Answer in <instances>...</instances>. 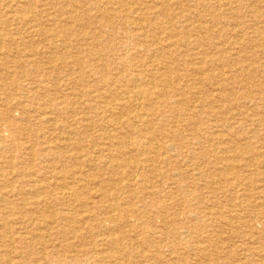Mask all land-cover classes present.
Here are the masks:
<instances>
[{"label": "rangeland", "instance_id": "1", "mask_svg": "<svg viewBox=\"0 0 264 264\" xmlns=\"http://www.w3.org/2000/svg\"><path fill=\"white\" fill-rule=\"evenodd\" d=\"M0 24L2 25L0 29V33L3 36V39L5 40H0V58H2V56L4 57L3 59H0V66L4 63H6V67L5 65L4 66H1V67H5V68H1L0 67V72H2V74L0 73V107L3 108V110L0 108V143H1V140L2 143H4V145L0 146V169L3 168L2 170H0V181L3 182L1 183L0 182V199H1V202H4L3 204H1L0 202V216H1V219H0V239L2 241H0V243L2 245H0V259L1 261L3 260V263L4 264H10L11 261L12 263L11 264H32V261L33 264H264V133H262V131L264 132V109H262L264 107V34L261 35V33H264V0H258L255 1V0H116V2L114 3V5L112 4L113 3V0H85L87 2V4L85 3L84 0H73L76 5H74V2L71 0H43L45 1L42 2V0H9V1H4L3 0H0ZM13 1V2H12ZM27 1H31L30 3H27ZM33 1L34 4H33ZM39 1V2H37ZM50 1V2H49ZM54 1V3L52 2ZM66 1V3H65ZM110 1V2H109ZM121 1V2H120ZM130 1V2H128ZM136 4H135V2ZM159 1V2H158ZM167 1V2H166ZM198 1V2H197ZM211 1V2H210ZM234 1V2H233ZM6 2V3H5ZM9 2V3H8ZM42 2V4H40ZM90 2V3H89ZM94 4H93V3ZM121 4H120V3ZM151 2V3H150ZM177 2V3H176ZM189 2V3H188ZM191 2V3H190ZM218 2V3H217ZM244 2V3H243ZM248 2V3H247ZM17 3V4H16ZM25 3V4H24ZM50 3V4H49ZM60 3V4H59ZM71 3V4H69ZM83 3V4H82ZM140 3V5H139ZM157 3V4H156ZM166 3V4H165ZM169 3V4H167ZM175 3V4H174ZM215 3V4H214ZM222 3V4H221ZM39 5L38 8H40L41 10H39L37 8V6ZM54 4H56L54 6ZM70 8H69V6ZM130 4V5H129ZM186 4V5H185ZM191 6H190V5ZM203 4V5H202ZM206 4V6H205ZM217 4V5H216ZM254 4V5H253ZM256 4V5H255ZM3 5V6H2ZM15 7H14V6ZM27 7H26V6ZM29 5L32 7L29 8ZM50 5V6H49ZM61 5H63V9H61ZM80 5H83L85 7L81 8ZM96 5V6H95ZM110 5V6H109ZM119 5H121L119 7ZM142 5V6H141ZM144 5V6H143ZM153 5V7H152ZM169 5V6H167ZM176 5V6H175ZM177 5H180L177 6ZM183 5V6H182ZM222 5L224 7H222ZM253 5V6H252ZM2 6V7H1ZM13 6V7H11ZM22 6V7H21ZM43 6V7H41ZM45 6V7H44ZM49 6V7H48ZM52 6V8H51ZM66 9H65V7ZM72 6V7H71ZM77 8V11L74 10L76 9L75 7ZM79 6V7H78ZM103 6V7H102ZM104 6H106L104 8ZM113 6V7H112ZM140 6V7H139ZM147 6V8L145 7ZM177 8H175V7ZM211 6V7H210ZM218 6V7H217ZM239 6V7H238ZM25 11L24 10V8ZM90 7H93L92 9H96L97 11L95 10H92ZM97 7V8H96ZM116 7H119L116 9ZM132 8L133 11V14L135 13V16L132 15V13H130L129 15H127V13L124 12V10H126V8ZM167 7V9L165 8ZM197 7V8H196ZM210 7V8H209ZM216 7V8H215ZM234 7V9H233ZM4 8V9H3ZM14 8V9H13ZM23 8V9H21ZM28 8V9H26ZM45 8V9H43ZM49 8H51V11ZM73 8V9H72ZM103 8V9H102ZM142 8H144L142 10ZM152 8V9H151ZM163 8V9H162ZM169 12H167L165 9ZM173 8V10H171ZM180 8V9H179ZM187 8V9H185ZM198 8H201L200 10ZM219 8V9H218ZM231 8V9H230ZM246 8L249 10L246 11ZM10 9V10H9ZM24 11V13L21 11ZM49 9V10H48ZM59 9V10H58ZM81 9V10H80ZM85 9V10H84ZM90 9H91V12H90ZM100 9V10H99ZM112 9V14L110 13ZM179 9V11L177 10ZM225 11H223V10ZM228 12H227V10ZM240 9V10H239ZM252 9V10H251ZM37 10V11H36ZM62 10V11H61ZM80 10V11H78ZM84 10V11H83ZM89 10V11H88ZM99 10V12H98ZM103 10V11H102ZM108 10V11H107ZM115 10V11H114ZM142 10V11H141ZM152 10V11H151ZM160 10V11H159ZM163 10H164V13H163ZM182 10V11H181ZM188 10V11H187ZM199 10V11H198ZM231 10V11H230ZM259 10V11H258ZM6 11V13H5ZM8 11V12H7ZM10 11V12H9ZM13 11V12H11ZM19 11V15L17 14ZM42 11V12H40ZM61 11V12H60ZM118 13H117V12ZM124 14H123V12ZM136 11H138L136 13ZM140 11V12H139ZM162 11V12H161ZM176 11V12H175ZM224 13H223V12ZM230 11V13H229ZM233 11V12H232ZM244 11V12H243ZM253 11V12H252ZM255 11V12H254ZM45 12V13H44ZM49 14H48V13ZM51 12V13H50ZM56 12V13H55ZM66 12V13H65ZM70 12V13H69ZM85 12V15L84 13ZM87 12V13H86ZM104 12V13H103ZM155 14H154V13ZM161 12V13H160ZM180 14H178V13ZM187 12V13H186ZM204 12V13H203ZM211 12V14H210ZM221 12V13H220ZM236 12V13H235ZM249 12V13H248ZM10 13V14H9ZM16 13V14H15ZM28 15H26V14ZM38 13H41V14H45V16L43 15H40ZM65 13V14H63ZM73 13V14H72ZM79 13H82L80 15H77ZM142 13V14H141ZM153 13V15H152ZM174 13V14H173ZM223 13V14H222ZM226 13V14H225ZM244 13V14H243ZM247 13V14H246ZM251 13V14H250ZM256 13V14H255ZM7 14V15H5ZM12 14V15H11ZM22 14V15H21ZM54 14V15H53ZM61 14H62V17H61ZM98 14V15H96ZM104 14V15H102ZM111 14V15H110ZM114 14V15H113ZM150 14V15H149ZM195 14V15H194ZM222 14V15H221ZM261 14V16H260ZM17 15V16H16ZM24 15V16H23ZM40 15V16H39ZM48 15V16H47ZM50 15V16H49ZM59 15L60 16V20H59ZM106 15V17H105ZM122 15V16H121ZM124 15V16H123ZM155 15V16H154ZM169 15H170V18H169ZM191 15V16H190ZM193 15V16H192ZM233 15V16H232ZM240 15V16H239ZM259 15V17L257 16ZM23 16V17H22ZM35 16V17H33ZM42 16V17H41ZM54 16V17H53ZM56 16V17H55ZM71 20H70V18ZM77 16V17H76ZM81 17V18H78V17ZM96 16V17H94ZM108 16V17H107ZM111 16V17H110ZM114 16V17H113ZM129 16V17H128ZM133 16V17H132ZM201 16V17H199ZM220 16V17H219ZM22 17V18H21ZM27 19H25V18ZM31 17V18H30ZM39 17V18H38ZM50 17V19L48 18ZM113 17V18H112ZM140 17V18H139ZM175 17V18H174ZM185 17H187L185 19ZM222 17V18H221ZM228 17V18H227ZM232 17V18H231ZM236 17V19H235ZM241 17V18H240ZM251 17V18H250ZM16 20H15V19ZM20 18V19H18ZM34 18V23L33 22V19ZM55 18V19H54ZM108 18V19H107ZM124 18V19H122ZM127 18V19H126ZM152 18V20H151ZM162 18V19H161ZM193 18V20H192ZM196 20H195V19ZM201 18V19H200ZM209 18V19H208ZM215 18V20H214ZM218 18V19H217ZM247 18V19H246ZM255 18V19H254ZM11 19V20H10ZM36 19H37V22H36ZM41 19V20H40ZM46 19V21H45ZM49 19V21L47 20ZM58 19V20H57ZM64 19L65 22H63L62 20ZM74 19V20H73ZM78 19V20H77ZM93 19V20H92ZM100 19V20H99ZM106 19V20H105ZM118 19H122L120 21H118ZM138 19L141 21H144L140 23L139 25V21ZM145 19V20H144ZM160 19V20H159ZM189 19V20H188ZM258 19V20H256ZM261 19V20H260ZM8 20V21H7ZM32 20V21H30ZM44 20V21H42ZM57 22H56V21ZM132 20V21H131ZM136 20L134 23L133 21ZM236 20V21H235ZM12 21H17L15 22L16 24L14 25V22ZM41 23H40V22ZM69 21V24L68 22ZM78 21V22H77ZM82 21V22H81ZM109 21V23H108ZM192 21V22H191ZM195 21V22H194ZM203 21V22H202ZM214 23H212V22ZM231 21V22H230ZM234 21V22H233ZM250 21V22H249ZM257 21H258V26H257ZM32 24H31V23ZM43 22L45 24H43ZM50 22V23H49ZM55 22V23H54ZM85 22V23H84ZM89 22V23H88ZM94 22V23H93ZM107 22V23H106ZM120 22H122L121 24H119ZM147 22V23H146ZM168 22V23H167ZM189 22V23H188ZM194 22V23H193ZM216 22V23H215ZM256 22V23H255ZM27 23V24H26ZM31 26H30V24ZM36 23V24H35ZM49 23V24H48ZM52 23H54L52 25ZM59 23V25H58ZM67 23V24H66ZM75 23V25H74ZM116 23V24H115ZM125 26H124V24ZM133 23V24H131ZM157 23V24H156ZM162 23V25L160 24ZM241 23V24H240ZM243 23V24H242ZM6 26H5V25ZM9 26H8V25ZM25 26H24V25ZM42 24V25H41ZM56 24V25H55ZM63 24L65 27H63ZM79 24V26H77ZM115 24V25H114ZM131 26H130V25ZM138 24V26H137ZM147 24V25H146ZM160 24V25H159ZM167 24V26H166ZM221 24V25H220ZM233 24V25H232ZM252 24V26L250 25ZM260 24V26H259ZM37 27H36V26ZM47 25V26H46ZM84 25V26H83ZM94 25V26H93ZM169 25V26H168ZM188 25V27H187ZM192 25V26H190ZM197 25V27H195ZM213 25V26H212ZM215 25V26H214ZM231 25V26H229ZM235 25V26H234ZM5 26V27H3ZM27 26V27H26ZM42 26V29L41 27ZM46 26V27H45ZM63 27V29H60L59 27ZM73 26V28L71 27ZM77 26V27H76ZM87 26V27H86ZM93 26V29L91 28ZM110 26V27H109ZM122 26V27H120ZM145 26V27H144ZM182 26V27H181ZM190 26V27H189ZM228 26V27H227ZM256 26V27H255ZM30 27V28H29ZM36 27L37 28H40V29H37L38 32H36L37 30L34 29ZM54 27V28H53ZM68 27V28H67ZM77 29H76V28ZM86 27V28H85ZM120 27V30L118 29ZM137 29H135V28ZM140 27V28H139ZM187 27V29H186ZM200 27V28H199ZM235 27V28H234ZM21 28V29H20ZM33 28V29H32ZM45 28V29H44ZM75 28V29H74ZM91 28V29H90ZM113 28V29H111ZM189 28V29H188ZM193 28V29H192ZM210 28V29H209ZM212 28V29H211ZM223 30H222V29ZM6 29V30H5ZM14 29V30H13ZM81 29V30H80ZM86 29H88V31H92V32H88ZM111 29V30H110ZM122 29V30H121ZM124 29V30H123ZM135 30L133 32V30ZM143 29V30H142ZM201 29V31H200ZM203 29V30H202ZM231 29V30H230ZM261 29V30H260ZM5 30V31H4ZM18 30V32H16L14 34L13 31H16ZM40 30L42 31V33L44 34L45 30H46V34L49 33V34H45L43 35ZM44 30V31H43ZM50 30V31H49ZM77 30V31H76ZM95 30V31H94ZM119 30V31H117ZM129 30V31H128ZM131 30V31H130ZM139 30V32H138ZM213 30V31H212ZM220 30V32H219ZM8 31V32H7ZM22 31H25L27 33H24ZM35 31V32H34ZM71 31V32H70ZM77 33L75 35V33ZM84 31V32H83ZM106 31V32H105ZM121 31V32H120ZM188 31V32H187ZM194 31V32H192ZM238 31V32H237ZM3 32V33H2ZM34 32V34H33ZM52 32V33H51ZM62 32V33H61ZM73 32V33H72ZM83 32V33H82ZM129 32V33H128ZM136 32V33H135ZM218 32V33H217ZM225 32V33H224ZM8 33V35L6 34ZM36 33H38L37 35H35ZM69 33L71 35H69ZM79 33V34H78ZM81 33V34H80ZM90 33H92V36H90ZM98 33V34H96ZM106 33V34H104ZM123 33V34H122ZM128 33V34H127ZM143 33V34H142ZM186 33L187 35L189 36H186ZM189 33H192L189 35ZM196 33V34H195ZM223 33V35H222ZM0 34V36H2ZM13 34V35H12ZM25 34V35H24ZM29 34V35H28ZM42 36H41V35ZM54 34V35H53ZM68 34V35H67ZM89 34V35H88ZM110 34V35H109ZM120 34V35H119ZM184 34V35H183ZM18 35L20 36L19 39L15 38L18 37ZM30 39H29V37ZM39 35V36H38ZM52 37H50V36ZM64 35V36H62ZM78 35V37H77ZM87 38H86V36ZM112 35V36H111ZM122 35V36H121ZM142 35V36H141ZM170 35V36H169ZM200 35V36H199ZM202 35V36H201ZM211 35V36H210ZM235 35V36H234ZM239 35V36H238ZM6 36H8L7 39ZM14 36V37H13ZM27 36V37H26ZM56 36V38H55ZM66 36H69V37H66ZM84 36V37H82ZM90 36V37H89ZM102 36V37H101ZM127 36V37H126ZM130 36V37H129ZM149 36V37H148ZM172 36V37H171ZM184 36V37H183ZM190 36L192 38H190ZM209 36V37H208ZM223 36V37H222ZM230 36V39L229 37ZM234 36V37H233ZM238 36V37H237ZM40 37V38H39ZM43 37V38H41ZM48 37L50 39H48ZM54 37V39H53ZM65 37V38H64ZM95 37V38H94ZM107 37V38H105ZM150 39H148V38ZM211 37V38H210ZM2 37H0L1 39ZM10 38H11V42H10ZM39 38V40H37ZM58 38V39H57ZM68 38V40H67ZM76 40H75V39ZM82 38V39H81ZM112 38V39H111ZM209 38V39H208ZM239 38V39H238ZM247 38V40H246ZM250 38V39H249ZM254 38V39H253ZM23 39V41H22ZM29 39V40H28ZM45 39H47L45 41ZM63 39V40H62ZM89 41H88V40ZM102 39V40H100ZM214 39V40H213ZM227 39V40H226ZM242 39V40H241ZM9 41L7 44L10 45V43L12 44L13 46V50L12 51V46H8L6 43L4 44V42L6 41ZM19 40V41H18ZM43 40L45 42H43ZM66 40V41H65ZM82 40V41H81ZM91 40V41H90ZM100 40V41H99ZM108 40V41H107ZM118 40V41H117ZM133 40V41H132ZM148 40V41H147ZM151 40V42H150ZM185 40V42H183ZM222 40V41H221ZM234 42H232V41ZM238 40V41H237ZM241 40V41H239ZM3 41V42H2ZM18 41V42H17ZM30 41V42H29ZM33 41V42H32ZM39 41V42H38ZM41 41V42H40ZM51 41L53 42V44H56V45H53L51 43ZM73 41V42H72ZM78 41V42H77ZM86 41V42H85ZM97 41V42H96ZM104 42V43H101V42ZM106 41V42H105ZM153 41V42H152ZM192 41V42H191ZM197 41V42H196ZM227 41V43H226ZM244 41V42H243ZM247 41H251L247 43ZM32 42V44H31ZM38 42V43H37ZM57 42V43H56ZM62 42V43H61ZM73 44H72V43ZM83 42V43H82ZM85 42V43H84ZM125 42H126V45H125ZM136 42V43H135ZM184 44H183V43ZM203 42V43H202ZM224 42V43H223ZM231 42V43H229ZM237 45H236V43ZM240 42V43H238ZM25 43V44H24ZM29 43V44H28ZM42 43V44H40ZM75 43V44H74ZM97 43L99 45H97ZM107 43V44H106ZM119 43V44H117ZM140 43V45H139ZM144 43V44H143ZM148 43V44H147ZM155 43V44H154ZM169 45H168V44ZM179 43V44H178ZM193 45H191V44ZM199 43V44H198ZM213 43V44H212ZM217 43V45H216ZM245 43V45H244ZM29 46L30 44V47L26 48L27 45ZM38 44H40L38 46ZM87 44V45H85ZM104 44V45H102ZM114 45V47L112 48V46ZM121 44V45H120ZM123 44V45H122ZM138 44V45H137ZM152 44V45H150ZM167 44V45H166ZM188 44V45H187ZM220 44V45H219ZM235 44V45H234ZM250 44V45H249ZM252 44V45H251ZM259 47H258V45ZM260 44L262 46H260ZM7 45V46H5ZM25 45V46H24ZM34 45V48L32 47ZM44 47H43V46ZM51 45V46H50ZM61 45V46H60ZM73 45V46H72ZM74 45L76 47H74ZM84 45V47H83ZM96 45V46H95ZM117 45V46H116ZM148 45V46H147ZM184 45V46H183ZM186 45V46H185ZM203 45V46H202ZM214 45V46H213ZM224 45V47H223ZM233 45V46H232ZM247 45V46H246ZM22 46V47H20ZM61 48H60V47ZM67 48L66 51H64L65 49L63 48ZM66 46H70L69 48L66 47ZM81 48H80V47ZM89 46V48L86 47ZM93 49H90L91 47ZM105 46V47H104ZM111 46V47H110ZM123 48H121V47ZM125 46V47H124ZM138 46V47H137ZM153 46V47H152ZM164 46V47H163ZM172 46V47H171ZM180 46V47H179ZM192 46V47H191ZM205 46V47H204ZM245 46V47H244ZM250 48H249V47ZM10 49H9V48ZM20 47V48H19ZM24 47V48H23ZM32 47V48H31ZM38 47V48H37ZM58 47V48H57ZM79 49H78V48ZM96 47H99V48H96ZM107 47V48H106ZM152 47V48H151ZM166 47V48H165ZM178 47V48H177ZM188 47V49H187ZM193 47L195 49H193ZM197 47V48H196ZM199 47V48H198ZM212 47V48H211ZM262 47V48H260ZM5 48V49H4ZM26 48V49H25ZM43 48V50H42ZM73 48V49H72ZM77 48V49H76ZM83 48V49H82ZM103 48H105L103 50ZM121 48V50H120ZM126 48V49H125ZM165 48V49H164ZM223 48V49H222ZM236 48H237V51H236ZM247 48V49H246ZM19 49V50H18ZM29 49V50H28ZM34 49V50H32ZM36 49H39V50H36ZM47 49V50H46ZM49 49V51H48ZM63 49V50H62ZM70 51H69V50ZM82 49V50H81ZM99 49V50H98ZM111 49V51H110ZM153 49V50H151ZM173 49V51H172ZM179 49V50H178ZM191 49V50H190ZM193 49V50H192ZM233 49V50H232ZM240 49V50H239ZM262 49V50H261ZM8 50V51H7ZM24 50V51H23ZM52 50V51H51ZM57 50V52H56ZM63 52H61V51ZM86 51V53L84 51ZM90 50V51H89ZM98 51V52H95ZM115 50V51H114ZM123 50V51H122ZM184 50V51H183ZM210 50V51H209ZM214 50V52H213ZM20 51V52H19ZM30 51V53L28 52ZM33 51H37L35 53H33ZM51 51V52H50ZM72 51V52H71ZM78 51L77 54L76 52ZM82 51V52H81ZM87 51H89V54L87 53ZM105 51V53H104ZM108 51H110L109 53H107ZM127 51V52H125ZM144 51V52H143ZM205 51V52H204ZM218 51V52H217ZM221 51V52H220ZM244 51V52H243ZM9 54H7V53ZM19 52V53H17ZM27 52V54H26ZM40 52V53H39ZM60 52V54H58ZM67 52V53H66ZM71 52V53H70ZM94 52V53H93ZM115 52V53H114ZM123 52V53H122ZM139 54H137V53ZM150 52V53H149ZM160 55H159V53ZM171 52V53H170ZM176 52V54H174ZM181 52V53H180ZM185 52V53H184ZM190 52V53H189ZM195 53V56L193 57H190L192 56L194 53ZM199 52V53H198ZM201 52V53H200ZM233 52V53H232ZM235 52V53H234ZM241 52V54H237V53ZM259 52V53H257ZM23 53V54H22ZM29 53V54H28ZM43 53L45 54V56L43 55ZM49 53V55H47ZM51 53V54H50ZM64 55V57L62 56H59V55ZM65 53V54H63ZM91 53H93L91 55ZM96 53V55H95ZM98 53L100 54V57H96L98 56ZM107 53V54H106ZM113 54V57L112 58V54ZM122 53V54H120ZM189 53V54H188ZM193 53V54H191ZM203 53V55H202ZM211 53V55H210ZM222 53V54H221ZM261 53V54H260ZM5 54V55H4ZM11 54V55H10ZM15 54V55H14ZM20 54V55H19ZM31 54V55H30ZM32 54H35L36 56V59L40 57V59H35L34 60V57ZM42 54V55H41ZM57 54V55H56ZM76 56L73 58V56ZM109 54V55H108ZM120 54V56H119ZM124 54V55H123ZM130 54V55H129ZM132 54V55H131ZM157 54V55H156ZM164 54V55H163ZM176 56H174V55ZM202 57H201V55ZM207 54V55H206ZM236 54V55H235ZM8 55V56H7ZM14 55V56H13ZM150 55V56H149ZM170 55H172L170 57ZM178 55V56H177ZM198 55V56H197ZM200 55V56H199ZM234 55V57H233ZM240 55V56H239ZM9 58H13L14 59H10V62L9 59H6L7 57ZM15 56L17 58V60L15 59ZM20 56H22L21 58H19ZM30 56V57H29ZM33 56V57H32ZM38 56V57H37ZM53 56V57H52ZM93 56V57H92ZM107 56L105 59L103 57ZM109 56V57H108ZM116 56V58H115ZM132 56V57H131ZM136 56V57H134ZM159 56V57H157ZM168 58H167V57ZM220 56V57H219ZM223 56L225 58H223ZM252 56V57H251ZM259 56V57H258ZM43 59H42V58ZM49 59H48V58ZM55 57V58H54ZM58 57V58H57ZM62 57V58H61ZM69 57H72V61ZM79 57V58H78ZM95 57V58H94ZM120 57V58H118ZM151 57V58H150ZM166 57V58H164ZM174 57V59H173ZM176 57V58H175ZM229 57V58H228ZM24 58V59H23ZM28 58V59H27ZM32 58V60H30ZM46 59H48L49 61L52 60L54 58V60H57V61H44ZM60 58V59H59ZM64 58V59H63ZM68 58V59H67ZM76 58V59H75ZM84 58V60H83ZM86 58V59H85ZM94 58V59H93ZM131 59V60H127V59ZM202 58V60H201ZM237 58V59H236ZM258 58V59H257ZM24 61H22V60ZM26 59V61H25ZM67 61H66V60ZM82 59V60H81ZM87 59L91 60V62H93L92 65L91 62ZM118 59V60H117ZM150 61H149V60ZM155 59V60H153ZM167 59V60H166ZM168 59L170 61H168ZM182 61H181V60ZM194 59V60H193ZM225 59V60H224ZM227 59V60H226ZM233 59V60H232ZM252 59V60H251ZM256 59V60H255ZM6 60V62H5ZM15 60V61H14ZM43 60V61H42ZM60 60V61H59ZM64 62V65L62 64ZM93 60V61H92ZM102 60V61H101ZM113 61L114 64L112 62H109V61ZM116 60V61H115ZM139 60V61H138ZM176 60V61H174ZM196 60V62H195ZM216 60V61H215ZM232 60V61H231ZM239 60V61H238ZM32 62L33 64H30L29 63ZM37 61V62H36ZM39 61V62H38ZM71 61V62H70ZM76 61V62H75ZM80 61V62H79ZM83 61V63H82ZM97 61V62H96ZM104 61V62H103ZM108 61V62H107ZM119 61V62H118ZM131 61V62H130ZM133 61V62H132ZM144 61H146V66H144ZM180 61V62H179ZM185 61L187 63H185ZM207 61V62H206ZM227 61V62H226ZM231 61V63L229 62ZM236 61V62H235ZM252 61V63H251ZM2 62V64H1ZM18 62V67L16 68L17 66V63ZM47 62V63H46ZM56 62V63H55ZM85 62V63H84ZM94 62L96 64H94ZM103 62V63H102ZM173 62V63H172ZM224 62V63H223ZM240 62V63H239ZM11 63V64H10ZM13 63H16L13 64ZM26 63L27 65H24ZM39 63V65L37 64ZM41 63V64H40ZM48 63H51L50 65H47ZM60 65L58 66L57 65ZM74 63L78 64V66H74L73 65ZM91 64L93 68H97L98 72L101 73V76L103 77H100V73L97 72L96 69H92L88 64ZM111 63V64H110ZM149 63V65H148ZM151 63V64H150ZM161 63V64H160ZM169 63V64H168ZM192 63V64H191ZM229 63V65H227ZM237 65H236V64ZM29 64V65H28ZM46 64V66H45ZM67 64V65H66ZM69 64H71L70 66H68ZM120 65V66H116V65ZM124 64V65H123ZM129 64V65H128ZM156 64H157V67H156ZM181 64V66H180ZM224 64V65H223ZM235 64V65H234ZM255 64V65H254ZM33 67H32V66ZM34 65L36 66H39L40 69H38V67H34ZM44 65V66H42ZM56 65L58 66V68L56 67ZM82 65V67H81ZM87 65H88V69L87 68ZM107 67H106V66ZM112 65V66H111ZM205 65V66H204ZM212 65V66H211ZM214 65V66H213ZM216 65L218 67H216ZM247 65V67H246ZM8 66V67H7ZM20 66L22 67L23 66V71H21L20 69ZM26 66V67H25ZM31 66V68H30ZM48 66V67H47ZM55 66V67H54ZM64 66V67H63ZM100 66V67H99ZM129 66V67H128ZM178 66V68H177ZM186 66V67H185ZM210 66V67H209ZM221 66V67H220ZM224 66V67H223ZM237 66V67H236ZM10 67V68H9ZM44 67V69H43ZM50 67V68H49ZM53 67V69L51 68ZM68 67H70V69H68ZM76 67V68H75ZM114 67L116 68L115 69V73L114 72H111L109 73V71H114ZM123 67H125V69H123ZM133 67V68H132ZM144 67V69H143ZM154 67V68H153ZM156 67V68H155ZM162 67V69L160 68ZM183 67V68H181ZM188 67V68H187ZM197 67V68H196ZM204 67V69H203ZM215 67V68H213ZM220 67V68H219ZM228 67V68H227ZM249 67V68H248ZM256 67V69H255ZM9 70H8V69ZM19 68V69H18ZM28 68V70H27ZM37 68V69H35ZM42 68V70H41ZM46 68V69H45ZM64 68V69H63ZM79 68V69H78ZM84 68V70H83ZM101 68V70H100ZM112 68V69H111ZM158 68H160L161 70H159ZM164 68V69H163ZM196 68L197 70V73L195 71ZM219 68V69H218ZM226 68V69H225ZM233 68H234V71H233ZM248 68V69H247ZM5 69V70H4ZM12 69V70H10ZM14 69V70H13ZM15 69H17L15 71ZM30 69V70H29ZM49 69V70H48ZM77 69L78 72L75 70ZM134 69V70H133ZM152 69V71L150 70ZM176 70V72L174 70ZM187 69V70H186ZM192 69V70H191ZM199 69V70H198ZM223 71H222V70ZM228 69V70H227ZM239 72H237L238 70ZM7 70H8V74H7ZM27 70V71H26ZM33 70V71H32ZM39 70V71H38ZM46 70V71H44ZM52 70V71H51ZM61 72H60V71ZM66 70V71H65ZM80 70V71H79ZM83 70V73L82 71ZM90 70V72L88 71ZM95 72H93V71ZM123 70V71H122ZM131 70V72H130ZM142 70V71H141ZM145 72H144V71ZM159 70V72L157 71ZM166 70V71H165ZM169 72H168V71ZM173 70V71H172ZM190 70V71H188ZM208 70V71H207ZM213 70V71H212ZM215 70V71H214ZM218 70V71H217ZM246 70V71H245ZM12 71V72H11ZM37 71V75H34L36 73H33ZM41 71V72H40ZM48 71V73H47ZM52 74H51V72ZM60 72L57 73V72ZM72 71V72H71ZM104 73H103V72ZM119 71V72H118ZM122 71V72H121ZM207 71V72H206ZM217 71V72H216ZM226 71V72H225ZM229 71V72H228ZM234 73H233V72ZM262 71V72H261ZM6 74H5V73ZM11 72V75L10 73ZM20 72H23V73H20ZM24 72L25 75H24ZM33 74H32V73ZM66 72V76L64 75V73ZM69 72V73H68ZM77 72V73H76ZM82 74H81V73ZM92 72V74H91ZM96 72L98 73V79L95 78L94 76H96ZM138 72V73H137ZM151 72V75L150 73ZM163 72H166V73H163ZM174 72V73H173ZM189 72L191 74H189ZM206 72V73H205ZM212 72V73H211ZM220 72V73H218ZM253 73V74H250ZM258 72L259 73V76L258 74L256 73ZM3 73L5 75H3ZM29 73V75H28ZM42 73V74H41ZM44 73H45V76H44ZM50 73V74H49ZM55 73V74H54ZM72 73V74H71ZM80 73V74H78ZM90 73V74H89ZM113 73V75H112ZM118 73V77L117 74ZM127 73V74H126ZM137 73V74H136ZM160 73V74H159ZM171 73V74H170ZM201 73V75H199ZM203 73V74H202ZM210 73H211V76H210ZM230 73V74H229ZM234 74L233 76H231L232 74ZM16 74L18 75L16 77ZM21 74V75H19ZM49 75H54L53 77L52 76H48ZM70 77V79L68 78V75ZM75 74V75H74ZM77 74V75H76ZM103 74V75H102ZM105 74V75H104ZM107 74V75H106ZM121 74V75H120ZM125 74V75H124ZM129 74V75H128ZM131 74V75H130ZM134 74V76H133ZM165 74V75H164ZM175 74V76H174ZM189 74V76H188ZM217 74H218V77H217ZM221 74V75H220ZM228 74V75H227ZM262 74V75H261ZM3 75V76H2ZM9 75V76H8ZM23 75V76H22ZM32 77V80H31V83L29 81V78ZM40 75V76H39ZM47 75V76H46ZM63 75V76H62ZM73 77H72V76ZM79 75V76H78ZM83 75V77H82ZM87 78L89 77L90 79L92 80H89V78H85L86 76ZM110 75V77H109ZM113 77H112V76ZM120 75V76H119ZM128 75V76H126ZM227 75V76H226ZM22 76V77H21ZM26 76V78H24ZM43 76L45 77V79L43 78ZM65 76V77H64ZM77 76V77H76ZM85 76V77H84ZM91 76H93L94 78H92ZM107 76V78H106ZM130 76V77H129ZM136 76V77H135ZM143 80H141L140 78L138 79L137 77H139ZM144 76V77H143ZM157 76V77H156ZM165 76V77H164ZM203 76V77H202ZM209 76V77H208ZM213 76V77H212ZM219 76H222V77H219ZM236 76L238 78H236ZM249 76V77H248ZM35 77V79H33ZM38 77H41L40 80H38L39 78ZM48 79H47V78ZM65 79H64V78ZM67 77V78H66ZM78 77H80V79H78ZM112 77V78H111ZM121 77V78H120ZM129 77V78H128ZM134 77V78H133ZM150 77V78H149ZM161 77V79H160ZM174 77V78H173ZM209 78L207 79L208 82L211 84L209 85V83L206 80V78ZM212 77V78H210ZM242 77H245L242 79ZM6 78V79H5ZM15 78H16V82H15ZM18 78H22L21 80L18 79ZM38 78V79H37ZM44 80H43V79ZM50 78V80H49ZM54 80H53V79ZM62 78V79H61ZM72 78V79H71ZM102 78V80H101ZM115 78V79H114ZM136 78L139 80H136ZM145 78V79H144ZM157 80H156V79ZM177 78V79H176ZM186 78V79H185ZM197 78V79H196ZM199 78V79H198ZM219 78V79H218ZM229 78V79H228ZM2 79V80H1ZM9 80L8 81H5V80ZM75 79L79 80L78 82L75 81ZM86 79V80H85ZM96 79L98 81H96ZM101 81H100V80ZM112 79V80H111ZM129 79V80H127ZM184 79V80H183ZM195 81H193V80ZM215 79H216V82H215ZM237 79V80H236ZM245 79V80H244ZM20 80V81H19ZM26 82H25V81ZM35 80V81H34ZM36 80L38 82H36ZM48 80V82H46ZM65 80V81H64ZM89 80V81H88ZM114 80V81H113ZM116 80V81H115ZM135 80V81H134ZM161 80V81H160ZM173 80H176V81H173ZM191 80V81H190ZM212 82H211V81ZM214 80V81H213ZM262 80V81H261ZM2 81H4L2 83ZM23 83H22V82ZM42 81L44 83V86L46 85V88L43 86L42 84ZM53 81V82H52ZM67 81V82H66ZM74 81V82H72ZM106 81V82H105ZM112 83H110V82ZM128 81V82H127ZM132 84L128 86V83L130 84L131 82ZM139 83V87L137 86V82ZM166 81V82H165ZM180 83H179V82ZM184 81V82H182ZM207 83H205V82ZM220 81V83H219ZM232 81V82H231ZM19 82V83H17ZM28 82V83H27ZM40 82V83H39ZM70 82H71V87L69 86L70 85ZM84 82V83H83ZM86 82H88V84L91 85H88L86 84ZM103 82V83H102ZM114 82H117V83H114ZM143 84H142V83ZM147 82V83H146ZM165 82V83H164ZM174 82V84H173ZM187 82V83H186ZM218 82V83H217ZM225 82V83H224ZM238 84H237V83ZM246 82H249L248 84ZM263 82V83H262ZM9 83V84H8ZM38 84H42L41 86H37L38 89H36V85ZM46 83V84H45ZM68 84V87H67V84ZM76 83V84H74ZM109 83V84H107ZM114 83V84H113ZM122 83V84H121ZM141 83V84H140ZM162 83V84H161ZM170 83V85L168 84ZM176 83V84H175ZM196 83V85H195ZM217 83L215 86L214 84ZM232 85H231V84ZM236 83V84H235ZM3 84H5V87L7 88L8 85L9 87L7 88L8 91L4 86ZM18 84V85H17ZM20 84V85H19ZM25 84H35L34 88L33 86H26ZM64 84V85H63ZM74 84V86H72ZM80 84V85H79ZM87 87H86V85ZM99 84V85H98ZM118 84V85H117ZM126 84V85H125ZM134 84V85H133ZM149 84V85H148ZM167 84V86L165 85ZM184 84V85H182ZM213 84V85H212ZM252 84V85H250ZM2 85V86H1ZM10 85L11 88H10ZM93 85H97L98 89L94 87L92 88ZM103 86V89L105 91H107V89H109L107 91V95L105 94L106 92H103L104 90L102 89V86ZM105 85V86H104ZM112 85V86H110ZM117 85V86H116ZM146 87H145V86ZM153 85V87H152ZM159 85H161L160 87H158ZM169 85V86H168ZM174 85V86H173ZM182 85V87H181ZM208 85V86H207ZM226 85V87H225ZM234 85V86H233ZM14 86V87H13ZM21 90H19V88ZM26 88H25V87ZM43 86V87H42ZM48 86V87H47ZM78 86V87H77ZM110 86V87H109ZM116 86V88H115ZM119 86V87H118ZM123 86V87H122ZM136 86V87H135ZM150 86V87H149ZM157 86V87H156ZM163 86V87H162ZM172 86V87H171ZM207 86V87H206ZM215 88H213V87ZM236 86V87H235ZM245 86V87H244ZM252 86V88H251ZM13 87V88H12ZM24 87V88H22ZM30 87V88H28ZM42 87V90L41 88ZM84 89H83V88ZM86 87V88H85ZM108 87V88H107ZM114 87V88H113ZM125 87V89H124ZM131 87V88H130ZM133 87V88H132ZM138 87V89H136ZM165 87V88H164ZM176 87V88H175ZM178 87V89H177ZM249 87V88H248ZM33 88V89H32ZM40 88V90H39ZM44 88V89H43ZM76 90H72V89ZM78 88V89H77ZM82 88V90L80 89ZM90 88V90H89ZM101 88V89H99ZM130 88V90H129ZM160 88V89H159ZM200 88V89H199ZM233 88V89H232ZM6 92H5V90ZM14 90V92H12V90ZM18 89V90H17ZM22 89H27L28 90V93L24 92L23 94H26L23 96V94L21 92H23ZM38 91L36 92L35 91ZM46 89V90H45ZM71 90L70 93H68V90ZM97 89V90H96ZM112 89V90H111ZM114 89V90H113ZM118 89V91H117ZM123 91H122V90ZM127 89V91H126ZM148 89V90H146ZM153 89V91H152ZM176 89L178 91H176ZM181 89V90H180ZM186 89V90H185ZM193 89V90H192ZM197 89V90H196ZM222 91H221V90ZM237 89V90H236ZM247 89V91H246ZM252 89V90H251ZM27 90H24V91H27ZM87 90V91H85ZM97 91V92H94ZM102 90V91H101ZM140 92H138V91ZM143 90V91H142ZM173 94H172V92ZM190 90V92H189ZM213 90V91H212ZM32 91V92H31ZM35 93H34V92ZM41 93H40V92ZM67 91V92H66ZM79 92V94H76V92ZM85 91V93H83ZM89 91L91 93H89ZM122 91V92H121ZM131 91V92H130ZM150 91V92H149ZM158 91V92H157ZM175 91V92H174ZM186 91V92H185ZM189 93H188V92ZM194 91V92H193ZM215 91V92H214ZM217 91V92H216ZM227 91V92H226ZM71 92H74L71 93ZM77 92V93H78ZM83 94H82V93ZM94 92V93H93ZM99 92V93H98ZM102 92V93H101ZM111 92V93H110ZM116 92V93H114ZM127 92V93H126ZM146 92V94H145ZM148 92V93H147ZM160 92H162L161 94L163 96H161V94H159ZM164 92V93H163ZM193 92V94H192ZM198 95H197V93ZM209 92V93H208ZM223 92V93H221ZM254 92V94L252 93ZM21 93V94H20ZM32 93V94H31ZM39 93H40V96H39ZM43 93V94H42ZM46 93V95H45ZM64 93V94H63ZM98 93V94H96ZM118 93V94H117ZM126 93V94H125ZM144 95H143V94ZM178 93V94H177ZM184 93V94H183ZM187 93V94H186ZM202 93V94H201ZM235 93V94H234ZM241 93V95H240ZM51 94V95H50ZM57 94V95H56ZM71 94V95H70ZM91 98H94L93 100L89 97V95ZM92 94V95H91ZM97 96H95V95ZM102 97H100V95ZM109 94L111 95L112 94V99H110V96ZM114 94V96H113ZM117 94V95H116ZM119 94H122V95H119ZM136 96H135V95ZM150 94V95H148ZM211 94V95H210ZM244 94V95H243ZM3 95V96H2ZM35 95V96H34ZM37 95V96H36ZM63 95V96H61ZM70 95V96H69ZM75 95V96H74ZM79 95H82V97H80ZM122 96V98L120 97ZM125 97H124V96ZM131 95V96H130ZM155 95V96H154ZM165 95V97H164ZM173 95L175 97H173ZM178 95V97H177ZM183 95V96H182ZM190 95V97H189ZM237 95V96H236ZM240 95V97L238 96ZM259 95V96H258ZM16 96V98H15ZM48 96H51V97H48ZM56 99H54V97ZM69 96V97H68ZM79 96V97H78ZM88 96V98L86 97ZM95 96V97H94ZM109 96V97H108ZM117 96V97H116ZM133 96V97H132ZM138 96V97H137ZM141 96L140 100L141 101H138V98ZM169 96V97H168ZM197 96V97H196ZM204 98H203V97ZM209 96V97H208ZM228 96V97H227ZM233 96V97H232ZM243 96V98L241 97ZM7 97V98H6ZM10 97V98H8ZM21 97V98H20ZM24 97V98H22ZM27 97V98H26ZM31 97V99H30ZM38 97V98H37ZM50 99H48V98ZM53 97V98H52ZM61 97V98H60ZM69 99V102L67 101ZM71 97V99H70ZM78 98L77 101L75 98ZM98 97L100 99H98ZM108 97V98H107ZM124 97V98H123ZM148 97V98H147ZM151 97V98H150ZM173 97V98H171ZM185 99H184V98ZM258 97V98H257ZM6 98V99H5ZM26 98V99H25ZM34 98V99H33ZM36 98V99H35ZM43 100H42V99ZM47 98V99H46ZM54 100H52V99ZM79 98L80 100L82 101H79ZM86 98V99H85ZM122 99L121 103L120 101H116V100H113V99ZM125 98L126 101H125ZM163 98H167L166 100L163 99ZM190 98V99H189ZM194 98L196 101H194ZM202 98V99H201ZM238 98V100H237ZM240 98V99H239ZM249 98V99H248ZM252 98V99H251ZM14 99V100H13ZM22 99V100H20ZM25 99V100H23ZM40 101H38V100ZM57 99L58 100V103H57ZM67 99V100H66ZM88 99V100H87ZM96 99V101H94ZM98 99V100H97ZM110 101V103L112 104H109L108 100ZM134 99V101H132ZM146 99H147V103H146ZM153 99V100H152ZM154 99H157V100H154ZM228 99V100H227ZM233 99V100H232ZM242 99V100H241ZM257 99V100H256ZM8 100V102H7ZM20 100V101H19ZM44 100H46L45 102L47 103H42L44 102ZM62 100V101H61ZM85 100V101H84ZM90 100V101H89ZM113 100V101H112ZM124 100V102H123ZM173 100V101H172ZM176 100V101H175ZM190 100H193L192 103ZM202 102H201V101ZM212 100V101H211ZM222 100V102H221ZM240 100V101H239ZM262 100V101H261ZM11 101H13L11 103ZM21 101H23L22 104ZM30 101V102H29ZM33 101V102H32ZM35 101V102H34ZM38 103H37V102ZM72 101V102H71ZM79 101V102H78ZM87 101H89V105L87 103ZM105 101V102H104ZM108 101V102H107ZM116 103H115V102ZM150 101V102H149ZM153 101V103L151 102ZM166 101V103L164 102ZM172 101V102H171ZM181 101V102H179ZM254 101V102H253ZM259 101V102H258ZM29 102V103H28ZM49 102V104H48ZM51 102V103H50ZM56 102V103H55ZM63 107H62V105ZM67 102H68V105H67ZM71 102V103H70ZM93 102V103H91ZM100 102V103H98ZM118 102V103H117ZM125 102L127 104H125ZM138 102V104L136 103ZM145 102V103H143ZM174 102V104H173ZM190 102V103H189ZM211 103L212 105L208 104ZM17 103V104H16ZM18 103L21 105L19 107ZM41 103V104H40ZM66 103V104H65ZM82 106V109L81 106ZM83 103H87L86 106L83 104ZM101 104L103 103V105H97V104ZM124 103V104H123ZM136 106H134L133 104ZM163 103V104H162ZM173 104V107L171 108L172 104ZM176 103H178V105H176ZM183 103V104H181ZM191 103L193 105H191ZM204 103V104H203ZM244 103V104H243ZM251 103H253V106H251ZM263 103V104H262ZM2 104V105H1ZM32 104V105H31ZM36 104V105H35ZM39 104V105H37ZM45 104V105H43ZM58 104V105H57ZM72 104V105H71ZM93 105V106H96L95 109H93L94 107L93 106H90ZM96 104V105H94ZM119 104V105H117ZM123 105V108L122 106ZM129 104V106H127ZM155 107H153L152 106ZM159 104V105H158ZM29 105V107L32 106V109L31 108H28L27 110V106ZM31 105V106H30ZM35 105V107H37V109H35V107L33 106ZM42 105V106H41ZM57 105V106H55ZM61 105V106H59ZM88 105V106H87ZM117 105V107H116ZM125 105L127 107H125ZM139 105V107L137 108V106ZM148 105H150V108L148 107ZM164 105V106H163ZM168 105V106H167ZM185 108H183L182 107ZM201 105V106H200ZM209 105V107H208ZM251 107H250V106ZM261 105V106H259ZM9 106L10 108L12 107V109L9 110ZM26 106V107H25ZM44 109H40V107ZM99 106V107H98ZM100 106L107 108L105 109L106 111H104L103 107L100 109ZM106 106V107H105ZM108 106H111V107H114L113 109L109 108ZM121 107L120 109H125V108H128V109H125V110H128V111H125L123 110V114H122V110L119 111V108L118 107ZM143 106V107H142ZM145 106V107H144ZM148 108H147V107ZM153 109H151L152 107ZM161 106V108H160ZM176 106V107H175ZM180 106V107H178ZM188 106V107H187ZM198 106V107H197ZM207 106V107H206ZM216 106V107H215ZM227 106V107H226ZM235 106V107H234ZM36 111V114L34 113L35 110ZM39 107V108H38ZM74 107V108H73ZM79 107V108H78ZM136 109H135V108ZM191 107V108H190ZM197 107V108H196ZM214 107V108H213ZM222 107V108H221ZM247 107V108H246ZM254 107V109H253ZM261 107V108H260ZM13 108L14 111H13ZM47 108V109H45ZM59 110H58V109ZM62 108V109H61ZM63 108H64V111H63ZM72 108V110H71ZM86 110H85V109ZM117 108V109H116ZM144 108V111H142V109ZM150 110V111H148ZM160 108V109H159ZM176 108V109H175ZM9 111H8V110ZM20 111H19V110ZM26 109V110H25ZM49 109V110H48ZM51 109V110H50ZM66 109V110H65ZM76 109V110H75ZM82 111H80V110ZM89 109V110H88ZM98 109V111H97ZM100 109V110H99ZM103 109V110H102ZM109 109V110H108ZM134 109V110H133ZM163 111H162V110ZM217 109V111H216ZM228 109H229V112H228ZM238 109V110H237ZM33 110V112H32ZM74 110V111H73ZM83 110H84V113H83ZM116 111L118 110V113H116L115 117L114 115L112 116V114H114L113 111ZM155 110V111H154ZM174 110V111H173ZM225 110H227L225 112ZM243 110V111H242ZM26 111L28 114H26ZM53 111V112H51ZM55 111H58L57 112V115L55 113ZM67 111V112H66ZM77 111V112H76ZM80 111V112H78ZM90 111V112H89ZM95 111V113H94ZM111 111V112H110ZM125 111V112H124ZM167 111V113L165 112ZM206 111V112H205ZM208 111V113H207ZM239 111V112H238ZM252 111V112H251ZM22 112V113H21ZM25 112V113H24ZM47 112V113H46ZM50 112V113H49ZM62 112H66V113H62ZM71 112V114L69 113ZM74 116L72 115L73 113ZM85 112H87L85 114ZM108 114L109 115V118L108 115H106V118H105V115L103 114ZM108 112V113H107ZM134 114H133V113ZM138 112V113H136ZM149 112V113H148ZM162 112V113H161ZM209 112L211 114H209ZM218 112V113H217ZM242 112V113H241ZM244 112V114H243ZM256 112V114H255ZM7 113V114H6ZM33 113V114H32ZM112 113V114H110ZM130 113V114H128ZM144 115H142V114ZM152 113V114H151ZM161 113V114H160ZM164 113V114H163ZM172 113V114H171ZM185 113V114H184ZM188 115H187V114ZM193 115H192V114ZM198 113V114H197ZM214 113V114H213ZM225 113H227L225 115ZM261 113H263V115H261ZM3 116H2V115ZM11 114V115H10ZM26 114V115H25ZM42 115L41 116V119L40 116L38 115ZM53 114V115H51ZM58 114L60 116H58ZM62 114V115H61ZM67 114V115H66ZM77 114V115H76ZM80 114H85V117H88V119L91 120L88 121L86 118H84V116H81ZM87 114H89L88 116H86ZM97 116H96V115ZM101 114H103L102 116H100ZM118 114H121L120 116ZM138 116H137V115ZM163 114V115H162ZM167 114V115H166ZM216 114V115H215ZM25 115V116H24ZM36 118V121H39V122H36L35 121V117ZM49 115V116H47ZM56 115V117H55ZM70 115V116H68ZM95 115V116H94ZM110 115L112 116V118L110 117ZM139 117V118H136V116ZM142 117H141V116ZM159 115V119L157 118L156 120V117H158ZM166 115V117H165ZM171 115V116H169ZM177 115V116H176ZM198 115V116H197ZM200 115V116H199ZM209 115V117H208ZM212 115H215V116H212ZM237 115V116H236ZM261 115V116H260ZM20 116V118H19ZM29 118L27 120V117ZM31 116V117H30ZM51 116V117H50ZM65 116H68V117H64ZM80 117V120L82 121V123L80 122L79 118ZM119 116V118L117 117ZM129 116V117H128ZM163 116V117H162ZM242 116V117H241ZM251 116V117H250ZM3 117V118H1ZM59 119H56L58 118ZM61 117V119H60ZM98 117V118H97ZM100 117V118H99ZM149 117V118H148ZM152 117V118H151ZM160 117H162L160 119ZM174 117V118H173ZM181 117V118H180ZM196 117V118H195ZM205 117V118H204ZM211 117H214V118H211ZM248 117V118H247ZM6 118V119H5ZM26 118V119H25ZM32 118V119H30ZM46 118V119H44ZM48 118V119H47ZM50 118H53L52 120H54L53 122H51L52 120ZM69 118L68 122H66V120ZM95 120H94V119ZM104 118V119H102ZM114 118V119H113ZM135 118V119H134ZM168 118V119H167ZM171 118V119H170ZM218 118V119H217ZM247 121H246V119ZM19 119L21 122H19ZM23 121H22V120ZM38 119V120H37ZM50 119V120H49ZM76 123L74 125V123L71 121V120ZM75 119V120H74ZM111 119H113L112 121L114 122L115 120V124L117 123L118 125L116 126L113 122V125L110 127V125L112 124L111 122H106L107 120L108 121H111ZM117 119V121H116ZM139 119V120H138ZM150 119V121H148ZM182 121H181V120ZM187 121H185V120ZM205 119V120H204ZM209 119V120H208ZM229 119V120H227ZM238 119V120H237ZM253 119V120H252ZM256 121H255V120ZM260 119V120H259ZM6 120V122H5ZM10 120V121H9ZM25 120L27 122H25ZM45 120V121H44ZM47 120V121H46ZM51 123H49V121ZM56 120H58L56 122ZM86 120V121H85ZM100 120V121H99ZM120 122H119V121ZM138 124H136V121ZM145 122H143V121ZM153 124H152V122ZM160 120V121H159ZM161 120L163 121L162 123L164 124H161L160 126V123H161ZM204 123H203V121ZM44 121V122H43ZM60 121H64V125H63V122H60ZM76 121V122H75ZM79 121V122H77ZM93 121V122H91ZM100 122L99 124H96L97 122ZM105 121V122H103ZM128 121V122H127ZM130 121V123H129ZM133 121V122H132ZM141 123H140V122ZM147 121V122H146ZM157 121V122H156ZM169 123H168V122ZM171 121H174V122H171ZM206 121V123H205ZM214 121V122H213ZM261 121V122H260ZM13 122V123H12ZM35 122V123H34ZM72 122V123H71ZM86 122V123H85ZM95 122V123H94ZM102 122V123H101ZM151 125H150V123ZM202 122V123H200ZM208 122V123H207ZM249 122V123H248ZM258 122V123H257ZM9 123V124H8ZM19 123H21V126L19 125ZM22 123L24 125H22ZM29 123V124H27ZM53 123H55L53 125ZM87 123H89V125H93L92 129L90 130V126L87 125ZM133 123V124H131ZM159 123V124H158ZM172 123V124H171ZM175 123V124H174ZM186 123V124H185ZM188 123V124H187ZM222 123V124H221ZM227 123V124H226ZM255 123V124H254ZM12 124H13V127H12ZM34 127H33V125ZM43 124V126H42ZM70 124V125H69ZM103 124V126H102ZM109 124V125H108ZM127 124V125H126ZM132 127H135V128H131V125ZM136 124V125H134ZM143 124V125H142ZM155 124V125H154ZM172 127H171V125ZM174 124V125H173ZM203 124V125H202ZM243 124V126H242ZM246 124V125H245ZM262 124V125H261ZM6 125V126H4ZM9 125V127H8ZM15 125V126H14ZM28 125L29 127H26ZM36 125V126H35ZM38 125V126H37ZM41 125V126H40ZM48 125V126H47ZM50 125V126H49ZM66 125V127H65ZM69 125V126H68ZM86 125V126H85ZM96 125V126H95ZM102 128H101V126ZM106 125V126H105ZM128 125H129V128H128ZM134 125V126H133ZM141 125V126H140ZM154 125V126H153ZM187 125V126H185ZM202 125V127H201ZM223 125V129L222 126ZM228 125V126H227ZM255 125V126H254ZM22 127V128H19ZM53 128H52V127ZM56 128H55V127ZM58 126V127H57ZM81 126V127H80ZM83 126V128H82ZM89 126L88 130H87V127ZM105 126V127H104ZM108 126V127H107ZM127 126V128H126ZM146 126L147 128H151V129H146L144 127ZM149 126V127H148ZM211 126V127H209ZM233 126V127H231ZM249 126V127H248ZM254 126V127H253ZM15 127V128H14ZM18 127V128H17ZM36 127V128H35ZM42 127V128H41ZM44 127V128H43ZM49 127V128H48ZM72 130H68L69 128ZM100 127V129L98 130V128ZM116 127V128H115ZM121 129H119V128ZM137 127V128H136ZM159 127V128H158ZM199 127V128H198ZM206 127V128H204ZM228 127V128H227ZM231 127V128H230ZM246 127V128H245ZM263 127V128H262ZM36 130H35V129ZM40 129L38 130V129ZM78 128V129H77ZM81 128V129H79ZM97 128V129H96ZM143 128L144 130H146L147 132H145L147 135H145L144 131H143ZM158 128V129H157ZM167 128V129H165ZM182 128V129H181ZM19 129V130H18ZM22 129V130H21ZM30 129V130H29ZM44 132H43V130ZM49 129V130H48ZM54 129V130H53ZM84 129V130H83ZM86 129V130H85ZM102 129V130H101ZM104 129L107 133L104 134ZM110 129V130H109ZM112 129V130H111ZM124 132H123V130ZM134 129V130H133ZM139 129V130H138ZM161 129V130H159ZM164 129V130H163ZM177 129V130H176ZM189 129V130H188ZM195 129V130H194ZM202 129L204 131H202ZM229 131H228V130ZM246 129V131H245ZM259 129V130H258ZM29 130V132L27 131ZM54 132V135H53V132ZM65 130V131H64ZM83 130V131H81ZM95 130H97V132H95ZM115 130V131H114ZM121 130V131H119ZM160 132H158V131ZM181 130V132L179 131ZM198 130V131H197ZM211 130V131H210ZM218 130V131H217ZM220 130V131H219ZM10 131V132H9ZM33 131H35V134ZM47 131H49V133H47ZM52 133H51V132ZM68 131V132H67ZM69 131L71 134H69ZM72 131V132H71ZM78 133H77V132ZM80 131V132H79ZM88 131V132H87ZM92 131V132H91ZM99 131H102V133L105 135L103 136V134L99 133ZM110 131V132H109ZM113 131V132H111ZM137 131V132H136ZM138 131L140 133H138ZM143 131V132H142ZM149 131V132H148ZM155 131L157 132V134L155 133ZM175 131V134L177 133L176 136H174V132ZM200 131V132H199ZM202 131V132H201ZM225 131V132H224ZM227 131V132H226ZM19 132V133H18ZM57 132V133H56ZM60 132V134H59ZM63 132V133H62ZM68 135H67V133ZM76 132V133H74ZM87 133L84 134V133ZM109 132V133H108ZM116 132H119L118 134L119 135H115ZM123 132V133H122ZM142 132V133H141ZM161 132L163 134H161ZM185 132V133H184ZM199 134H198V133ZM223 132V133H222ZM231 132V134L229 133ZM258 132V133H257ZM21 133V134H20ZM42 133V134H41ZM45 133V135H44ZM56 133V134H55ZM62 133V134H61ZM66 137H65V135ZM81 133V134H80ZM91 133H92V137H91ZM98 133V134H96ZM160 133V134H159ZM167 135H166V134ZM235 133V134H233ZM52 134V136H50ZM78 134V135H77ZM90 134V135H89ZM108 134V135H107ZM131 136H129V135ZM134 134H137L134 135ZM142 134L145 136L143 137ZM156 134V135H155ZM205 134V135H204ZM230 134V135H229ZM261 134V136H260ZM263 134V135H262ZM38 135V136H37ZM42 135V136H41ZM46 135H47V138L49 139H46ZM49 135V137H48ZM60 137H59V136ZM62 135V136H61ZM75 136V139L73 140L74 136ZM79 137H77V136ZM102 137H100V136ZM107 135V136H106ZM126 135V136H125ZM134 135V136H133ZM141 135V136H139ZM150 135V136H149ZM154 135V136H153ZM158 135V137H157ZM163 138H162V136ZM185 135V136H184ZM187 135V137H186ZM221 135V136H220ZM233 135V136H231ZM236 135V136H235ZM3 136V137H2ZM36 138H34V137ZM44 136V137H43ZM55 136H56V139H55ZM64 136V137H63ZM70 137V139H72L73 141H71L70 139L68 140V137ZM87 136H90L88 137L87 139ZM120 136V137H119ZM122 136H124V138L126 139V141H124L123 138H121ZM133 136V137H132ZM136 136V138H135ZM156 136V137H155ZM172 137V141L169 140ZM245 136V137H244ZM6 137V139H5ZM17 137V138H16ZM23 137V138H22ZM40 137V138H39ZM106 137V138H104ZM109 139H108V138ZM119 137V138H118ZM131 137V138H130ZM178 137V138H177ZM190 137V138H189ZM212 137L213 138V141L212 140ZM226 137V138H225ZM233 137V138H232ZM239 137L241 138L242 137V140L239 139ZM248 137V140L247 138ZM50 138H52L53 141L50 142ZM79 140L77 141L76 140ZM86 140H84V139ZM98 138V139H97ZM100 138H103V139H100ZM134 138V139H133ZM143 139V140H139V139ZM156 138V139H155ZM158 138V139H157ZM161 138V139H160ZM177 138V139H176ZM181 138V139H180ZM220 138V139H218ZM28 139V140H27ZM46 140V143L45 141L43 142V140ZM62 140H67L65 141L66 144L68 145V149H67V146L65 145V143L63 142H60L59 141ZM83 139V140H82ZM94 139V141H91V140ZM116 139V140H115ZM120 139V140H118ZM151 139V140H150ZM207 139V140H206ZM230 139V140H229ZM239 139V140H238ZM246 139V140H245ZM8 140V141H7ZM17 140V141H16ZM21 140V141H20ZM37 140V141H36ZM48 140V141H47ZM58 142H57V141ZM81 140V141H80ZM99 140H103L102 142L99 141ZM118 140V142H117ZM158 140V141H157ZM178 140V141H177ZM244 140V142H243ZM27 141V142H25ZM35 141V142H34ZM69 141V142H68ZM74 141H77L76 143H78L81 148L79 146H77L78 144H76ZM85 141V142H84ZM110 141V142H108ZM112 141V142H111ZM120 141H124L120 144ZM138 141H140V143H138ZM156 141V142H155ZM174 141V143H173ZM185 141V142H184ZM189 141V142H188ZM195 141V142H194ZM209 141V142H208ZM241 141V142H240ZM10 142V143H8ZM17 142V143H16ZM25 142V143H24ZM30 142V143H29ZM37 142V143H36ZM43 144V148L41 146V144ZM47 142H48V145H47ZM53 142V143H52ZM80 142V143H79ZM82 142V143H81ZM149 145H147V143ZM180 142V143H179ZM184 142V144H183ZM243 144V146L240 144V143ZM6 143V144H5ZM63 143V145H62ZM70 143V144H69ZM83 143H90L89 145L86 144L84 145ZM118 143V144H117ZM144 143V144H143ZM146 143V144H145ZM154 143H156L157 145L154 146ZM173 143V144H172ZM188 145H187V144ZM195 143V145H194ZM208 143V144H207ZM217 145H215V144ZM223 143V144H222ZM253 143V144H252ZM15 144V145H14ZM26 144V145H25ZM32 144V145H31ZM46 144V145H45ZM52 147H50V145ZM56 144H59L56 145ZM92 144L93 146H96V147H92ZM95 144V145H94ZM97 144V145H96ZM103 147H101V145ZM112 144V145H111ZM126 146H125V145ZM134 146H133V145ZM138 144V145H137ZM150 144H151V147H150ZM167 144V145H166ZM168 144H170V147L168 146ZM175 144V145H174ZM263 144V145H261ZM76 145V146H75ZM107 145V146H106ZM111 145V146H110ZM121 147H120V146ZM134 147H132V146ZM136 145V146H135ZM147 145V146H145ZM161 145V147H160ZM238 145V146H237ZM261 145V147H260ZM13 146V147H12ZM26 146V147H25ZM35 146V147H34ZM40 146V147H39ZM63 146V148H62ZM87 146V148H86ZM113 146H116L113 148ZM130 146L132 148H130ZM141 146V149H139ZM154 146V147H153ZM163 146V147H162ZM167 146V148H166ZM175 146V147H173ZM181 146V147H180ZM182 146H184V148H187V149H184ZM188 146V147H187ZM199 146V147H198ZM203 146V148H201ZM209 146V147H208ZM258 146V147H257ZM59 147H61L60 149L63 150L61 151L62 155L61 158L59 156L60 154V151H58ZM85 147V148H84ZM92 147V149H91ZM108 147V148H107ZM112 147V148H110ZM125 147V148H124ZM127 147V148H126ZM143 147V148H142ZM147 148V149H144V148ZM157 147V148H156ZM172 147V148H171ZM205 147V148H204ZM208 147V148H207ZM221 148V151H220V148ZM237 147V148H236ZM26 148H28L27 151ZM33 148V149H32ZM40 148V149H38ZM55 150L56 152H54L53 150ZM56 148V149H55ZM64 148H65V152H64ZM84 148V149H82ZM95 150H94V149ZM98 148V149H97ZM108 150H106V149ZM121 150H119V149ZM151 148V149H150ZM163 150H162V149ZM169 148V149H168ZM178 148V149H177ZM195 148V149H194ZM199 148V149H198ZM214 148V149H213ZM225 149L223 151V149ZM258 148V149H257ZM59 149V150H60ZM79 149V150H78ZM80 149H82L84 151H81ZM100 149V150H99ZM110 149V151H109ZM124 149H128V150H124ZM153 149V150H152ZM161 149V150H160ZM201 149V150H200ZM209 149V150H208ZM238 151H237V150ZM257 149V150H256ZM4 150V151H3ZM37 150H40V151H37ZM43 153H42V151ZM45 150V151H44ZM49 150V152H48ZM52 150V151H51ZM68 150V151H67ZM88 151H91V154L89 155V153L87 152ZM97 150H99L101 152V155L103 156H99L100 155V152L98 153ZM107 152H105V151ZM115 152H113V151ZM139 150V151H138ZM140 150L142 151V153L140 152ZM149 150V152H148ZM151 150V151H150ZM168 150V151H167ZM208 150V152H207ZM47 151V152H46ZM71 151V153L69 152ZM76 151V152H75ZM122 151V153H121ZM133 152V155H132V152L131 153H128V152ZM135 151V152H134ZM138 151V153H137ZM155 153H154V152ZM157 151V153H156ZM177 151V152H176ZM201 151V152H200ZM215 151V152H214ZM28 152V153H27ZM32 152V153H31ZM40 152V153H39ZM51 152V153H50ZM53 152V153H52ZM78 152V153H77ZM81 152V153H80ZM87 152V154L85 153ZM112 152V153H111ZM147 152L150 154L149 155H146L144 153L147 154ZM164 152V153H163ZM167 152V153H165ZM180 152V153H179ZM214 152V153H213ZM244 152V153H243ZM37 153V154H36ZM48 153V154H47ZM56 153V155H55ZM68 153V154H67ZM77 153V154H76ZM93 153H94V157L93 156ZM98 153V154H97ZM117 153V154H116ZM136 153V154H135ZM141 153V155H140ZM154 155H153V154ZM163 153V154H162ZM191 153V154H190ZM208 155H207V154ZM27 154V155H26ZM36 154V155H35ZM39 154L42 156H39ZM51 156H50V155ZM76 154V155H75ZM87 157H85L86 155ZM96 154V155H95ZM122 154V155H121ZM126 154V156L124 155ZM130 154V156H128ZM165 154V155H164ZM167 154V155H166ZM247 154V155H246ZM257 154H259L258 157ZM26 156L24 158H21V156ZM79 155V156H77ZM81 155V156H80ZM112 156V158L109 157ZM116 155V156H114ZM120 155V156H119ZM140 155V156H139ZM169 155V156H168ZM176 157H175V156ZM199 155V156H198ZM215 155V156H214ZM220 155V156H219ZM251 155V156H250ZM6 156V157H4ZM13 156V157H12ZM30 156V157H29ZM37 156H39L40 158H38ZM47 156V158H49L50 160L53 159L49 162L48 159L45 157ZM49 156V157H48ZM66 156V157H65ZM73 156V157H72ZM75 156V157H74ZM99 156V157H97ZM122 156V157H121ZM128 156V157H127ZM162 156V157H161ZM236 156V157H235ZM257 156V157H256ZM9 157V158H8ZM28 157L30 159H28ZM55 157V158H54ZM60 157V158H59ZM92 157V158H91ZM109 157V158H108ZM125 157V158H124ZM127 157V158H126ZM136 157V158H135ZM148 158V159H144V158ZM193 157V158H192ZM231 157L233 159H231ZM235 157V158H234ZM242 157V158H241ZM252 158V160L250 158ZM15 158H16V163H15ZM18 158V159H17ZM39 159V160H36V159ZM57 158V159H56ZM73 158V160L71 159ZM81 158V159H80ZM90 158V159H88ZM94 158V159H93ZM99 158V159H98ZM114 158V159H113ZM130 158V159H129ZM223 158V159H222ZM228 158V159H227ZM247 160H246V159ZM21 162H20V160ZM26 159V160H25ZM28 159V160H27ZM56 159V160H55ZM67 159V160H66ZM70 159V160H68ZM78 159V161H77ZM80 159V160H79ZM109 159H112V160H109ZM127 163H126V161ZM155 159V160H154ZM158 159V161H157ZM205 159V160H204ZM218 159V160H217ZM238 159V160H237ZM6 160V161H5ZM36 160V161H35ZM43 160V161H42ZM58 160V161H57ZM62 160V162H61ZM74 160H76L74 162ZM86 160V161H85ZM89 160V162H87ZM94 160V162H93ZM97 160V161H96ZM100 160V161H99ZM107 160H109L111 162V167L113 166V168H108V166H110V162H108ZM119 160V162H118ZM122 160V161H120ZM172 160V162H171ZM177 160V161H176ZM182 162H181V161ZM186 160V161H185ZM205 162H203V161ZM213 160V161H211ZM246 162H245V161ZM255 160V161H254ZM19 161V162H18ZM43 162L47 168H45V165H42V163L40 162ZM52 161L53 164H52ZM86 164H85V162ZM105 163H104V162ZM107 161V162H106ZM115 161L117 162L116 164L118 165V169H117V165L115 164ZM146 162V166L144 165V163ZM152 161V162H151ZM157 161V162H156ZM165 161V162H164ZM222 163H221V162ZM250 161V162H249ZM252 161V162H251ZM4 162V163H3ZM9 162V164H7ZM28 163V164H25V163ZM32 162V163H31ZM36 162V163H35ZM71 162H74V163H71ZM78 162H82V163H78ZM101 162V164H100ZM135 164H134V163ZM141 162V163H140ZM150 162V163H149ZM156 162V163H155ZM161 162V163H160ZM167 162V164H166ZM200 162V163H199ZM242 162V163H241ZM21 163L23 165H21ZM68 163V165L66 166V164ZM93 163V164H92ZM96 163V164H95ZM107 163V164H106ZM137 163V164H136ZM149 163V164H148ZM154 163V164H153ZM165 163V164H164ZM183 163V164H182ZM218 163V164H217ZM244 163V164H243ZM252 163V164H251ZM7 164V165H6ZM30 164V167L29 170L27 169V166ZM33 164V166L31 165ZM40 164L43 166V168L40 166ZM52 164V165H51ZM73 164H75L73 166ZM81 166H80V165ZM88 164V165H87ZM105 166L106 164V168L104 166H101L103 165ZM120 164V165H119ZM126 164V165H124ZM170 164V165H168ZM175 164V165H174ZM182 164V165H181ZM185 164V165H184ZM189 166H187V165ZM195 164V166H194ZM197 164V165H196ZM216 164V165H215ZM26 165V166H25ZM80 166L82 167L83 169H85L83 171L82 168L80 167H77V166ZM86 165V166H85ZM89 165H90V168H89ZM95 165V166H94ZM133 165V166H132ZM144 165V166H143ZM156 165V166H155ZM178 165V166H177ZM252 165V166H251ZM4 166V167H3ZM12 166V167H11ZM20 166H22V171L18 168H20ZM23 166L25 167V169L23 168ZM38 166V167H37ZM40 166V167H39ZM48 166H52L51 168L48 167ZM61 166V167H60ZM63 166V167H62ZM72 166V168H70ZM77 168H76V167ZM88 166V167H87ZM91 166H94V167H91ZM126 168L125 171L124 169L122 170V168ZM127 166V167H126ZM135 166V167H134ZM164 166V167H163ZM201 166V167H200ZM209 166V167H208ZM7 167V168H6ZM9 167V168H8ZM11 167V168H10ZM59 167V169L57 168ZM102 167L106 169V171H104L105 169H101L100 168ZM116 167V168H115ZM122 170H120L119 169ZM122 167V168H121ZM144 167V168H143ZM206 167H207V170H206ZM212 167V168H211ZM228 167V168H227ZM31 168V169H30ZM36 170H35V169ZM50 168V172L46 171V169H49ZM61 168V170H60ZM68 168V169H67ZM91 168H94L93 170ZM99 168V169H98ZM136 168V169H135ZM140 168V169H139ZM155 168V169H154ZM160 170H159V169ZM163 168V169H162ZM167 168V169H166ZM170 168V169H169ZM193 168V169H192ZM242 168V170H241ZM257 168V169H256ZM24 169V170H23ZM33 169V170H32ZM44 169V170H43ZM53 169V170H52ZM58 169V170H57ZM66 169V170H65ZM76 169V171H75ZM91 169V171H90ZM118 171H117V170ZM157 169V170H156ZM162 169V170H161ZM165 169V170H164ZM186 169H188L189 171H187ZM192 169V170H191ZM224 169V170H223ZM248 170L247 172L244 171V170ZM7 170V171H6ZM31 170V171H30ZM42 170L44 171V173H42ZM108 170V171H107ZM115 170V172L113 171ZM130 170V171H129ZM137 170V171H136ZM151 170V171H150ZM154 170V172H153ZM241 170V172H240ZM5 171V173H4ZM18 171V174L16 173ZM29 171V174H31V176H28L27 175V172ZM33 171V172H32ZM54 171H57V172H54ZM59 171V172H58ZM65 171V172H64ZM70 171V172H69ZM100 171V172H99ZM112 171V173H110ZM120 171V172H119ZM132 171V172H131ZM186 171V172H185ZM194 171V172H193ZM224 171V172H223ZM250 171V172H249ZM7 172V173H6ZM12 172V173H11ZM22 172V174H21ZM31 172V173H30ZM41 172V173H39ZM48 172V173H47ZM72 172V173H71ZM89 172V173H88ZM92 172V173H91ZM106 172H108V174H106ZM116 172L120 173V174H116ZM122 172V173H121ZM124 172V174H123ZM137 173V176L135 177L136 173ZM144 172L147 173V175L145 174L144 175ZM181 172V174H180ZM206 172V173H205ZM245 172V173H244ZM37 175H36V174ZM61 177V175H63ZM97 173V174H96ZM110 173V174H109ZM115 175H114V174ZM132 173V174H130ZM143 173V174H142ZM183 173V174H182ZM6 174V175H5ZM8 174V175H7ZM9 174H11V177L9 178ZM21 174V175H20ZM25 174V175H24ZM39 174H40V177L39 178ZM47 177H46V175ZM50 174V175H49ZM54 176H53V175ZM61 174V175H60ZM74 176H73V175ZM84 174V175H82ZM94 174L93 177H91L92 175ZM106 174L107 177H105L104 175ZM134 174V175H133ZM139 174L141 175V177L139 176ZM152 174V175H151ZM196 174V175H195ZM3 175V177H2ZM33 175H35L34 179H31V177L33 178ZM42 175V176H41ZM50 177V181H49V177ZM78 177H77V176ZM81 175V176H80ZM111 176V178L113 177V179H110V182H108L109 180V176ZM114 175V176H113ZM118 175H122L121 176V180H120V177ZM127 175L130 176V179H128L129 177H127ZM164 175V176H163ZM175 175V177H174ZM205 175V177H204ZM209 175V176H208ZM5 176V177H4ZM22 176V177H21ZM38 176V178H37ZM57 176V177H56ZM59 176L61 178H59ZM69 176V177H68ZM71 176V177H70ZM96 176V177H95ZM118 176V177H117ZM143 176V177H142ZM148 176V177H147ZM173 176V177H172ZM181 176V177H180ZM193 176V177H192ZM196 176V177H195ZM222 176H224V178H222ZM241 176V177H240ZM260 176V177H259ZM15 177V178H14ZM18 177V178H17ZM29 177V178H27ZM53 177L55 179H53ZM64 177V178H63ZM73 177V179H72ZM76 177L78 179H80L81 181H79L78 179H76ZM83 177H84V180H83ZM87 177V178H86ZM90 177V179H89ZM95 177V181L91 178H94ZM98 177V178H97ZM102 178V179H99ZM117 177V178H116ZM126 177V178H125ZM177 177V178H176ZM179 177V178H178ZM195 177V178H194ZM208 177V178H207ZM21 178V180H20ZM45 178V179H43ZM104 178V179H103ZM171 178V179H170ZM173 178V179H172ZM181 178V180H180ZM193 178V179H192ZM197 178V181H195ZM205 178V179H204ZM210 178V179H209ZM3 179H5L3 181ZM15 179V180H13ZM18 181H17V180ZM32 180V182L30 180ZM38 181H37V180ZM43 180V183L40 182ZM59 179V180H58ZM61 179H63L62 181H64L63 183L66 184V187L65 188V185L63 184H60L61 182ZM128 181H127V180ZM132 179V180H131ZM141 181H139V180ZM146 179H149L151 180V184L150 182H148L149 180H146ZM159 179V180H158ZM161 179V180H160ZM167 179V180H165ZM170 179V180H169ZM177 179V180H175ZM186 179V180H185ZM190 179L192 181H190ZM202 179V180H201ZM229 179V180H226ZM13 180V181H12ZM23 180V182H21ZM57 180V181H55ZM72 180H73V183H72ZM83 180V181H82ZM86 180V181H85ZM92 180V181H90ZM100 180V181H99ZM106 180H108L106 182ZM120 180V181H118ZM126 180V181H124ZM138 180V181H136ZM153 180V181H152ZM163 180V181H162ZM169 180V181H168ZM178 180L180 182H178ZM189 180V181H188ZM8 181V183H7ZM26 181V182H24ZM30 185H28L29 183ZM34 181V182H33ZM54 181V182H53ZM88 181V183H86ZM114 181H116L114 183ZM118 181V182H117ZM132 181V182H131ZM145 181V182H144ZM162 181V182H161ZM165 181H167V183H165ZM203 183H201V182ZM51 182H53L52 184H56V185H53L51 184ZM58 184H57V183ZM67 182V183H66ZM69 182V183H68ZM92 184H91V183ZM95 182V183H93ZM142 182V184H141ZM144 182V183H143ZM148 182V183H147ZM165 184H164V183ZM185 182V183H184ZM196 182V183H195ZM227 182V183H226ZM27 183V184H26ZM32 183V185H31ZM42 185H40V184ZM47 183V184H46ZM78 185H77V184ZM81 183V184H80ZM96 183H100V185L96 184ZM103 183V184H101ZM112 185H111V184ZM114 183V184H113ZM119 183L121 186H119ZM126 183V184H125ZM134 183H135V188H134ZM141 184V185H138V184ZM147 185H146V184ZM191 183V184H190ZM193 183V184H192ZM209 185H208V184ZM226 183V184H225ZM6 184V185H5ZM11 184V185H10ZM22 184V186H21ZM37 184V185H35ZM69 184V185H68ZM72 184V185H71ZM83 184H87L88 186L85 187L86 185H83ZM107 184V185H106ZM144 184V185H143ZM169 184V186H168ZM172 184H173V187H172ZM180 184V185H179ZM185 184V185H184ZM225 184V185H224ZM228 184V185H227ZM245 184V185H244ZM17 185V186H16ZM25 185L27 187H25ZM45 185V186H43ZM48 185V186H47ZM50 185V186H49ZM59 185V187H58ZM76 185V187H74ZM83 185V186H82ZM94 185V186H92ZM104 187H102V186ZM108 185L110 187V189H112V191L109 189ZM124 185V186H123ZM150 185V187H149ZM155 185V186H154ZM166 185V186H165ZM236 185V186H235ZM257 185V186H256ZM8 186V187H7ZM20 186V188H19ZM33 186V188L31 189V187ZM38 186V187H37ZM69 186V187H68ZM92 186V187H91ZM99 186V187H98ZM131 187L133 189L129 190ZM133 186V187H132ZM137 186V188H136ZM140 186V187H139ZM157 186H160L159 188ZM179 186V187H178ZM181 186V187H180ZM228 186V188H227ZM232 186V187H231ZM254 186V187H252ZM261 188H260V187ZM3 187V189L1 188ZM25 187V189L23 188ZM37 187V188H36ZM40 187H43V188H40ZM46 187V188H44ZM74 187V188H73ZM85 187V189L83 188ZM91 187V188H89ZM94 187V189H93ZM103 189H102V188ZM108 188V190H106V188ZM121 187V188H120ZM143 187V188H141ZM154 187V188H153ZM200 187V188H199ZM231 187V188H230ZM257 187V188H256ZM11 188V189H10ZM42 190H40V189ZM64 189L63 190H61ZM71 188V189H70ZM77 188L76 190V193H75V189ZM81 188V189H80ZM98 190L95 192L94 190L97 189ZM114 188V189H113ZM120 188V189H119ZM128 190H126V189ZM140 188V191H136ZM151 188V189H150ZM157 188V189H156ZM162 188V189H161ZM167 189V191L165 189ZM175 188V191L174 189ZM180 188V189H179ZM187 188V189H185ZM233 188V189H232ZM7 189V190H6ZM21 189V190H20ZM23 189V190H22ZM27 189H28V192H27ZM48 189V190H46ZM60 189V192L58 190ZM91 189V191H90ZM144 191H143V190ZM173 189V190H172ZM209 189V190H207ZM253 189V190H252ZM259 189V190H257ZM263 189V190H262ZM3 190V191H2ZM10 190V191H8ZM16 190V191H15ZM37 190V191H36ZM45 190V191H43ZM51 190V191H50ZM66 190H70L69 192L66 191ZM79 190V191H78ZM84 190V192H82ZM89 193H88V191ZM102 191L100 192V191ZM120 190V191H119ZM142 190V191H141ZM164 190V191H163ZM199 190V191H198ZM232 190V191H231ZM257 190V191H256ZM8 191V192H7ZM18 191V192H17ZM25 191V193H24ZM43 195H42V193ZM48 191V192H47ZM62 191V192H61ZM74 191V192H73ZM106 191V192H105ZM116 191V192H115ZM122 191V192H121ZM129 192L128 194L129 195H126L127 193L125 192ZM157 191V192H156ZM188 191V193H186ZM195 191V192H194ZM239 191V192H238ZM10 192V193H9ZM13 192V193H12ZM23 192V193H22ZM50 192V193H49ZM53 192V193H52ZM64 192V193H63ZM66 192L68 194H66ZM72 192L74 194H72ZM78 192V194H77ZM79 192L80 193V196H79ZM88 194H87V193ZM100 192V193H99ZM113 192V193H112ZM118 192V193H117ZM143 192V194H141ZM158 192H161L158 194ZM175 192V193H174ZM177 192V193H176ZM15 193L18 195H15ZM31 193V194H30ZM48 193V194H47ZM83 193V194H82ZM86 193V194H85ZM106 193V194H105ZM137 193V194H136ZM145 193V194H144ZM147 193V195H146ZM152 193V194H151ZM154 193V194H153ZM167 193V194H166ZM171 193V195H170ZM173 193V195H172ZM179 193V195H178ZM192 193V194H191ZM205 193V195H204ZM209 193V194H208ZM211 193V194H210ZM220 193V194H219ZM7 194V195H6ZM24 194V195H23ZM26 194L28 195L26 197ZM34 194V196H32ZM36 194H38V196H40L39 198L38 197H35L37 196ZM45 194V195H44ZM48 196H47V195ZM56 194V195H55ZM60 197H62L61 199L59 198V195ZM61 194L63 196H61ZM77 194V196H76ZM92 194V195H91ZM102 194V195H101ZM113 194V195H112ZM122 194V195H121ZM136 196H135V195ZM139 194V195H138ZM188 194V195H187ZM199 194V195H197ZM8 197H6V196ZM50 195V196H49ZM70 198H68L69 196ZM72 195V196H71ZM87 195V196H86ZM94 195V197H93ZM101 195V196H99ZM103 195L105 196V198L103 197ZM109 195V196H108ZM115 195V196H114ZM149 195V196H148ZM155 195V196H154ZM164 195H166V199L164 197ZM192 195V196H191ZM11 196V197H10ZM13 196H16L13 198ZM24 196V197H23ZM54 196V197H53ZM65 196H67L66 198L69 199L68 203H65L67 202L65 200ZM75 198H74V197ZM78 196L80 199H78ZM84 196V197H83ZM86 196V198H85ZM108 196V199H106V197ZM113 199H111L112 197ZM120 196V197H119ZM132 196L134 198H132ZM141 196V197H140ZM146 196V197H144ZM159 196V197H158ZM163 196V197H162ZM168 196V197H167ZM185 196H189V197H185ZM92 197V198H91ZM103 198L101 200V198ZM119 197V199H118ZM124 197V198H123ZM126 197V198H125ZM151 197V198H150ZM155 197V198H154ZM172 197V198H171ZM193 197V198H192ZM220 197V198H219ZM8 198V199H7ZM16 198V199H15ZM20 198V199H19ZM84 198V200H83ZM94 198V199H93ZM98 198V199H97ZM141 198L142 200L144 201H141ZM150 198V200H149ZM169 198V200L167 199ZM177 198V199H176ZM183 198V199H182ZM19 199V200H17ZM60 199V201H59ZM64 199V200H63ZM73 199V200H72ZM74 199H77L76 201ZM86 199V201H85ZM91 199V200H90ZM101 201H100V200ZM106 199V200H105ZM128 199V202H126ZM152 199V200H151ZM156 199V201L154 200ZM159 199V200H158ZM160 199H161V202H160ZM165 199V200H164ZM192 199V201H191ZM210 201H209V200ZM4 200V201H2ZM42 200L47 201L46 203H44ZM50 202H49V201ZM58 201L59 204L56 203V201ZM97 200V201H96ZM109 202H108V201ZM115 200V201H114ZM125 200V201H124ZM134 200V201H133ZM140 200V201H139ZM197 200V201H196ZM231 200V201H230ZM55 201V202H54ZM62 201V202H61ZM64 201V203H63ZM80 201V203H79ZM112 201V202H111ZM121 201H123L121 203ZM133 201V202H131ZM150 204H149V202ZM152 201V202H151ZM158 201V202H157ZM173 201H175L173 203ZM216 201V202H215ZM49 202V203H48ZM84 202V203H83ZM86 202V203H85ZM92 202V203H90ZM96 202V203H95ZM100 202V203H99ZM104 202H106L104 204ZM115 202V204L113 203ZM138 202V204L136 203ZM160 202V203H159ZM189 204H188V203ZM191 202V204H190ZM260 202V203H259ZM72 203V205H71ZM78 203V204H77ZM98 203V205H96ZM104 205H103V204ZM132 203V205H131ZM148 203V205H146ZM154 203V205H153ZM171 203V204H170ZM228 205H226V204ZM257 203V205H256ZM6 204V205H5ZM8 204V206H7ZM33 204H36L33 206ZM39 204V205H38ZM53 205V206H50V205ZM59 206H57V205ZM62 204V205H61ZM66 206H69V207H63L64 205ZM70 204V205H69ZM75 204V205H74ZM135 204V205H134ZM162 204V205H161ZM195 204V206H194ZM207 204H210V205H207ZM248 204V205H246ZM5 205V206H4ZM76 205H77V208H79V210L76 208ZM79 205V206H78ZM82 207H81V206ZM84 205L86 207H84ZM90 206V209L89 207ZM116 205V206H115ZM121 205V206H120ZM124 205V206H123ZM161 205V206H159ZM182 205V206H181ZM198 205V206H197ZM230 205V207H229ZM44 208H41L43 207ZM48 206V208H47ZM102 206V207H101ZM114 206V207H113ZM134 206V207H133ZM136 206H137V209H136ZM143 206V207H142ZM170 206V208H169ZM205 206V207H204ZM231 206L233 208H231ZM244 206V209L242 208ZM7 207V210L6 208ZM40 207V208H39ZM50 207V208H49ZM55 209H53V208ZM81 207V208H80ZM83 207L85 209H83ZM98 207V208H97ZM120 207V208H119ZM123 207V208H122ZM163 207V208H162ZM174 207V208H173ZM180 207V208H179ZM203 209H202V208ZM228 207V208H226ZM2 208H3V211H2ZM28 208V209H27ZM47 208V210H46ZM70 212V210H72L70 213L68 212V210ZM72 208V209H71ZM139 208V210H138ZM141 208V209H140ZM151 208V209H150ZM155 208V210H154ZM160 208V209H159ZM165 210L163 211L162 209ZM199 208V210H198ZM9 209V210H8ZM53 209V210H52ZM65 209V210H64ZM81 209V210H80ZM91 209H93L94 212L91 211ZM97 209V211H96ZM128 209V210H127ZM148 209V210H147ZM171 209V211H170ZM177 209V210H176ZM201 209V210H200ZM35 210V211H34ZM38 210V212H36ZM43 210V211H42ZM50 211L48 213H46L45 211ZM52 210V211H51ZM59 210V211H58ZM104 210V211H103ZM155 213H153L154 211ZM246 210V211H245ZM261 210V212H260ZM8 213L5 214V212ZM33 214H31V212ZM41 211V212H40ZM57 211V212H56ZM63 211V212H62ZM67 211V215L65 214ZM84 211V212H82ZM91 211V213H90ZM99 211V212H98ZM112 211V212H111ZM114 211V212H113ZM131 211V212H130ZM146 211V212H145ZM157 211V212H156ZM163 211V212H162ZM178 211V212H177ZM228 211V212H227ZM4 212V213H3ZM26 212V213H25ZM28 212V213H27ZM44 212V213H43ZM53 214H52V213ZM82 212V213H81ZM96 212V213H95ZM98 212V213H97ZM105 212H107L105 214ZM109 212V213H108ZM129 212V213H128ZM174 212V214H173ZM187 212V213H186ZM214 212V213H213ZM227 212V213H226ZM40 213V214H39ZM56 213V214H55ZM140 213V214H138ZM146 215V216H143L142 214ZM166 213V214H165ZM168 213V214H167ZM5 214V215H3ZM9 214V215H8ZM26 214V215H25ZM29 214V216H28ZM37 214V215H36ZM44 214V215H43ZM46 214V216H45ZM95 214H97L95 216ZM105 216H104V215ZM112 214V215H111ZM124 216L122 217L121 216ZM136 214V216H135ZM162 214V216H161ZM170 214V215H169ZM190 214V215H189ZM199 214V215H198ZM7 215V216H6ZM22 215V216H21ZM32 215V216H31ZM52 215V216H51ZM92 215V216H91ZM140 215V217H139ZM178 215V217H177ZM222 215V216H221ZM234 217H233V216ZM9 216V217H8ZM21 216V217H20ZM27 216V218L25 217ZM35 216V217H34ZM49 218H48V217ZM66 218H64V217ZM94 216V217H93ZM115 216H119L118 218L115 217ZM18 217L19 220H18ZM46 217V218H45ZM63 217V218H62ZM90 217V219H89ZM96 217V219H95ZM133 217H136V218H133ZM175 217V218H173ZM185 217V218H184ZM203 217V218H202ZM243 217V218H242ZM11 218V219H10ZM26 218V219H25ZM36 218V219H35ZM51 218V219H50ZM74 218V219H73ZM92 218V219H91ZM99 218H100V222L99 221ZM106 218H108L106 220ZM110 218V219H109ZM149 218V219H148ZM171 222H169L170 220ZM229 218V219H228ZM235 218V219H233ZM10 219V221L8 220ZM14 219V222L12 223ZM15 219H17L15 221ZM34 219V220H33ZM39 219V220H38ZM48 219L51 220V223H50V220L48 222ZM59 220H63L62 222L61 221H58ZM78 219V221H77ZM83 219V220H82ZM88 219V220H87ZM102 219V220H101ZM145 219V220H144ZM173 219V220H172ZM175 219L178 221H175ZM193 219V220H192ZM232 219V220H231ZM37 220V221H35ZM54 220V221H52ZM82 220V222H81ZM137 220V221H135ZM182 220H183V223H182ZM186 220V221H185ZM205 220V221H204ZM222 222H221V221ZM234 220V221H233ZM24 221V222H22ZM39 221L43 224V225H40L39 224ZM67 221V223H66ZM69 221V222H68ZM71 221V222H70ZM75 221V222H74ZM84 221V223H83ZM116 221L118 223H116ZM143 221V222H142ZM146 221V222H145ZM161 221V222H160ZM173 221V223H172ZM27 222V224H26ZM30 222H32V224H30ZM37 222V223H34ZM54 222V224L52 223ZM61 222V223H60ZM76 222L78 224H76ZM86 222V224H85ZM122 222V223H121ZM137 222V223H136ZM148 222V223H147ZM164 222V223H163ZM196 222V224H195ZM237 222V223H235ZM65 223V224H64ZM69 223V224H68ZM74 223V224H72ZM89 223V224H88ZM124 223V224H123ZM126 223V224H125ZM133 223V224H131ZM167 223V225H165ZM18 224V225H17ZM20 224L21 225H25V227L21 226L20 227ZM28 224H30L29 226L31 227V230H30V227L27 226ZM37 224V225H36ZM48 224H53V225H48ZM61 224V226L59 225ZM63 224V225H62ZM67 224V225H66ZM98 224H101V225H98ZM123 224V225H122ZM128 224V227L126 226ZM154 224V225H153ZM233 224V225H232ZM235 224V225H234ZM251 224V225H250ZM3 225V226H2ZM8 225V226H7ZM16 225V227H15ZM32 225V226H31ZM40 226L38 227L39 230L37 232L36 228L37 226ZM50 226V228L48 226ZM58 225V226H57ZM67 226L69 228H65L64 227ZM69 225V226H68ZM71 225V227H70ZM80 225L82 226V228L80 227ZM90 225V226H88ZM94 225V226H93ZM106 225V226H105ZM115 225H119V226H115ZM133 225V227H132ZM140 225V227H139ZM4 226H6L5 230H4ZM54 226V227H52ZM104 226V227H103ZM115 226V227H114ZM122 226V227H121ZM146 226V227H145ZM151 228H150V227ZM163 226V227H162ZM181 226V227H180ZM190 226V227H189ZM204 226V227H203ZM235 226V227H234ZM12 227V228H11ZM20 227V228H19ZM36 227V228H35ZM47 227V230L46 228ZM58 227V228H57ZM60 227V228H59ZM78 227H80V229H78ZM106 227V228H105ZM117 227V228H116ZM120 227V228H119ZM138 227V228H137ZM159 227V229H158ZM234 227V228H232ZM13 228L15 230H13ZM41 228V229H40ZM65 229V231L63 229ZM104 228V229H103ZM111 230H110V229ZM114 228V229H113ZM116 228V229H115ZM134 228V229H133ZM143 228V229H142ZM161 228V229H160ZM178 228V230H177ZM183 228V229H182ZM187 228V229H186ZM21 229V230H20ZM44 229V230H43ZM49 230V232H47ZM54 229V230H53ZM57 229V230H56ZM61 229V230H60ZM72 229V231L70 230ZM75 229V230H74ZM83 229V230H82ZM88 229V232H92V235L90 233H88L86 230ZM98 229V230H97ZM108 229V230H107ZM149 229V230H148ZM181 232H180V230ZM2 230V231H1ZM7 230V231H6ZM10 230V231H9ZM18 232H17V231ZM20 230V231H19ZM68 233H67V231ZM77 230V231H76ZM80 230V231H79ZM119 230V232H118ZM122 230V231H121ZM131 230H135L134 231H131ZM244 230V231H243ZM248 230V231H247ZM13 231V232H12ZM16 231V232H15ZM29 231H32V232H29ZM35 231V232H34ZM44 231V232H43ZM63 231V232H62ZM99 231V232H98ZM101 231V232H100ZM108 231H112V232H108ZM130 233H129V232ZM169 231L171 233H169ZM230 231V232H229ZM3 232V233H2ZM15 232L16 236H13L12 234ZM62 232V233H61ZM64 232H65V235H64ZM73 232V233H72ZM96 232H97V235H96ZM108 232V233H107ZM117 232V233H116ZM132 232V233H131ZM185 232V233H184ZM249 232V233H247ZM6 233V234H5ZM22 233L24 234V236L22 235ZM27 233H28V236H27ZM45 233V234H44ZM49 233V234H48ZM56 233V235H55ZM60 235H58V234ZM72 234V237L70 236L69 237V234ZM100 233V234H99ZM111 233V234H110ZM121 233V234H120ZM123 233V234H122ZM197 233V234H196ZM14 234V235H15ZM31 234H33L34 236H32ZM47 234V235H46ZM54 234V235H53ZM80 234V235H79ZM103 234V235H102ZM112 236H110V235ZM120 234V235H119ZM130 234V235H129ZM138 234V235H137ZM174 234V235H173ZM233 234V235H231ZM260 234V235H259ZM3 237H2V236ZM6 235V236H5ZM43 235V236H42ZM53 235V236H52ZM68 237H67V236ZM74 235V236H73ZM83 235V236H82ZM96 235V236H95ZM106 235V236H105ZM109 235V236H108ZM125 235V236H124ZM142 235V236H141ZM177 235V236H176ZM10 236V237H9ZM36 236V237H35ZM42 237L43 239H40L39 237ZM44 236H47L45 237L44 239ZM55 236V237H54ZM57 236V237H56ZM62 236V237H61ZM80 236V237H79ZM87 236V240H86V237ZM89 236V237H88ZM133 236V238H132ZM155 236V237H154ZM261 236V238H260ZM6 237V239H5ZM34 239L36 238L35 240H32L30 238ZM51 239H50V238ZM61 237V239H60ZM64 237V238H63ZM76 237H77V240H76ZM131 237V238H129ZM141 237V238H140ZM157 237V238H156ZM161 237H162V240H161ZM202 237V238H201ZM204 237H206L205 239H203ZM234 237V239H233ZM247 237V238H246ZM9 238V239H7ZM22 238V239H21ZM38 238V239H37ZM53 238V239H52ZM55 238L59 241H56ZM63 238V239H62ZM69 238V239H67ZM176 238V239H175ZM183 238V239H182ZM4 239V240H3ZM74 239V240H73ZM84 239V240H83ZM136 239V240H135ZM180 239V240H179ZM182 239V240H181ZM22 240V241H20ZM29 240V241H28ZM37 240L39 242H37ZM41 240V242H40ZM44 240V241H43ZM47 240V241H46ZM60 240H65L63 241L64 243L66 242V240H70V241H67L64 245L63 243H60L62 241ZM86 240V241H85ZM120 240V241H119ZM150 240V242H149ZM160 240V241H159ZM201 240V241H199ZM215 240V241H214ZM254 240V241H253ZM20 241V242H19ZM28 241V242H27ZM96 241V242H95ZM103 241V243H102ZM137 241V242H136ZM156 241V242H155ZM194 241V242H193ZM5 242L7 243V245L5 244ZM17 242V243H16ZM34 242V243H33ZM37 242V243H36ZM85 242V243H84ZM95 242V243H94ZM98 242V244H97ZM118 242V243H117ZM120 242V243H119ZM152 242V243H151ZM181 242V243H180ZM258 242V243H257ZM4 243V244H3ZM10 243V244H9ZM12 243V244H11ZM20 243V244H19ZM22 243H23V249H22ZM27 243V244H26ZM30 243V244H29ZM33 243V244H32ZM45 243V244H44ZM51 243V244H50ZM69 243V245H68ZM71 243V245H70ZM78 243V244H77ZM85 244V248L83 247V245ZM89 243V244H87ZM107 243V244H106ZM133 243V244H132ZM191 243V244H190ZM38 244V245H37ZM47 244V245H46ZM59 244H62L59 245ZM81 244V246H80ZM87 244V245H86ZM105 244V246H104ZM218 244V245H216ZM253 244V245H252ZM5 248H4V246ZM18 247H17V246ZM26 245V246H24ZM31 245V246H30ZM37 247H36V246ZM51 245V246H50ZM73 245V247H72ZM78 245V246H77ZM90 245V246H89ZM121 245V246H120ZM34 248H33V247ZM45 246V248H44ZM61 246V247H60ZM65 246H68L67 248ZM80 246V248H79ZM86 246H89V247H86ZM100 246V247H99ZM101 246H104V247H101ZM107 246V247H106ZM133 246V247H132ZM189 246V248H187ZM10 247V249H9ZM25 247V248H24ZM29 247V249H28ZM31 247V248H30ZM71 247V248H70ZM110 247V248H108ZM4 248V250L2 249ZM51 248V249H50ZM68 250H66V249ZM73 248V249H72ZM77 248V249H76ZM104 248V249H103ZM256 248V249H255ZM2 249V250H1ZM22 249V250H21ZM36 251L34 253V251ZM70 249H72L73 251H69ZM108 249V250H107ZM130 249V250H129ZM194 249V250H193ZM211 249V250H210ZM12 250V251H10ZM30 250V251H28ZM50 250V251H49ZM56 250V251H55ZM65 250V251H64ZM84 250V251H82ZM103 253H102V251ZM127 250V251H126ZM136 250V251H135ZM180 250V251H179ZM186 250V252H185ZM203 250L205 252H203ZM9 251V253L7 252ZM27 251V252H26ZM44 251V252H43ZM52 251V253H51ZM55 251V252H54ZM80 251V253H78ZM86 251V252H85ZM99 251V252H98ZM151 251V252H150ZM200 251V252H199ZM209 251V252H208ZM214 251V252H213ZM219 251V252H218ZM235 251V252H234ZM4 252V253H3ZM18 252V253H17ZM20 252V253H19ZM25 252V253H24ZM29 252V254H28ZM38 252L42 253L41 256L39 257L38 255ZM51 254H49V253ZM63 252V253H62ZM66 252V253H64ZM85 252V254H84ZM92 252V253H91ZM141 252V253H140ZM213 252V253H212ZM6 253H8L6 255ZM17 253V255L15 254ZM24 253V254H23ZM62 253V255H61ZM99 253V254H98ZM21 254V255H20ZM34 254V255H32ZM53 254V255H52ZM60 254V256H59ZM167 254V255H166ZM178 254H180V256H178ZM184 254V255H183ZM194 256H193V255ZM206 254V256H205ZM247 256H246V255ZM6 255V256H5ZM20 255V256H19ZM30 255V256H28ZM57 255V256H56ZM88 255V257H87ZM99 255V256H98ZM134 255V256H133ZM148 257H147V256ZM204 255V256H203ZM19 256V258H18ZM32 256V257H31ZM52 258H50V257ZM56 256V257H55ZM65 256H68V257H65ZM77 256V257H76ZM83 256V259L81 258ZM87 258H85V257ZM106 256V258H105ZM111 256V257H110ZM118 258H116V257ZM128 256V257H127ZM145 256V257H144ZM21 257V260L23 261H18ZM23 257V258H22ZM42 257V259H41ZM60 257V259H59ZM108 257V259H107ZM136 257V258H135ZM138 257V258H137ZM147 257V258H146ZM179 257V258H178ZM192 257V258H191ZM31 258V259H30ZM39 260H38V259ZM66 258V259H65ZM70 258V259H68ZM78 258V259H77ZM95 258V259H94ZM99 258V259H98ZM101 258V260H100ZM112 258V259H110ZM114 258V259H113ZM131 258V259H130ZM151 258V260H150ZM15 259V260H14ZM24 259V260H23ZM28 259V260H26ZM33 259V260H32ZM41 259V260H40ZM44 259V260H43ZM60 262H59V260ZM63 259V260H62ZM74 259V261H73ZM77 259V261L75 260ZM80 259V261H79ZM87 259V261L85 260ZM106 259V260H105ZM122 259V260H121ZM124 259V260H123ZM133 259V260H132ZM145 259H148V260H145ZM166 261H165V260ZM257 259V260H256ZM11 260V261H10ZM17 260V262H16ZM26 260V262H25ZM62 260V262H61ZM69 260V261H68ZM98 260V261H97ZM109 260V261H108ZM113 260V261H111ZM117 260V261H116ZM132 260V261H131ZM135 260V261H134ZM0 261V264H3L2 262ZM39 261V262H38ZM58 261V262H57ZM84 261V262H83ZM86 261V262H85ZM94 261V262H92ZM101 261V262H99ZM108 261V262H107ZM120 261V262H119ZM147 261H149L147 263ZM190 261V262H189ZM6 262V263H5ZM10 262V263H9ZM21 262V263H20ZM79 262V263H77ZM92 262V263H91ZM96 262V263H95ZM142 262V263H141ZM164 262V263H163Z\"/></svg>", "mask_w": 264, "mask_h": 264}, {"label": "bare ground", "instance_id": "2", "mask_svg": "<svg viewBox=\"0 0 264 264\" xmlns=\"http://www.w3.org/2000/svg\"><path fill=\"white\" fill-rule=\"evenodd\" d=\"M4 1H6V0H3V2H4ZM7 1H9V0H7ZM54 1H55V0H54ZM54 1H52V2L54 3ZM61 1H63V0H61ZM72 1H73V0H71V2H72ZM81 1H82V0H81ZM84 1H85V0H84ZM86 1H87V0H86ZM86 1H85V3L87 4ZM90 1H91V0H90ZM103 1H104V0H103ZM114 1L116 2V0H113V3H112L113 5H114V3H115ZM118 1H119V0H118ZM122 1H123V0H122ZM145 1H146V0H145ZM244 1H245V0H244ZM255 1H257V0H255ZM0 2H1V1H0ZM9 2H10V1H9ZM9 2H8V3H9ZM12 2H13V1H12ZM30 2H31V1H27V3H30ZM34 2H35V1H33V4H34ZM37 2H39V1H37ZM42 2L45 3V1H43V0H42ZM42 2H41L40 4H42ZM49 2H50V1H49ZM73 2H74V1H73ZM75 2H76V1H75ZM75 2H74V5H76ZM109 2H110V1H109ZM120 2H121V1H120ZM120 2H119V3H120ZM128 2H130V1H128ZM134 2H135V1H134ZM136 2H137V1H136ZM136 2H135V4H136ZM158 2H159V1H158ZM166 2H167V1H166ZM197 2H198V1H197ZM210 2H211V1H210ZM233 2H234V1H233ZM258 2H259V0H258ZM5 3H6V2H5ZM65 3H66V1H65ZM89 3H90V2H89ZM92 3H93V2H92ZM104 3H105V1H104ZM150 3H151V2H150ZM176 3H177V2H176ZM188 3H189V2H188ZM190 3H191V2H190ZM217 3H218V2H217ZM243 3H244V2H243ZM247 3H248V2H247ZM16 4H17V3H16ZM24 4H25V3H24ZM30 4H32V3H30ZM49 4H50V3H49ZM59 4H60V3H59ZM69 4H71V3H69ZM69 4H68V6H69ZM82 4H83V3H82ZM93 4H94V3H93ZM105 4H106V3H105ZM120 4H121V3H120ZM156 4H157V3H156ZM165 4H166V3H165ZM167 4H169V3H167ZM174 4H175V3H174ZM214 4H215V3H214ZM221 4H222V3H221ZM37 5H38V4H37ZM42 5H43V4H42ZM55 5H56V4H54V6H55ZM129 5H130V4H129ZM139 5H140V3H139ZM185 5H186V4H185ZM189 5H190V4H189ZM202 5H203V4H202ZM216 5H217V4H216ZM253 5H254V4H253ZM253 5H252V6H253ZM255 5H256V4H255ZM263 5H264V4H263ZM2 6H3V5H2ZM2 6H1V7H2ZM13 6H14V5H13ZM13 6H11V7H13ZM25 6H26V5H25ZM31 6H32V5H31ZM31 6L29 5V8H30ZM49 6H50V5H49ZM49 6H48V7H49ZM61 6H62L61 9H63V5H61ZM95 6H96V5H95ZM109 6H110V5H109ZM120 6H121V5H119V7H120ZM141 6H142V5H141ZM143 6H144V5H143ZM167 6H169V5H167ZM175 6H176V5H175ZM175 6H174V7H175ZM177 6L180 7V5H177ZM182 6H183V5H182ZM190 6H191V5H190ZM205 6H206V4H205ZM14 7H15V6H14ZM21 7H22V6H21ZM26 7H27V6H26ZM38 7H39V5L37 6V8H38ZM41 7H43V6H41ZM44 7H45V6H44ZM55 7H56V6H55ZM64 7H65V6H64ZM71 7H72V6H71ZM74 7H75V6H74ZM78 7H79V6H78ZM80 7L83 8V7H85V6L83 5V7H82V5H80ZM102 7H103V6H102ZM105 7H106V6H104V8H105ZM112 7H113V6H112ZM119 7H116V9L119 8ZM139 7H140V6H139ZM145 7L147 8V6H145ZM152 7H153V5H152ZM206 7H207V6H206ZM210 7H211V6H210ZM210 7H209V8H210ZM217 7H218V6H217ZM222 7H224V6L222 5ZM238 7H239V6H238ZM23 8H24V7H23ZM23 8H21V9H23ZM31 8H32V7H31ZM51 8H52V6H51ZM51 8H49V9L51 10ZM69 8H70V6H69ZM75 8H76V7H75ZM90 8L92 9L93 7H90ZM96 8H97V7H96ZM125 8H126V7H125ZM165 8L167 9V7H165ZM165 8H164V9H165ZM175 8H177V7H175ZM196 8H197V7H196ZM215 8H216V7H215ZM3 9H4V8H3ZM13 9H14V8H13ZM21 9H20V10H21ZM26 9H28V8H26ZM38 9L41 10L40 8H38ZM43 9H45V8H43ZM49 9H48V10H49ZM65 9H66V7H65ZM72 9H73V8H72ZM91 9H90V12H91ZM102 9H103V8H102ZM105 9H106V8H105ZM143 9H144V8H142V10H143ZM151 9H152V8H151ZM162 9H163V8H162ZM166 9H165V10H166ZM179 9H180V8H179ZM179 9H177V10L179 11ZM185 9H187V8H185ZM198 9L200 10L201 8H198ZM218 9H219V8H218ZM230 9H231V8H230ZM233 9H234V7H233ZM248 9H249V8H248ZM248 9L246 8V11H247ZM9 10H10V9H9ZM24 10H25V8H24ZM58 10H59V9H58ZM74 10L77 11V8L74 9ZM80 10H81V9H80ZM80 10H78V11H80ZM84 10H85V9H84ZM84 10H83V11H84ZM92 10L97 11L96 9H92ZM99 10H100V9H99ZM99 10H98V12H99ZM142 10H141V11H142ZM171 10H173V8H172ZM199 10H198V11H199ZM222 10H223V9H222ZM226 10H227V9H226ZM239 10H240V9H239ZM251 10H252V9H251ZM21 11H22V10H21ZM25 11H27V10H25ZM36 11H37V10H36ZM51 11H53V10H51ZM61 11H62V10H61ZM61 11H60V12H61ZM63 11H64V9H63ZM88 11H89V10H88ZM102 11H103V10H102ZM107 11H108V10H107ZM114 11H115V10H114ZM117 11H118V9H117ZM117 11H116V12H117ZM151 11H152V10H151ZM159 11H160V10H159ZM166 11H167V10H166ZM181 11H182V10H181ZM187 11H188V10H187ZM223 11H225V10H223ZM223 11H222V12H223ZM230 11H231V10H230ZM230 11H229V13H230ZM248 11H249V10H248ZM258 11H259V10H258ZM7 12H8V11H7ZM9 12H10V11H9ZM11 12H13V11H11ZM17 12H18L17 14L19 15V11H17ZM22 12L24 13V11H22ZM40 12H42V11H40ZM111 12H112V9H111L110 13H111ZM122 12H123V11H122ZM124 12L127 13V15H129L130 13H132V15L135 16V13L133 14V12H135V11H133L132 8H126V10H124ZM124 12H123V14H124ZM137 12H138V11H136V13H137ZM139 12H140V11H139ZM161 12H162V11H161ZM161 12H160V13H161ZM167 12H169V11H167ZM175 12H176V11H175ZM227 12H228V10H227ZM232 12H233V11H232ZM243 12H244V11H243ZM252 12H253V11H252ZM254 12H255V11H254ZM263 12H264V11H263ZM5 13H6V11H5ZM44 13H45V12H44ZM47 13H48V12H47ZM50 13H51V12H50ZM55 13H56V12H55ZM65 13H66V12H65ZM65 13H63V14H65ZM69 13H70V12H69ZM83 13H84V15H85V12H83ZM86 13H87V12H86ZM103 13H104V12H103ZM117 13H118V12H117ZM153 13H154V12H153ZM153 13H152V15H153ZM163 13H164V10H163ZM177 13H178V12H177ZM186 13H187V12H186ZM203 13H204V12H203ZM220 13H221V12H220ZM223 13H224V12H223ZM223 13H222V14H223ZM235 13H236V12H235ZM248 13H249V12H248ZM9 14H10V13H9ZM15 14H16V13H15ZM25 14H26V13H25ZM28 14H29V13H28ZM28 14H26V15H28ZM38 14L45 16V14H41V13H38ZM48 14H49V13H48ZM72 14H73V13H72ZM76 14H77V13H76ZM80 14H82V13H80ZM80 14L78 13L77 15H80ZM111 14H112V13H111ZM111 14H110V15H111ZM141 14H142V13H141ZM154 14H155V13H154ZM173 14H174V13H173ZM178 14H180V13H178ZM210 14H211V12H210ZM222 14H221V15H222ZM225 14H226V13H225ZM243 14H244V13H243ZM246 14H247V13H246ZM250 14H251V13H250ZM255 14H256V13H255ZM5 15H7V14H5ZM11 15H12V14H11ZM21 15H22V14H21ZM40 15H39V16H40ZM53 15H54V14H53ZM96 15H98V14H96ZM102 15H104V14H102ZM113 15H114V14H113ZM130 15H131V14H130ZM149 15H150V14H149ZM180 15H181V14H180ZM194 15H195V14H194ZM0 16H1V15H0ZM16 16H17V15H16ZM23 16H24V15H23ZM23 16H22V17H23ZM47 16H48V15H47ZM49 16H50V15H49ZM57 16H59V15H57ZM121 16H122V15H121ZM123 16H124V15H123ZM154 16H155V15H154ZM190 16H191V15H190ZM192 16H193V15H192ZM232 16H233V15H232ZM239 16H240V15H239ZM257 16L259 17V15H257ZM260 16H261V14H260ZM22 17H21V18H22ZM33 17H35V16H33ZM41 17H42V16H41ZM53 17H54V16H53ZM55 17H56V16H55ZM61 17H62V14H61ZM68 17H69V16H68ZM76 17H77V16H76ZM94 17H96V16H94ZM105 17H106V15H105ZM107 17H108V16H107ZM110 17H111V16H110ZM113 17H114V16H113ZM113 17H112V18H113ZM128 17H129V16H128ZM132 17H133V16H132ZM199 17H201V16H199ZM219 17H220V16H219ZM24 18H25V17H24ZM30 18H31V17H30ZM38 18H39V17H38ZM48 18L50 19V17H48ZM69 18H70V17H69ZM78 18H81V17L79 16ZM139 18H140V17H139ZM169 18H170V15H169ZM174 18H175V17H174ZM186 18H187V17H185V19H186ZM221 18H222V17H221ZM227 18H228V17H227ZM231 18H232V17H231ZM240 18H241V17H240ZM250 18H251V17H250ZM14 19H15V18H14ZM18 19H20V18H18ZM25 19H27V18H25ZM32 19H33V22H32V23H34V20H35V19H34V18H32ZM49 19H47V20L49 21ZM54 19H55V18H54ZM81 19H83V18H81ZM107 19H108V18H107ZM122 19H124V18H122ZM122 19H120V20H122ZM126 19H127V18H126ZM161 19H162V18H161ZM194 19H195V18H194ZM200 19H201V18H200ZM208 19H209V18H208ZM217 19H218V18H217ZM235 19H236V17H235ZM246 19H247V18H246ZM254 19H255V18H254ZM10 20H11V19H10ZM15 20H16V19H15ZM20 20H21V19H20ZM40 20H41V19H40ZM57 20H58V19H57ZM59 20H60V16H59ZM70 20H71V18H70ZM73 20H74V19H73ZM77 20H78V19H77ZM83 20H84V19H83ZM92 20H93V19H92ZM99 20H100V19H99ZM105 20H106V19H105ZM120 20L118 19V21H120ZM142 20H143V19H142ZM142 20H141V21H142ZM144 20H145V19H144ZM151 20H152V18H151ZM159 20H160V19H159ZM188 20H189V19H188ZM192 20H193V18H192ZM195 20H196V19H195ZM214 20H215V18H214ZM256 20H258V19H256ZM260 20H261V19H260ZM7 21H8V20H7ZM30 21H32V20H30ZM42 21H44V20H42ZM45 21H46V19H45ZM55 21H56V20H55ZM62 21L65 22L66 20L64 21V19H63ZM84 21H85V20H84ZM131 21H132V20H131ZM135 21H136V20H134L133 23H134ZM138 21H139V25H140L141 21H140L139 19H138ZM215 21H216V20H215ZM235 21H236V20H235ZM12 22H14V21H12ZM15 22H17V21H15ZM15 22H14V25L16 24ZM36 22H37V19H36ZM39 22H40V21H39ZM56 22H57V21H56ZM67 22H68V24H69V21H67ZM77 22H78V21H77ZM81 22H82V21H81ZM85 22H87V21H85ZM85 22H84V23H85ZM142 22H144V21H142ZM191 22H192V21H191ZM194 22H195V21H194ZM194 22H193V23H194ZM202 22H203V21H202ZM211 22H212V21H211ZM230 22H231V21H230ZM233 22H234V21H233ZM249 22H250V21H249ZM30 23H31V22H30ZM30 23H29V24H30ZM32 23H31V24H32ZM37 23H38V22H37ZM40 23H41V22H40ZM49 23H50V22H49ZM49 23H48V24H49ZM54 23H55V22H54ZM54 23H52V25H53ZM88 23H89V22H88ZM93 23H94V22H93ZM106 23H107V22H106ZM108 23H109V21H108ZM121 23H122V22H120L119 24H121ZM133 23H131V24H133ZM146 23H147V22H146ZM167 23H168V22H167ZM188 23H189V22H188ZM212 23H213V22H212ZM215 23H216V22H215ZM255 23H256V22H255ZM1 24H2V23H1ZM1 24H0V28H1V26H2ZM26 24H27V23H26ZM26 24H25V25H26ZM31 24H30V26H31ZM35 24H36V23H35ZM43 24H45V23L43 22ZM66 24H67V23H66ZM115 24H116V23H115ZM115 24H114V25H115ZM123 24H124V23H123ZM156 24H157V23H156ZM160 24L162 25V23H160ZM160 24H159V25H160ZM213 24H214V23H213ZM240 24H241V23H240ZM242 24H243V23H242ZM4 25H5V24H4ZM7 25H8V24H7ZM23 25H24V24H23ZM25 25H24V26H25ZM41 25H42V24H41ZM55 25H56V24H55ZM58 25H59V23H58ZM61 25H63V24H61ZM74 25H75V23H74ZM121 25H122V24H121ZM129 25H130V24H129ZM146 25H147V24H146ZM220 25H221V24H220ZM232 25H233V24H232ZM250 25L252 26V24H250ZM5 26H6V25H5ZM5 26H3V27H5ZM8 26H9V25H8ZM35 26H36V25H35ZM37 26H38V25H37ZM37 26H36V27H37ZM46 26H47V25H46ZM46 26H45V27H46ZM77 26H79V24H78ZM77 26H76V27H77ZM83 26H84V25H83ZM93 26H94V25H93ZM93 26L91 27L92 29H93ZM122 26H123V25H122ZM122 26H120V27H122ZM124 26H125V24H124ZM130 26H131V25H130ZM137 26H138V24H137ZM166 26H167V24H166ZM168 26H169V25H168ZM190 26H192V25H190ZM190 26H189V27H190ZM212 26H213V25H212ZM214 26H215V25H214ZM229 26H231V25H229ZM234 26H235V25H234ZM257 26H258V21H257ZM259 26H260V24H259ZM26 27H27V26H26ZM36 27H35L34 29H36ZM38 27H39V26H38ZM40 27H41V29H42V26H40ZM58 27H59V26H58ZM63 27H65V26L63 25ZM63 27H62V28L59 27V28H60V29H63ZM71 27L73 28V26H71ZM76 27H75V28H76ZM86 27H87V26H86ZM86 27H85V28H86ZM109 27H110V26H109ZM120 27L118 28L119 30H120ZM144 27H145V26H144ZM181 27H182V26H181ZM187 27H188V25H187ZM187 27H186V29H187ZM195 27H197V25H196ZM227 27H228V26H227ZM255 27H256V26H255ZM5 28H6V27H5ZM29 28H30V27H29ZM53 28H54V27H53ZM67 28H68V27H67ZM75 28H74V29H75ZM91 28H90V29H91ZM122 28H123V27H122ZM134 28H135V27H134ZM139 28H140V27H139ZM199 28H200V27H199ZM234 28H235V27H234ZM20 29H21V28H20ZM32 29H33V28H32ZM37 29H40V28H37ZM37 29H36V30H37ZM44 29H45V28H44ZM76 29H77V28H76ZM111 29H113V28H111ZM111 29H110V30H111ZM135 29H136V28H135ZM188 29H189V28H188ZM192 29H193V28H192ZM209 29H210V28H209ZM211 29H212V28H211ZM221 29H222V28H221ZM0 30H2V29H0ZM5 30H6V29H5ZM5 30H4V31H5ZM13 30H14V29H13ZM80 30H81V29H80ZM86 30L88 31V29H86ZM119 30H117V31H119ZM121 30H122V29H121ZM123 30H124V29H123ZM131 30H133V29H131ZM131 30H130V31H131ZM136 30H137V29H136ZM142 30H143V29H142ZM202 30H203V29H202ZM222 30H223V29H222ZM230 30H231V29H230ZM260 30H261V29H260ZM43 31H44V30H43ZM49 31H50V30H49ZM76 31H77V30H76ZM94 31H95V30H94ZM128 31H129V30H128ZM134 31H135V30H133V32H134ZM200 31H201V29H200ZM212 31H213V30H212ZM7 32H8V31H7ZM13 32H14V34H15L16 32H18V30L13 31ZM22 32L27 33V32H25V31H22ZM34 32H35V31H34ZM34 32H33V34H34ZM36 32H38V30H37ZM40 32L42 33L41 30H40ZM44 32H45L44 34L42 33L43 35L46 34V30H45ZM70 32H71V31H70ZM83 32H84V31H83ZM83 32H82V33H83ZM88 32H92V31L89 30ZM105 32H106V31H105ZM120 32H121V31H120ZM138 32H139V30H138ZM187 32H188V31H187ZM192 32H194V31H192ZM219 32H220V30H219ZM237 32H238V31H237ZM2 33H3V32H2ZM51 33H52V32H51ZM61 33H62V32H61ZM72 33H73V32H72ZM74 33H75V31H74ZM128 33H129V32H128ZM128 33H127V34H128ZM135 33H136V32H135ZM217 33H218V32H217ZM224 33H225V32H224ZM0 34H1V33H0ZM5 34H6V33H5ZM37 34H38V33H36L35 35H37ZM47 34H49V33H47ZM47 34H46V35H47ZM76 34H77V33H75V35H76ZM78 34H79V33H78ZM80 34H81V33H80ZM96 34H98V33H96ZM104 34H106V33H104ZM122 34H123V33H122ZM142 34H143V33H142ZM190 34H192V33H189V35H190ZM195 34H196V33H195ZM262 34H264V33H261V35H262ZM1 35H2V34H1ZM6 35H8V33H7ZM12 35H13V34H12ZM24 35H25V34H24ZM28 35H29V34H28ZM28 35H27V36H28ZM40 35H41V34H40ZM53 35H54V34H53ZM67 35H68V34H67ZM69 35H71V34L69 33ZM88 35H89V34H88ZM109 35H110V34H109ZM119 35H120V34H119ZM183 35H184V34H183ZM222 35H223V33H222ZM3 36H4V35L0 36V37H2L0 40L3 39ZM8 36H9V35H8ZM8 36H6V38H7ZM27 36H26V37H27ZM38 36H39V35H38ZM41 36H42V35H41ZM49 36H50V35H49ZM62 36H64V35H62ZM85 36H86V35H85ZM90 36H92V33H90ZM90 36H89V37H90ZM111 36H112V35H111ZM121 36H122V35H121ZM141 36H142V35H141ZM169 36H170V35H169ZM186 36H188L187 33H186ZM199 36H200V35H199ZM201 36H202V35H201ZM210 36H211V35H210ZM234 36H235V35H234ZM234 36H233V37H234ZM238 36H239V35H238ZM238 36H237V37H238ZM13 37H14V36H13ZM19 37H20L19 35H18V37L15 36L16 39H17V38L19 39ZM28 37H29V36H28ZM50 37H52V36H50ZM66 37H69V36H66ZM77 37H78V35H77ZM82 37H84V36H82ZM101 37H102V36H101ZM126 37H127V36H126ZM129 37H130V36H129ZM148 37H149V36H148ZM148 37H147V38H148ZM171 37H172V36H171ZM183 37H184V36H183ZM188 37H189V36H188ZM192 37H193V36H192ZM192 37L190 36V38H192ZM208 37H209V36H208ZM222 37H223V36H222ZM228 37H229V39H230V36H228ZM39 38H40V37H39ZM39 38H38L37 40H39ZM41 38H43V37H41ZM55 38H56V36H55ZM64 38H65V37H64ZM86 38H87V36H86ZM94 38H95V37H94ZM105 38H107V37H105ZM210 38H211V37H210ZM7 39H9V38H7ZM29 39H30V37H29ZM29 39H28V40H29ZM48 39H50V38L48 37ZM53 39H54V37H53ZM57 39H58V38H57ZM74 39H75V38H74ZM76 39H77V38H76ZM76 39H75V40H76ZM81 39H82V38H81ZM111 39H112V38H111ZM148 39H150V38H148ZM208 39H209V38H208ZM238 39H239V38H238ZM249 39H250V38H249ZM253 39H254V38H253ZM3 40H5V39H3ZM46 40H47V39H45V41H46ZM50 40H52V39H50ZM62 40H63V39H62ZM67 40H68V38H67ZM77 40H78V39H77ZM79 40H80V39H79ZM79 40H78V41H79ZM87 40H88V39H87ZM100 40H102V39H100ZM100 40H99V41H100ZM213 40H214V39H213ZM226 40H227V39H226ZM241 40H242V39H241ZM241 40H239V41H241ZM246 40H247V38H246ZM11 41H12V40H11V38H10V42H11ZM18 41H19V40H18ZM18 41H17V42H18ZM22 41H23V39H22ZM45 41L43 40V42H45ZM65 41H66V40H65ZM78 41H77V42H78ZM81 41H82V40H81ZM88 41H89V40H88ZM90 41H91V40H90ZM107 41H108V40H107ZM117 41H118V40H117ZM132 41H133V40H132ZM147 41H148V40H147ZM221 41H222V40H221ZM231 41H232V40H231ZM237 41H238V40H237ZM0 42H1V41H0ZM2 42H3V41H2ZM8 42H9V41L7 40L6 42H4V44H5V43L7 44ZM29 42H30V41H29ZM32 42H33V41H32ZM32 42H31V44H32ZM38 42H39V41H38ZM38 42H37V43H38ZM40 42H41V41H40ZM53 42H54V41H53ZM53 42L51 41L52 44H53ZM72 42H73V41H72ZM72 42H71V43H72ZM85 42H86V41H85ZM85 42H84V43H85ZM96 42H97V41H96ZM105 42H106V41H105ZM150 42H151V40H150ZM152 42H153V41H152ZM183 42H185V40H184ZM183 42H182V43H183ZM191 42H192V41H191ZM196 42H197V41H196ZM232 42H234V41H232ZM243 42H244V41H243ZM248 42L251 43V41H247V43H248ZM56 43H57V42H56ZM61 43H62V42H61ZM82 43H83V42H82ZM101 43H104V42L102 41ZM135 43H136V42H135ZM202 43H203V42H202ZM223 43H224V42H223ZM226 43H227V41H226ZM229 43H231V42H229ZM235 43H236V42H235ZM238 43H240V42H238ZM8 44H9V43H8ZM8 44H7V45H8ZM24 44H25V43H24ZM28 44H29V43H28ZM31 44H30V45H31ZM40 44H42V43H40ZM40 44H38V46H39ZM72 44H73V43H72ZM74 44H75V43H74ZM106 44H107V43H106ZM117 44H119V43H117ZM143 44H144V43H143ZM147 44H148V43H147ZM154 44H155V43H154ZM167 44H168V43H167ZM167 44H166V45H167ZM178 44H179V43H178ZM183 44H184V43H183ZM185 44H186V42H185ZM190 44H191V43H190ZM198 44H199V43H198ZM212 44H213V43H212ZM7 45H5V46H7ZM10 45L12 46L11 43H10ZM10 45H8V46H10ZM14 45H15V44H14ZM14 45H13V46H14ZM26 45H27V44H26ZM30 45H29V46L27 45L26 48L30 47ZM53 45H56V44H53ZM85 45H87V44H85ZM97 45H99V44L97 43ZM102 45H104V44H102ZM112 45H113V44H112ZM120 45H121V44H120ZM122 45H123V44H122ZM125 45H126V42H125ZM137 45H138V44H137ZM139 45H140V43H139ZM150 45H152V44H150ZM168 45H169V44H168ZM187 45H188V44H187ZM191 45H192V44H191ZM216 45H217V43H216ZM219 45H220V44H219ZM234 45H235V44H234ZM236 45H237V43H236ZM244 45H245V43H244ZM249 45H250V44H249ZM251 45H252V44H251ZM257 45H258V44H257ZM262 45H263V44H262ZM262 45L260 44V46H262ZM13 46H12V48H11L12 51H14V50H13V49H14ZM15 46H16V45H15ZM24 46H25V45H24ZM42 46H43V45H42ZM50 46H51V45H50ZM60 46H61V45H60ZM60 46H59V47H60ZM72 46H73V45H72ZM95 46H96V45H95ZM116 46H117V45H116ZM147 46H148V45H147ZM183 46H184V45H183ZM185 46H186V45H185ZM192 46H193V45H192ZM192 46H191V47H192ZM202 46H203V45H202ZM213 46H214V45H213ZM232 46H233V45H232ZM246 46H247V45H246ZM20 47H22V46H20ZM20 47H19V48H20ZM32 47L34 48V45H33ZM32 47H31V48H32ZM43 47H44V46H43ZM62 47H63V46H62ZM66 47H68V46H66ZM69 47H70V46H69ZM69 47H68V48H69ZM74 47H76V46L74 45ZM79 47H80V46H79ZM83 47H84V45H83ZM85 47H86V46H85ZM87 47L89 48V46H87ZM87 47H86V48H87ZM90 47H91V46H90ZM104 47H105V46H104ZM110 47H111V46H110ZM113 47H114V45L112 46V48H113ZM119 47H121V46H119ZM124 47H125V46H124ZM137 47H138V46H137ZM152 47H153V46H152ZM152 47H151V48H152ZM163 47H164V46H163ZM171 47H172V46H171ZM179 47H180V46H179ZM204 47H205V46H204ZM223 47H224V45H223ZM244 47H245V46H244ZM248 47H249V46H248ZM250 47H251V46H250ZM250 47H249V48H250ZM258 47H259V45H258ZM8 48H9V47H8ZM23 48H24V47H23ZM26 48H25V49H26ZM37 48H38V47H37ZM57 48H58V47H57ZM60 48H61V47H60ZM63 48H64V47H63ZM77 48H78V47H77ZM77 48H76V49H77ZM80 48H81V47H80ZM96 48H99V47H96ZM106 48H107V47H106ZM121 48H123V47H121ZM121 48H120V50H121ZM165 48H166V47H165ZM165 48H164V49H165ZM177 48H178V47H177ZM196 48H197V47H196ZM198 48H199V47H198ZM211 48H212V47H211ZM260 48H262V47H260ZM4 49H5V48H4ZM9 49H10V48H9ZM64 49H65L64 51H66L67 48H64ZM72 49H73V48H72ZM78 49H79V48H78ZM82 49H83V48H82ZM82 49H81V50H82ZM90 49H93V48L91 47ZM104 49H105V48H103V50H104ZM125 49H126V48H125ZM187 49H188V47H187ZM193 49H195V48L193 47ZM193 49H192V50H193ZM222 49H223V48H222ZM246 49H247V48H246ZM18 50H19V49H18ZM28 50H29V49H28ZM32 50H34V49H32ZM36 50H39V49H36ZM42 50H43V48H42ZM46 50H47V49H46ZM62 50H63V49H62ZM68 50H69V49H68ZM98 50H99V49H98ZM151 50H153V49H151ZM178 50H179V49H178ZM190 50H191V49H190ZM232 50H233V49H232ZM239 50H240V49H239ZM261 50H262V49H261ZM7 51H8V50H7ZM23 51H24V50H23ZM48 51H49V49H48ZM51 51H52V50H51ZM51 51H50V52H51ZM60 51H61V50H60ZM69 51H70V50H69ZM83 51H84V50H83ZM89 51H90V50H89ZM89 51H87L88 54H89ZM110 51H111V49H110ZM110 51H108V52L106 51V52L109 53ZM114 51H115V50H114ZM122 51H123V50H122ZM172 51H173V49H172ZM183 51H184V50H183ZM209 51H210V50H209ZM236 51H237V48H236ZM19 52H20V51H19ZM19 52H17V53H19ZM28 52L30 53V51H28ZM35 52H37V51H35ZM35 52L33 51V53H35ZM56 52H57V50H56ZM61 52H63V51H61ZM71 52H72V51H71ZM71 52H70V53H71ZM73 52H74V51H73ZM75 52H76V51H75ZM75 52H74V53H75ZM77 52H78V51H77ZM77 52H76V54H77ZM81 52H82V51H81ZM84 52L86 53V51H84ZM95 52H98V51L95 50ZM125 52H127V51H125ZM143 52H144V51H143ZM204 52H205V51H204ZM213 52H214V50H213ZM217 52H218V51H217ZM220 52H221V51H220ZM243 52H244V51H243ZM263 52H264V51H263ZM6 53H7V52H6ZM29 53H28V54H29ZM39 53H40V52H39ZM66 53H67V52H66ZM93 53H94V52H93ZM93 53H91V55H92ZM104 53H105V51H104ZM107 53H106V54H107ZM114 53H115V52H114ZM122 53H123V52H122ZM122 53H120V54H122ZM136 53H137V52H136ZM149 53H150V52H149ZM158 53H159V52H158ZM170 53H171V52H170ZM180 53H181V52H180ZM184 53H185V52H184ZM189 53H190V52H189ZM189 53H188V54H189ZM193 53H194V52H193ZM193 53H191V54H193ZM198 53H199V52H198ZM200 53H201V52H200ZM232 53H233V52H232ZM234 53H235V52H234ZM236 53H237V52H236ZM238 53H239V52H238ZM238 53H237V54H238ZM257 53H259V52H257ZM7 54H8V53H7ZM22 54H23V53H22ZM26 54H27V52H26ZM50 54H51V53H50ZM58 54H60V52H59ZM63 54H65V53H63ZM111 54H112V53H111ZM120 54H119V56H120ZM137 54H138V53H137ZM174 54H176V52H175ZM174 54H173V55H174ZM221 54H222V53H221ZM239 54H241V52H240ZM260 54H261V53H260ZM4 55H5V54H4ZM8 55H9V54H8ZM8 55H7V56H8ZM10 55H11V54H10ZM14 55H15V54H14ZM14 55H13V56H14ZM19 55H20V54H19ZM30 55H31V54H30ZM32 55L35 56V54H32ZM41 55H42V54H41ZM43 55L45 56L44 53H43ZM47 55H49V53H48ZM56 55H57V54H56ZM71 55H72V54H71ZM89 55H90V54H89ZM95 55H96V53H95ZM108 55H109V54H108ZM123 55H124V54H123ZM129 55H130V54H129ZM131 55H132V54H131ZM138 55H139V54H138ZM156 55H157V54H156ZM159 55H160V53H159ZM163 55H164V54H163ZM200 55H201V54H200ZM200 55H199V56H200ZM202 55H203V53H202ZM202 55H201V57H202ZM206 55H207V54H206ZM210 55H211V53H210ZM235 55H236V54H235ZM7 56H5V57H7ZM33 56H32V57H33ZM59 56L64 57V55H62V53H61V55H59ZM72 56H73V55H72ZM76 56H77V55H76ZM76 56H73V58L76 57ZM111 56H112V58H114V57H113V54H112ZM149 56H150V55H149ZM171 56H172V55H170V57H171ZM174 56H176V55H174ZM177 56H178V55H177ZM193 56H195V53H194L192 56H190V57H193ZM197 56H198V55H197ZM239 56H240V55H239ZM21 57H22V56H20L19 58H21ZM29 57H30V56H29ZM37 57H38V56H37ZM45 57H46V56H45ZM52 57H53V56H52ZM62 57H61V58H62ZM92 57H93V56H92ZM96 57H100V54L98 53V56H96ZM106 57H107V56H105V57H103V58L105 59ZM108 57H109V56H108ZM131 57H132V56H131ZM134 57H136V56H134ZM157 57H159V56H157ZM166 57H167V56H166ZM166 57H164V58H166ZM219 57H220V56H219ZM233 57H234V55H233ZM251 57H252V56H251ZM258 57H259V56H258ZM3 58H4V57L2 56V58H0V59H3ZM11 58H12V57H11ZM11 58L7 57L6 59H9V61H10ZM41 58H42V57H41ZM47 58H48V57H47ZM49 58H50V57H49ZM49 58H48V59H49ZM54 58H55V57H54ZM54 58H53L52 60H53V61H57V60H54ZM57 58H58V57H57ZM64 58H66V57H64ZM64 58H63V59H64ZM69 58L71 59L72 57H69ZM76 58H77V57H76ZM76 58H75V59H76ZM78 58H79V57H78ZM94 58H95V57H94ZM94 58H93V59H94ZM100 58H102V57H100ZM115 58H116V56H115ZM118 58H120V57H118ZM150 58H151V57H150ZM159 58H160V57H159ZM167 58H168V57H167ZM175 58H176V57H175ZM223 58H225V57L223 56ZM228 58H229V57H228ZM12 59H14V57H13ZM15 59L17 60L16 56H15ZM23 59H24V58H23ZM27 59H28V58H27ZM35 59H36V56L34 57V60H35ZM37 59H40V57L37 58ZM37 59H36V60H37ZM42 59H43V58H42ZM48 59L45 58L44 61H46V60L49 61ZM59 59H60V58H59ZM67 59H68V58H67ZM85 59H86V58H85ZM126 59H127V58H126ZM131 59H132V58H131ZM131 59H129V60H131ZM136 59H137V57H136ZM173 59H174V57H173ZM236 59H237V58H236ZM257 59H258V58H257ZM21 60H22V59H21ZM30 60H32V58H31ZM52 60H50L49 62H51ZM65 60H66V59H65ZM81 60H82V59H81ZM83 60H84V58H83ZM88 60H89V59H87V61H88ZM117 60H118V59H117ZM127 60H128V59H127ZM129 60H128V61H129ZM148 60H149V59H148ZM153 60H155V59H153ZM166 60H167V59H166ZM180 60H181V59H180ZM193 60H194V59H193ZM201 60H202V58H201ZM224 60H225V59H224ZM226 60H227V59H226ZM232 60H233V59H232ZM232 60H231V61H232ZM251 60H252V59H251ZM255 60H256V59H255ZM0 61H1V60H0ZM14 61H15V60H14ZM22 61H23V60H22ZM25 61H26V59H25ZM42 61H43V60H42ZM59 61H60V60H59ZM61 61H62V60H61ZM66 61H67V60H66ZM71 61H72V59H71ZM71 61H70V62H71ZM73 61H74V60H73ZM73 61H72V62H73ZM89 61L91 62V60H89ZM92 61H93V60H92ZM101 61H102V60H101ZM115 61H116V60H115ZM138 61H139V60H138ZM149 61H150V60H149ZM168 61H170V60L168 59ZM174 61H176V60H174ZM181 61H182V60H181ZM215 61H216V60H215ZM231 61H229V62L231 63ZM238 61H239V60H238ZM5 62H6V60H5ZM10 62H11V61H10ZM23 62H24V61H23ZM36 62H37V61H36ZM38 62H39V61H38ZM62 62H63V61H62ZM75 62H76V61H75ZM79 62H80V61H79ZM96 62H97V61H96ZM103 62H104V61H103ZM103 62H102V63H103ZM107 62H108V61H107ZM109 62H112V63L114 64V62L111 61V60H110ZM118 62H119V61H118ZM130 62H131V61H130ZM132 62H133V61H132ZM145 62H146V61H144V63H145ZM179 62H180V61H179ZM187 62H188V61H187ZM187 62L185 61V63H187ZM195 62H196V60H195ZM206 62H207V61H206ZM226 62H227V61H226ZM235 62H236V61H235ZM11 63H12V62H11ZM11 63H10V64H11ZM16 63H17V66H16V68H17L19 64H18V62H16ZM16 63H13V64L16 65ZM29 63H30V61H29ZM46 63H47V62H46ZM55 63H56V62H55ZM82 63H83V61H82ZM84 63H85V62H84ZM92 63H93V62H91V64H92ZM172 63H173V62H172ZM223 63H224V62H223ZM239 63H240V62H239ZM251 63H252V61H251ZM1 64H2V62H1ZM5 64H6V63H4V65H5ZM23 64H24V63H23ZM30 64H33V63L31 62ZM36 64H37V63H36ZM40 64H41V63H40ZM50 64H51V63H48L47 65H50ZM62 64L64 65V62H63ZM91 64L89 63L88 65H89L92 69H96V70H97V68H96V67L93 68V67H92L93 64H92V65H91ZM94 64H96V63L94 62ZM110 64H111V63H110ZM150 64H151V63H150ZM160 64H161V63H160ZM168 64H169V63H168ZM191 64H192V63H191ZM235 64H236V63H235ZM235 64H234V65H235ZM4 65L2 64L1 66H4ZM24 65H27V64L25 63ZM28 65H29V64H28ZM37 65H39V63H38ZM37 65H36V66H37ZM57 65H58V63H57ZM57 65H56V67L58 68V66H60V65H58V66H57ZM66 65H67V64H66ZM70 65H71V64H69L68 66H70ZM72 65H73V63H72ZM88 65H87V68H86V69H88ZM115 65H116V64H115ZM123 65H124V64H123ZM128 65H129V64H128ZM148 65H149V63H148ZM223 65H224V64H223ZM227 65H229V63H228ZM236 65H237V64H236ZM254 65H255V64H254ZM1 66H0V67H1ZM31 66H32V65H31ZM31 66H30V68H31ZM36 66L34 65V67H36ZM39 66H40V65H39ZM39 66H37L38 69H40ZM42 66H44V65H42ZM45 66H46V64H45ZM45 66H44V67H45ZM74 66H78V64H77V63H76V64L74 63L73 67H74ZM93 66H94V65H93ZM105 66H106V65H105ZM111 66H112V65H111ZM116 66H120V65L117 64ZM144 66H146V63L144 64ZM180 66H181V64H180ZM204 66H205V65H204ZM211 66H212V65H211ZM213 66H214V65H213ZM5 67H6V65H5ZM5 67H1V68H5ZM7 67H8V66H7ZM25 67H26V66H25ZM32 67H33V66H32ZM44 67H43V69H44ZM47 67H48V66H47ZM54 67H55V66H54ZM63 67H64V66H63ZM81 67H82V65H81ZM99 67H100V66H99ZM106 67H107V66H106ZM128 67H129V66H128ZM156 67H157V64H156ZM156 67H155V68H156ZM185 67H186V66H185ZM209 67H210V66H209ZM216 67H218V66L216 65ZM220 67H221V66H220ZM220 67H219V68H220ZM223 67H224V66H223ZM236 67H237V66H236ZM246 67H247V65H246ZM9 68H10V67H9ZM49 68H50V67H49ZM51 68L53 69V67H51ZM75 68H76V67H75ZM132 68H133V67H132ZM153 68H154V67H153ZM160 68L162 69V67H160ZM160 68H158V69L161 70ZM177 68H178V66H177ZM181 68H183V67H181ZM187 68H188V67H187ZM196 68H197V67H196ZM196 68H194L195 71L197 70ZM213 68H215V67H213ZM219 68H218V69H219ZM227 68H228V67H227ZM248 68H249V67H248ZM248 68H247V69H248ZM5 69H6V68H5ZM5 69H4V70H5ZM7 69H8V68H7ZM18 69H19V68H18ZM20 69H21V71H23V70H22V69H23V66H22V67L20 66ZM35 69H37V68H35ZM45 69H46V68H45ZM63 69H64V68H63ZM68 69H70V67H68ZM78 69H79V68H78ZM111 69H112V68H111ZM115 69H116V68L114 67V71H111V70H110L109 73H111V72H114V73H115ZM123 69H125V67H123ZM143 69H144V67H143ZM163 69H164V68H163ZM203 69H204V67H203ZM225 69H226V68H225ZM255 69H256V67H255ZM8 70H9V69H8ZM8 70H7V74H8ZM10 70H12V69H10ZM13 70H14V69H13ZM16 70H17V69H15V71H16ZM27 70H28V68H27ZM27 70H26V71H27ZM29 70H30V69H29ZM41 70H42V68H41ZM48 70H49V69H48ZM75 70L78 72L77 69H75ZM83 70H84V68H83ZM83 70H81L82 73H83ZM100 70H101V68H100ZM133 70H134V69H133ZM150 70L152 71V69H150ZM159 70H158V71L156 70V71L159 72ZM173 70H174V69H173ZM173 70H172V71H173ZM186 70H187V69H186ZM191 70H192V69H191ZM198 70H199V69H198ZM215 70H216V68H215ZM215 70H214V71H215ZM221 70H222V69H221ZM227 70H228V69H227ZM236 70H238V69H236ZM0 71H1V70H0ZM17 71H18V70H17ZM17 71H16V72H17ZM32 71H33V70H32ZM38 71H39V70H38ZM44 71H46V70H44ZM51 71H52V70H51ZM51 71H50V72H51ZM59 71H60V70H59ZM65 71H66V70H65ZM79 71H80V70H79ZM88 71L90 72V70H88ZM92 71H93V70H92ZM122 71H123V70H122ZM122 71H121V72H122ZM141 71H142V70H141ZM143 71H144V70H143ZM165 71H166V70H165ZM167 71H168V70H167ZM174 71L176 72V70H174ZM188 71H190V70H188ZM207 71H208V70H207ZM207 71H206V72H207ZM212 71H213V70H212ZM217 71H218V70H217ZM217 71H216V72H217ZM222 71H223V70H222ZM233 71H234V68H233ZM233 71H232V72H233ZM245 71H246V70H245ZM11 72H12V71H11ZM11 72H9L10 75H11ZM18 72H19V71H18ZM36 72H37V71H35V72H33V73H36ZM40 72H41V71H40ZM56 72H57V71H56ZM60 72H61V71H60ZM60 72H57V73L60 74ZM71 72H72V71H71ZM77 72H76V73H77ZM93 72H94V71H93ZM97 72H98V70H97ZM97 72H96V76H94L95 78H97V77H98V73H100V72H98V73H97ZM102 72H103V71H102ZM118 72H119V71H118ZM130 72H131V70H130ZM144 72H145V71H144ZM168 72H169V71H168ZM206 72H205V73H206ZM225 72H226V71H225ZM228 72H229V71H228ZM234 72H235V71H234ZM234 72H233V73H234ZM237 72H239V70H238ZM261 72H262V71H261ZM0 73L2 74V72H0ZM4 73H5V72H4ZM4 73H3V75L6 74V73H5V74H4ZM20 73H23V72H20ZM25 73H26V72H24V75H25ZM31 73H32V72H31ZM33 73H32V74H33ZM37 73H38V72H37ZM37 73L34 74V75H37ZM47 73H48V71H47ZM68 73H69V72H68ZM80 73H81V72H80ZM80 73H78V74H80ZM82 73H81V74H82ZM94 73H95V72H94ZM103 73H104V72H103ZM137 73H138V72H137ZM137 73H136V74H137ZM149 73H150V75H151V72H149ZM163 73H166V72H163ZM173 73H174V72H173ZM176 73H177V72H176ZM196 73H197V71H196ZM211 73H212V72H211ZM211 73H210V76H211ZM218 73H220V72H218ZM253 73H254V72H253ZM253 73L250 72V74H253ZM256 73H257L258 76H259V73H258V72H256ZM38 74H39V73H38ZM41 74H42V73H41ZM49 74H50V73H49ZM49 74H48L49 77L52 76V75H49ZM51 74H52V72H51ZM54 74H55V73H54ZM71 74H72V73H71ZM81 74H80V76H81ZM89 74H90V73H89ZM91 74H92V72H91ZM116 74H117L116 77H118V73H116ZM126 74H127V73H126ZM159 74H160V73H159ZM170 74H171V73H170ZM189 74H191V73L189 72ZM189 74H188V76H189ZM202 74H203V73H202ZM229 74H230V73H229ZM231 74H232V73H231ZM3 75H2V76H3ZM19 75H21V74H19ZM28 75H29V73H28ZM28 75H27V77H28ZM64 75L66 76V72L64 73ZM67 75H68V74H67ZM74 75H75V74H74ZM76 75H77V74H76ZM83 75H84V73H83ZM83 75H82V77H83ZM102 75H103V74H102ZM104 75H105V74H104ZM106 75H107V74H106ZM112 75H113V73H112ZM112 75H111V76H112ZM114 75H115V74H114ZM114 75H113V76H114ZM120 75H121V74H120ZM120 75H119V76H120ZM124 75H125V74H124ZM128 75H129V74H128ZM128 75H126V76H128ZM130 75H131V74H130ZM164 75H165V74H164ZM191 75H192V74H191ZM193 75H194V74H193ZM193 75H192V76H193ZM199 75H201V73H200ZM220 75H221V74H220ZM227 75H228V74H227ZM227 75H226V76H227ZM233 75H234V74H232L231 76H233ZM261 75H262V74H261ZM0 76H1V75H0ZM8 76H9V75H8ZM11 76H12V75H11ZM17 76H18V75L16 74V77H17ZM22 76H23V75H22ZM22 76H21V77H22ZM39 76H40V75H39ZM44 76H45V73H44ZM44 76H43V78L45 79ZM46 76H47V75H46ZM53 76H54V75H53ZM53 76H52V77H53ZM62 76H63V75H62ZM65 76H64V77H65ZM71 76H72V75H71ZM78 76H79V75H78ZM85 76H86V75H85ZM85 76H84V77H85ZM113 76H112V77H113ZM133 76H134V74H133ZM174 76H175V74H174ZM64 77H63V78H64ZM72 77H73V76H72ZM76 77H77V76H76ZM91 77L94 78L93 76H91ZM100 77H102V76H101V73H100ZM109 77H110V75H109ZM112 77H111V78H112ZM129 77H130V76H129ZM129 77H128V78H129ZM135 77H136V76H135ZM143 77H144V76H143ZM156 77H157V76H156ZM164 77H165V76H164ZM175 77H176V76H175ZM202 77H203V76H202ZM208 77H209V76H208ZM212 77H213V76H212ZM212 77H210V78H212ZM217 77H218V74H217ZM219 77H222V76H219ZM248 77H249V76H248ZM24 78H26V76H25ZM28 78H29V77H28ZM38 78H39V79H38ZM38 78H37V79L40 80L41 77H38ZM43 78H42V79H43ZM46 78H47V77H46ZM66 78H67V77H66ZM68 78L70 79L69 75H68ZM85 78H87V76H86ZM88 78H89V77H88ZM88 78H87V79H88ZM102 78H103V77H102ZM102 78H101V80H102ZM106 78H107V76H106ZM120 78H121V77H120ZM133 78H134V77H133ZM137 78L139 79L140 76L137 77ZM137 78H136V80H138ZM149 78H150V77H149ZM173 78H174V77H173ZM205 78H206V77H205ZM236 78H238V77L236 76ZM243 78H245V77H242V79H243ZM5 79H6V78H5ZM5 79H4V80H5ZM18 79H20V78H18ZM21 79H22V78H21ZM21 79H20V80H21ZM30 79L32 80V77L29 78V81H30V83H31V80H30ZM33 79H35V77H34ZM44 79H43V80H44ZM47 79H48V78H47ZM52 79H53V78H52ZM61 79H62V78H61ZM64 79H65V78H64ZM71 79H72V78H71ZM78 79H80V77H78ZM97 79H98V78H97ZM97 79H96V81H98ZM114 79H115V78H114ZM140 79H141V78H140ZM142 79H143V78H142ZM142 79H141V80H142ZM144 79H145V78H144ZM155 79H156V78H155ZM157 79H158V78H157ZM157 79H156V80H157ZM160 79H161V77H160ZM176 79H177V78H176ZM185 79H186V78H185ZM196 79H197V78H196ZM198 79H199V78H198ZM207 79H209V78H206L205 81L208 82ZM212 79H213V78H212ZM218 79H219V78H218ZM228 79H229V78H228ZM1 80H2V79H1ZM20 80H19V81H20ZM49 80H50V78H49ZM53 80H54V79H53ZM85 80H86V79H85ZM89 80H92V79L89 78ZM89 80H88V81H89ZM99 80H100V79H99ZM101 80H100V81H101ZM111 80H112V79H111ZM127 80H129V79H127ZM183 80H184V79H183ZM192 80H193V79H192ZM236 80H237V79H236ZM244 80H245V79H244ZM5 81H8V82H9L8 79L5 80ZM24 81H25V80H24ZM34 81H35V80H34ZM64 81H65V80H64ZM75 81L78 82L79 80L75 79ZM92 81H93V80H92ZM113 81H114V80H113ZM115 81H116V80H115ZM134 81H135V80H134ZM138 81H139V80H138ZM142 81H143V80H142ZM160 81H161V80H160ZM173 81H176V80H173ZM190 81H191V80H190ZM193 81H194V80H193ZM205 81H204V82H205ZM210 81H211V80H210ZM213 81H214V80H213ZM261 81H262V80H261ZM3 82H4V81H2V83H3ZM15 82H16V78H15ZM21 82H22V81H21ZM25 82H26V81H25ZM32 82H33V80H32ZM36 82H38V81L36 80ZM46 82H48V80H47ZM52 82H53V81H52ZM66 82H67V81H66ZM72 82H74V81H72ZM80 82H81V81H80ZM80 82H78V83H80ZM98 82H99V81H98ZM105 82H106V81H105ZM109 82H110V81H109ZM127 82H128V81H127ZM130 82H131V81H130ZM132 82H133V81H132ZM132 82H131L130 84L128 83V86L131 85ZM136 82H137V81H136ZM165 82H166V81H165ZM165 82H164V83H165ZM178 82H179V81H178ZM182 82H184V81H182ZM194 82H195V81H194ZM207 82H205V83H207ZM211 82H212V81H211ZM215 82H216V79H215ZM231 82H232V81H231ZM9 83H10V82H9ZM9 83H8V84H9ZM17 83H19V82H17ZM22 83H23V82H22ZM27 83H28V82H27ZM39 83H40V82H39ZM81 83H82V82H81ZM83 83H84V82H83ZM93 83H94V81H93ZM99 83H100V82H99ZM102 83H103V82H102ZM110 83H111V82H110ZM114 83H117V82H114ZM114 83H113V84H114ZM137 83H138V82H137ZM141 83H142V82H141ZM141 83H140V84H141ZM146 83H147V82H146ZM179 83H180V82H179ZM186 83H187V82H186ZM208 83H209V82H208ZM208 83H207V84H208ZM217 83H218V82H217ZM217 83H215V84L213 83L214 86H215ZM219 83H220V81H219ZM224 83H225V82H224ZM236 83H237V82H236ZM236 83H235V84H236ZM246 83L248 84L249 82H246ZM262 83H263V82H262ZM42 84H43V86H44L43 81H42ZM42 84H38V83H37L36 87L39 86V85L41 86ZM45 84H46V83H45ZM66 84H67V83H66ZM74 84H76V83H74ZM74 84H73L72 86H74ZM86 84H88V82H86ZM86 84H85V85H86ZM90 84H91V83H90ZM90 84H88V85H90ZM107 84H109V83H107ZM111 84H112V83H111ZM121 84H122V83H121ZM142 84H143V83H142ZM161 84H162V83H161ZM168 84L170 85V83H168ZM173 84H174V82H173ZM175 84H176V83H175ZM184 84H185V82H184ZM184 84H182V85H184ZM213 84H212V85H213ZM230 84H231V83H230ZM237 84H238V83H237ZM17 85H18V84H17ZM19 85H20V84H19ZM25 85H26V86H28V85L33 86V84H32V85H31V84H28V85L25 84ZM63 85H64V84H63ZM79 85H80V84H79ZM98 85H99V84H98ZM117 85H118V84H117ZM117 85H116V86H117ZM125 85H126V84H125ZM133 85H134V84H133ZM148 85H149V84H148ZM165 85L167 86V84H165ZM169 85H168V86H169ZM182 85H181V87H182ZM195 85H196V83H195ZM209 85H211V84L209 83ZM231 85H232V84H231ZM248 85H249V84H248ZM250 85H252V84H250ZM1 86H2V85H1ZM3 86L5 87V84H3ZM11 86H12V85H10V88H11ZM34 86H35V84H34ZM34 86H33V87H34ZM43 86H42V87H43ZM69 86L71 87V82H70V85H69ZM94 86H95V85H93L92 88H93ZM101 86H102V85H101ZM104 86H105V85H104ZM110 86H112V85H110ZM110 86H109V87H110ZM116 86H115V88H116ZM137 86H138V87L140 86L139 83L137 84ZM144 86H145V85H144ZM160 86H161V85H159L158 87H160ZM173 86H174V85H173ZM207 86H208V85H207ZM207 86H206V87H207ZM233 86H234V85H233ZM252 86H253V85H252ZM252 86H251V88H252ZM8 87H9V85H8ZM8 87H7V88H8ZM13 87H14V86H13ZM13 87H12V88H13ZM24 87H25V86H24ZM24 87H22V88H24ZM36 87H34V88H36ZM42 87H40L41 90H42ZM44 87L46 88V85H45ZM47 87H48V86H47ZM67 87H68V84H67ZM77 87H78V86H77ZM86 87H87V85H86ZM86 87H85V88H86ZM90 87H91V85H90ZM118 87H119V86H118ZM122 87H123V86H122ZM135 87H136V86H135ZM138 87H137L136 89H138ZM145 87H146V86H145ZM149 87H150V86H149ZM152 87H153V85H152ZM156 87H157V86H156ZM162 87H163V86H162ZM171 87H172V86H171ZM212 87H213V86H212ZM225 87H226V85H225ZM235 87H236V86H235ZM244 87H245V86H244ZM0 88H1V87H0ZM5 88H6V87H5ZM7 88H6V89H7ZM18 88H19V86H18ZM20 88H21V87H20ZM20 88H19V90H21ZM25 88H26V87H25ZM28 88H30V87H28ZM40 88H39V90H40ZM68 88H69V87H68ZM82 88H83V87H82ZM82 88H80V89L82 90ZM95 88L98 89L97 85L94 87V89H95ZM107 88H108V87H107ZM113 88H114V87H113ZM130 88H131V87H130ZM130 88H129V90H130ZM132 88H133V87H132ZM164 88H165V87H164ZM175 88H176V87H175ZM182 88H183V87H182ZM213 88H214V87H213ZM248 88H249V87H248ZM30 89H31V88H30ZM32 89H33V88H32ZM36 89H38V87H37ZM36 89H35V91H36ZM43 89H44V88H43ZM70 89H72V88H70ZM77 89H78V88H77ZM83 89H84V88H83ZM97 89H96V90H97ZM99 89H101V88H99ZM102 89H103V86H102ZM124 89H125V87H124ZM159 89H160V88H159ZM177 89H178V87H177ZM177 89H176V91H178ZM199 89H200V88H199ZM214 89H215V88H214ZM232 89H233V88H232ZM4 90H5V89H4ZM7 90H8V89H7ZM14 90H15V89H13L12 92H14ZM17 90H18V89H17ZM22 90H23V92H21L22 94H23L24 92L28 93V90H27V89H22ZM24 90H27V91H24ZM45 90H46V89H45ZM67 90H68V89H67ZM72 90H74V89H72ZM89 90H90V88H89ZM103 90H104V89H103ZM108 90H109V89H107V91H108ZM111 90H112V89H111ZM113 90H114V89H113ZM121 90H122V89H121ZM146 90H148V89H146ZM180 90H181V89H180ZM185 90H186V89H185ZM192 90H193V89H192ZM196 90H197V89H196ZM220 90H221V89H220ZM236 90H237V89H236ZM251 90H252V89H251ZM8 91H10V90H8ZM42 91H43V90H42ZM42 91H41V92H42ZM70 91H71V90H68V93H70ZM74 91H76V90H74ZM85 91H87V90H85ZM85 91H84L83 93H85ZM90 91H91V90H90ZM90 91H89V93H91ZM101 91H102V90H101ZM107 91L104 90L103 92H106L105 94L107 95ZM117 91H118V89H117ZM122 91H123V90H122ZM122 91H121V92H122ZM126 91H127V89H126ZM137 91H138V90H137ZM142 91H143V90H142ZM152 91H153V89H152ZM212 91H213V90H212ZM221 91H222V90H221ZM246 91H247V89H246ZM5 92H6V90H5ZM10 92H11V91H10ZM31 92H32V91H31ZM33 92H34V91H33ZM36 92H38V91H36ZM39 92H40V91H39ZM41 92H40V93H41ZM66 92H67V91H66ZM77 92H78V91H77ZM77 92H76V94H79V92H78V93H77ZM94 92H97V91L94 90ZM94 92H93V93H94ZM130 92H131V91H130ZM138 92H139V91H138ZM149 92H150V91H149ZM157 92H158V91H157ZM171 92H172V90H171ZM174 92H175V91H174ZM185 92H186V91H185ZM187 92H188V91H187ZM189 92H190V90H189ZM189 92H188V93H189ZM193 92H194V91H193ZM193 92H192V94H193ZM214 92H215V91H214ZM216 92H217V91H216ZM226 92H227V91H226ZM263 92H264V91H263ZM21 93H20V94H21ZM34 93H35V92H34ZM40 93H39V96H40ZM71 93L74 94V92H71ZM81 93H82V92H81ZM83 93H82V94H83ZM98 93H99V92H98ZM98 93H96V94H98ZM101 93H102V92H101ZM110 93H111V92H110ZM114 93H116V92H114ZM126 93H127V92H126ZM126 93H125V94H126ZM139 93H140V92H139ZM147 93H148V92H147ZM161 93H162V92H160L159 94H161ZM163 93H164V92H163ZM196 93H197V92H196ZM208 93H209V92H208ZM221 93H223V92H221ZM251 93H252V92H251ZM28 94H29V93H28ZM31 94H32V93H31ZM42 94H43V93H42ZM63 94H64V93H63ZM85 94H87V93H85ZM117 94H118V93H117ZM117 94H116V95H117ZM142 94H143V93H142ZM145 94H146V92H145ZM172 94H173V92H172ZM177 94H178V93H177ZM183 94H184V93H183ZM186 94H187V93H186ZM201 94H202V93H201ZM223 94H224V93H223ZM234 94H235V93H234ZM252 94H254V92H253ZM24 95H26V94H23V96H24ZM29 95H30V94H29ZM45 95H46V93H45ZM50 95H51V94H50ZM56 95H57V94H56ZM70 95H71V94H70ZM70 95H69V96H70ZM88 95H89V94H88ZM91 95H92V94H91ZM94 95H95V94H94ZM99 95H100V94H99ZM119 95H122V94H119ZM119 95H118V97H119ZM134 95H135V94H134ZM143 95H144V94H143ZM148 95H150V94H148ZM197 95H198V93H197ZM210 95H211V94H210ZM240 95H241V93H240ZM240 95H238V96L240 97ZM243 95H244V94H243ZM0 96H1V95H0ZM2 96H3V95H2ZM34 96H35V95H34ZM36 96H37V95H36ZM46 96H47V95H46ZM61 96H63V95H61ZM69 96H68V97H69ZM74 96H75V95H74ZM79 96L82 97V95H79ZM79 96H78V97H79ZM95 96H96V95H95ZM95 96H94V97H95ZM109 96H110V99H112V98H111V97H112V94H111V95L109 94ZM109 96H108V97H109ZM113 96H114V94H113ZM123 96H124V95H123ZM130 96H131V95H130ZM135 96H136V95H135ZM154 96H155V95H154ZM161 96H163V95L161 94ZM182 96H183V95H182ZM236 96H237V95H236ZM258 96H259V95H258ZM24 97H25V96H24ZM24 97H22V98H24ZM48 97H51V96H48ZM48 97H47V98H48ZM53 97H54V99H56L55 96H53ZM53 97H52V98H53ZM85 97H86V96H85ZM89 97H90V95H89ZM91 97H93V96H91ZM91 97H90V98H91ZM96 97H97V96H96ZM100 97H102V96L100 95ZM108 97H107V98H108ZM116 97H117V96H116ZM120 97L122 98V96H120ZM120 97H119V98H120ZM124 97H125V96H124ZM124 97H123V98H124ZM132 97H133V96H132ZM137 97H138V96H137ZM164 97H165V95H164ZM168 97H169V96H168ZM173 97H175V96L173 95ZM173 97H171V98H173ZM177 97H178V95H177ZM189 97H190V95H189ZM196 97H197V96H196ZM202 97H203V96H202ZM208 97H209V96H208ZM227 97H228V96H227ZM232 97H233V96H232ZM241 97L243 98V96H241ZM6 98H7V97H6ZM6 98H5V99H6ZM8 98H10V97H8ZM15 98H16V96H15ZM20 98H21V97H20ZM26 98H27V97H26ZM26 98H25V99H26ZM37 98H38V97H37ZM47 98H46V99H47ZM52 98H51V99H52ZM60 98H61V97H60ZM66 98H67V97H66ZM82 98H83V97H82ZM86 98H88V96H87ZM86 98H85V99H86ZM90 98H88V99H90ZM140 98H141V96L138 98V101H141V100L143 99V98H142V99L140 100ZM147 98H148V97H147ZM150 98H151V97H150ZM183 98H184V97H183ZM203 98H204V97H203ZM257 98H258V97H257ZM10 99H11V98H10ZM25 99H23V100H25ZM30 99H31V97H30ZM33 99H34V98H33ZM35 99H36V98H35ZM41 99H42V98H41ZM43 99H44V98H43ZM43 99H42V100H43ZM48 99H50V98H48ZM54 99H52V100H54ZM67 99H68V98H67ZM67 99H66V100H67ZM70 99H71V97H70ZM75 99H76V101H77L78 98L76 97ZM88 99H87V100H88ZM91 99L93 100L94 98H91ZM98 99H100V98L98 97ZM98 99H97V100H98ZM126 99H127V98H125V101H126ZM163 99H165V98H163ZM166 99H167V98H166ZM166 99H165V100H166ZM184 99H185V98H184ZM189 99H190V98H189ZM201 99H202V98H201ZM239 99H240V98H239ZM243 99H244V98H243ZM248 99H249V98H248ZM251 99H252V98H251ZM13 100H14V99H13ZM20 100H22V99H20ZM20 100H19V101H20ZM37 100H38V99H37ZM58 100H59V99L56 100L57 103H58ZM107 100L109 101V99H107ZM113 100H116V101H118V100L120 101V100H121V101H122V99H118V100H117L116 98L113 99ZM113 100H112V101H113ZM152 100H153V99H152ZM154 100H157V99H154ZM227 100H228V99H227ZM232 100H233V99H232ZM237 100H238V98H237ZM241 100H242V99H241ZM256 100H257V99H256ZM0 101H1V100H0ZM38 101H39V100H38ZM45 101H46V100H44V102H42V103H46ZM61 101H62V100H61ZM67 101L69 102V99H68ZM79 101H81L80 98H79ZM79 101H78V102H79ZM84 101H85V100H84ZM89 101H90V100H89ZM89 101H87V103H88ZM94 101H96V99H95ZM108 101H107V102H108ZM121 101H120V103H121ZM132 101H134V99H133ZM172 101H173V100H172ZM172 101H171V102H172ZM175 101H176V100H175ZM190 101L192 102L193 100H190ZM194 101H196L195 98H194ZM200 101H201V100H200ZM211 101H212V100H211ZM239 101H240V100H239ZM261 101H262V100H261ZM7 102H8V100H7ZM12 102H13V101H11V103H12ZM22 102H23V101H21V103H22ZM29 102H30V101H29ZM29 102H28V103H29ZM32 102H33V101H32ZM34 102H35V101H34ZM36 102H37V101H36ZM39 102H40V101H39ZM68 102H67V105H68ZM71 102H72V101H71ZM71 102H70V103H71ZM81 102H82V101H81ZM96 102H97V101H96ZM104 102H105V101H104ZM114 102H115V101H114ZM123 102H124V100H123ZM149 102H150V101H149ZM151 102L153 103V101H151ZM164 102L166 103V101H164ZM179 102H181V101H179ZM201 102H202V101H201ZM221 102H222V100H221ZM253 102H254V101H253ZM258 102H259V101H258ZM8 103H9V102H8ZM13 103H14V102H13ZM21 103H20V104H21ZM24 103H25V102H24ZM24 103H22V104H24ZM37 103H38V102H37ZM50 103H51V102H50ZM55 103H56V102H55ZM87 103H86V104H87ZM91 103H93V102H91ZM98 103H100V102H98ZM108 103H109V104H112V103H110V101H109ZM115 103H116V102H115ZM117 103H118V102H117ZM127 103H128V102H127ZM127 103L125 102V104H127ZM135 103H136V102H135ZM143 103H145V102H143ZM146 103H147V99H146ZM189 103H190V102H189ZM192 103H194V102H192ZM192 103H191V105H193ZM211 103H212V102H211ZM211 103L208 102V104L212 105ZM263 103H264V102H263ZM263 103H262V104H263ZM16 104H17V103H16ZM20 104L18 103L19 107L21 106ZM40 104H41V103H40ZM46 104H47V103H46ZM48 104H49V102H48ZM60 104H61V102H60ZM65 104H66V103H65ZM78 104H79V103H78ZM83 104L86 106L85 103H83ZM96 104H97V103H96ZM96 104H94V105H96ZM101 104L103 105V103H101ZM101 104H97V105H101ZM123 104H124V103H123ZM132 104H133V103H132ZM136 104H138V102H137ZM136 104H135V105H136ZM147 104H148V103H147ZM162 104H163V103H162ZM171 104H172V103H171ZM173 104H174V102H173ZM173 104H172L171 108L173 107ZM181 104H183V103H181ZM203 104H204V103H203ZM243 104H244V103H243ZM1 105H2V104H1ZM31 105H32V104H31ZM31 105H30V106H31ZM35 105H36V104H35ZM35 105H33V106L35 107ZM37 105H39V104H37ZM43 105H45V104H43ZM57 105H58V104H57ZM57 105H55V106H57ZM61 105H62V104H61ZM61 105H59V106H61ZM63 105H64V104H63ZM63 105H62V107H63ZM71 105H72V104H71ZM79 105H80V104H79ZM88 105H89V103H88ZM88 105H87V106H88ZM97 105H96V106H93V105L90 104V106H93V107H94L93 109H95V107H97ZM117 105H119V104H117ZM117 105H116V107H117ZM133 105H134V104H133ZM135 105H134V106H135ZM158 105H159V104H158ZM174 105H175V104H174ZM176 105H178V103H176ZM41 106H42V105H41ZM45 106H46V105H45ZM47 106H48V105H47ZM47 106H46V107H47ZM64 106H65V105H64ZM68 106H69V105H68ZM80 106H81V105H80ZM103 106H104V105H103ZM103 106H102V107H103ZM120 106H122V108H123V105L120 104ZM120 106L118 107V108H119V111L122 110V114H123V110L128 109V108L120 109V108H121ZM127 106H129V104H128ZM127 106L125 105V107H127ZM152 106H153V104H152ZM152 106H151V107H152ZM163 106H164V105H163ZM167 106H168V105H167ZM200 106H201V105H200ZM249 106H250V105H249ZM251 106H253V103H251ZM251 106H250V107H251ZM259 106H261V105H259ZM12 107H13V106H12ZM12 107L10 108V106H9V110L12 109ZM25 107H26V106H25ZM34 107H33V109H34ZM39 107H40V106H39ZM39 107H38V108H39ZM98 107H99V106H98ZM102 107L100 106V109H101ZM105 107H106V106H105ZM108 107L110 108L111 106H108ZM135 107H136V106H135ZM135 107H134V108H135ZM138 107H139V105L137 106V108H138ZM142 107H143V106H142ZM144 107H145V106H144ZM146 107H147V106H146ZM148 107L150 108V105H148ZM148 107H147V108H148ZM153 107H154V106H153ZM153 107H152L151 109H153ZM175 107H176V106H175ZM178 107H180V106H178ZM182 107H183V105H182ZM187 107H188V106H187ZM197 107H198V106H197ZM197 107H196V108H197ZM206 107H207V106H206ZM208 107H209V105H208ZM215 107H216V106H215ZM226 107H227V106H226ZM234 107H235V106H234ZM0 108L3 110L4 106H3V108H2V107H0ZM26 108H27V110H28V108H31V109H32V106L29 107V105H28ZM73 108H74V107H73ZM78 108H79V107H78ZM111 108L113 109L114 107H111ZM111 108H110V109H111ZM139 108H140V107H139ZM147 108H146V109H147ZM154 108H155V107H154ZM160 108H161V106H160ZM160 108H159V109H160ZM183 108H184V107H183ZM190 108H191V107H190ZM213 108H214V107H213ZM221 108H222V107H221ZM246 108H247V107H246ZM260 108H261V107H260ZM14 109H15V108H13V111H14ZM35 109H37V107H35ZM35 109H34V110H35ZM40 109L43 110L44 107H43V108L40 107ZM45 109H47V108H45ZM57 109H58V108H57ZM61 109H62V108H61ZM80 109H82V106H81ZM80 109H78V110H80ZM84 109H85V108H84ZM100 109H99V110H100ZM103 109H104V107H103ZM103 109H102V110H103ZM105 109H107V108H105ZM105 109H104V111H106ZM116 109H117V108H116ZM135 109H136V108H135ZM175 109H176V108H175ZM184 109H185V108H184ZM253 109H254V107H253ZM262 109H264V107H263ZM7 110H8V109H7ZM9 110H8V111H9ZM18 110H19V109H18ZM25 110H26V109H25ZM48 110H49V109H48ZM50 110H51V109H50ZM58 110H59V109H58ZM65 110H66V109H65ZM71 110H72V108H71ZM75 110H76V109H75ZM85 110H86V109H85ZM88 110H89V109H88ZM95 110H96V109H95ZM108 110H109V109H108ZM133 110H134V109H133ZM147 110H148V109H147ZM161 110H162V109H161ZM237 110H238V109H237ZM19 111H20V110H19ZM36 111H37V110H35V112H34L35 114H36ZM63 111H64V108H63ZM73 111H74V110H73ZM80 111H82V110H80ZM80 111H78V112H80ZM97 111H98V109H97ZM112 111H113V110H112ZM125 111H128V110H125ZM125 111H124V112H125ZM142 111H144V108L142 109ZM148 111H150V110H148ZM154 111H155V110H154ZM162 111H163V110H162ZM173 111H174V110H173ZM216 111H217V109H216ZM226 111H227V110H225V112H226ZM242 111H243V110H242ZM32 112H33V110H32ZM37 112H38V111H37ZM51 112H53V111H51ZM57 112H58V111H55L56 115H57ZM66 112H67V111H66ZM66 112H62V113H66ZM76 112H77V111H76ZM76 112H75V113H76ZM89 112H90V111H89ZM110 112H111V111H110ZM113 112H114V114H112V113H110V114H112V116L114 115V117H115L116 113H118V110L116 111V113H115V111H113ZM120 112H121V111H120ZM165 112L167 113V111H165ZM205 112H206V111H205ZM228 112H229V109H228ZM238 112H239V111H238ZM251 112H252V111H251ZM262 112H264V111H262ZM21 113H22V112H21ZM24 113H25V112H24ZM28 113H29V112H28ZM28 113H27V111H26V114H28ZM46 113H47V112H46ZM49 113H50V112H49ZM53 113H54V112H53ZM68 113H69V112H68ZM72 113H73V112H72ZM75 113H73L72 115L74 116ZM83 113H84V110H83ZM86 113H87V112H85V114H86ZM94 113H95V111H94ZM107 113H108V112H107ZM132 113H133V112H132ZM136 113H138V112H136ZM148 113H149V112H148ZM161 113H162V112H161ZM161 113H160V114H161ZM207 113H208V111H207ZM217 113H218V112H217ZM241 113H242V112H241ZM6 114H7V113H6ZM26 114H25V115H26ZM32 114H33V113H32ZM69 114H71V112H70ZM85 114H83V115L80 114V115H81V116H84V118H86L88 121H90L91 118H90V120H89L88 117H85ZM103 114H104V112H103ZM103 114H101L100 116H102ZM128 114H130V113H128ZM133 114H134V113H133ZM140 114H142V113H140ZM151 114H152V113H151ZM163 114H164V113H163ZM163 114H162V115H163ZM167 114H168V113H167ZM167 114H166V115H167ZM171 114H172V113H171ZM184 114H185V113H184ZM186 114H187V113H186ZM191 114H192V113H191ZM197 114H198V113H197ZM209 114H211V113L209 112ZM213 114H214V113H213ZM226 114H227V113H225V115H226ZM243 114H244V112H243ZM255 114H256V112H255ZM1 115H2V114H1ZM10 115H11V114H10ZM25 115H24V116H25ZM37 115H38V114H37ZM42 115H44V114H42ZM42 115H38V116H40V118H39L38 116H37V117H38L39 119H41V116H42ZM51 115H53V114H51ZM56 115H55V117H56ZM61 115H62V114H61ZM66 115H67V114H66ZM76 115H77V114H76ZM88 115H89V114H87L86 116H88ZM95 115H96V114H95ZM95 115H94V116H95ZM97 115H98V114H97ZM97 115H96V116H97ZM104 115H105V118H106V115H108V114H104ZM118 115L120 116L121 114H118ZM123 115H124V114H123ZM136 115H137V114H136ZM136 115H135V116H136ZM142 115H144V114H142ZM166 115H165V117H166ZM187 115H188V114H187ZM192 115H193V114H192ZM215 115H216V114H215ZM215 115H212V116H215ZM244 115H245V114H244ZM261 115H263V113H261ZM261 115H260V116H261ZM2 116H3V115H2ZM44 116H46V115H44ZM47 116H49V115H47ZM58 116H60V115L58 114ZM68 116H70V115H68ZM68 116H65V117H68ZM112 116L110 115L111 118H112ZM119 116H117V117L119 118ZM121 116H122V115H121ZM121 116H120V117H121ZM137 116H138V115H137ZM137 116H136V118H139V117H137ZM140 116H141V115H140ZM169 116H171V115H169ZM176 116H177V115H176ZM197 116H198V115H197ZM199 116H200V115H199ZM236 116H237V115H236ZM26 117H27V116H26ZM30 117H31V116H30ZM34 117H35V115H34ZM37 117H35V121H36V118H37ZM50 117H51V116H50ZM63 117H64V116H63ZM65 117H64V118H65ZM128 117H129V116H128ZM141 117H142V116H141ZM162 117H163V116H162ZM162 117H160V119H161ZM171 117H172V116H171ZM208 117H209V115H208ZM241 117H242V116H241ZM250 117H251V116H250ZM1 118H3V117H1ZM19 118H20V116H19ZM77 118H79V120H80V117L77 116ZM97 118H98V117H97ZM99 118H100V117H99ZM107 118H109V115H108ZM148 118H149V117H148ZM151 118H152V117H151ZM157 118L159 119V115H158V117H156V120H157ZM173 118H174V117H173ZM180 118H181V117H180ZM195 118H196V117H195ZM204 118H205V117H204ZM211 118H214V117H211ZM247 118H248V117H247ZM5 119H6V118H5ZM25 119H26V118H25ZM28 119H29V118L27 117V120H28ZM30 119H32V118H30ZM44 119H46V118H44ZM47 119H48V118H47ZM50 119L52 120L53 118H50ZM50 119H49V120H50ZM56 119H59V117L56 118ZM60 119H61V117H60ZM93 119H94V118H93ZM95 119H96V118H95ZM95 119H94V120H95ZM102 119H104V118H102ZM113 119H114V118H113ZM113 119H111V121H108V120H107L106 122H111V123H112V122H113V121H112ZM134 119H135V118H134ZM167 119H168V118H167ZM170 119H171V118H170ZM217 119H218V118H217ZM245 119H246V118H245ZM21 120H22V119H21ZM32 120H33V119H32ZM37 120H38V119H37ZM41 120H42V119H41ZM49 120H48V121H49ZM68 120H69V118L66 120V122H68ZM70 120H71V119H70ZM74 120H75V119H74ZM138 120H139V119H138ZM180 120H181V119H180ZM184 120H185V119H184ZM204 120H205V119H204ZM208 120H209V119H208ZM227 120H229V119H227ZM237 120H238V119H237ZM252 120H253V119H252ZM254 120H255V119H254ZM259 120H260V119H259ZM9 121H10V120H9ZM22 121H23V120H22ZM44 121H45V120H44ZM44 121H43V122H44ZM46 121H47V120H46ZM53 121H54V120H52L51 122H53ZM57 121H58V120H56V122H57ZM71 121H72V120H71ZM85 121H86V120H85ZM99 121H100V120H99ZM99 121H98L96 124H99V123H100ZM116 121H117V119H116ZM118 121H119V120H118ZM135 121H136V120H135ZM142 121H143V120H142ZM148 121H150V119H149ZM159 121H160V120H159ZM181 121H182V120H181ZM185 121H187V120H185ZM202 121H203V120H202ZM246 121H247V119H246ZM255 121H256V120H255ZM262 121H264V120H262ZM5 122H6V120H5ZM19 122H21L20 119H19ZM25 122H27V121L25 120ZM36 122H39V121H36ZM60 122H63V125H64V121H60ZM72 122H73V121H72ZM72 122H71V123H72ZM75 122H76V121H75ZM77 122H79V121H77ZM80 122L82 123L81 120H80ZM80 122H79V123H80ZM91 122H93V121H91ZM103 122H105V121H103ZM114 122H115V120H114ZM114 122H113V123H114ZM119 122H120V121H119ZM127 122H128V121H127ZM132 122H133V121H132ZM139 122H140V121H139ZM143 122H145V121H143ZM146 122H147V121H146ZM151 122H152V120H151ZM156 122H157V121H156ZM162 122H163V121L161 120L160 126H161V124H164V123H162ZM167 122H168V121H167ZM171 122H174V121H171ZM187 122H188V121H187ZM213 122H214V121H213ZM260 122H261V121H260ZM12 123H13V122H12ZM34 123H35V122H34ZM39 123H40V122H39ZM49 123H50V121H49ZM73 123H74V122H73ZM81 123H80V124H81ZM85 123H86V122H85ZM94 123H95V122H94ZM101 123H102V122H101ZM113 123L110 125V127L113 125ZM129 123H130V121H129ZM140 123H141V122H140ZM149 123H150V122H149ZM168 123H169V122H168ZM200 123H202V122H200ZM203 123H204V121H203ZM205 123H206V121H205ZM207 123H208V122H207ZM248 123H249V122H248ZM257 123H258V122H257ZM8 124H9V123H8ZM27 124H29V123H27ZM54 124H55V123H53V125H54ZM75 124H76V123H74V125H75ZM82 124H83V123H82ZM114 124H115V123H114ZM131 124H133V123H131ZM131 124H130V125H131ZM136 124H138L137 121H136ZM136 124H134V125H136ZM152 124H153V122H152ZM158 124H159V123H158ZM171 124H172V123H171ZM171 124H170V125H171ZM174 124H175V123H174ZM174 124H173V125H174ZM185 124H186V123H185ZM187 124H188V123H187ZM221 124H222V123H221ZM226 124H227V123H226ZM254 124H255V123H254ZM19 125L21 126V123H19ZM22 125H24V124L22 123ZM29 125H30V124H29ZM32 125H33V124H32ZM50 125H51V123H50ZM50 125H49V126H50ZM69 125H70V124H69ZM69 125H68V126H69ZM87 125H89V123H87ZM108 125H109V124H108ZM115 125L117 126L118 124L116 123ZM126 125H127V124H126ZM134 125H133V126H134ZM142 125H143V124H142ZM150 125H151V123H150ZM154 125H155V124H154ZM154 125H153V126H154ZM202 125H203V124H202ZM202 125H201V127H202ZM245 125H246V124H245ZM261 125H262V124H261ZM4 126H6V125H4ZM14 126H15V125H14ZM20 126H19V128H22V127H20ZM25 126H26V125H25ZM30 126H31V125H30ZM35 126H36V125H35ZM37 126H38V125H37ZM40 126H41V125H40ZM42 126H43V124H42ZM47 126H48V125H47ZM85 126H86V125H85ZM89 126H90V127H91V126L93 127L92 124L89 125ZM89 126L87 127V130H88ZM95 126H96V125H95ZM100 126H101V125H100ZM102 126H103V124H102ZM102 126H101V128H102ZM105 126H106V125H105ZM105 126H104V127H105ZM118 126H119V125H118ZM136 126H137V125H136ZM140 126H141V125H140ZM185 126H187V125H185ZM227 126H228V125H227ZM242 126H243V124H242ZM254 126H255V125H254ZM254 126H253V127H254ZM6 127H7V126H6ZM8 127H9V125H8ZM12 127H13V124H12ZM26 127H29V126L27 125ZM33 127H34V125H33ZM51 127H52V126H51ZM54 127H55V126H54ZM57 127H58V126H57ZM65 127H66V125H65ZM80 127H81V126H80ZM92 127L90 128V130L92 129ZM107 127H108V126H107ZM119 127H120V126H119ZM119 127H117V128H119ZM143 127H144V126H143ZM145 127H146V126H145ZM145 127H144V128H145ZM148 127H149V126H148ZM171 127H172V125H171ZM187 127H188V126H187ZM209 127H211V126H209ZM220 127L223 128V125L220 126ZM231 127H233V126H231ZM231 127H230V128H231ZM248 127H249V126H248ZM0 128H1V127H0ZM14 128H15V127H14ZM17 128H18V127H17ZM35 128H36V127H35ZM35 128H34V129H35ZM41 128H42V127H41ZM43 128H44V127H43ZM48 128H49V127H48ZM52 128H53V127H52ZM55 128H56V127H55ZM68 128H69V127H68ZM82 128H83V126H82ZM111 128H112V127H111ZM115 128H116V127H115ZM126 128H127V126H126ZM128 128H129V125H128ZM131 128H135V127H132V125H131ZM136 128H137V127H136ZM144 128H143V131H144V133H145V132H147V131L144 130ZM146 128H147V127H146ZM146 128H145V129H146ZM158 128H159V127H158ZM158 128H157V129H158ZM198 128H199V127H198ZM204 128H206V127H204ZM211 128H212V127H211ZM227 128H228V127H227ZM245 128H246V127H245ZM262 128H263V127H262ZM37 129H38V128H37ZM39 129H40V128H39ZM39 129H38V130H39ZM77 129H78V128H77ZM79 129H81V128H79ZM96 129H97V128H96ZM99 129H100V127L98 128V130H99ZM112 129H113V128H112ZM112 129H111V130H112ZM119 129H121V128H119ZM147 129H151V128H147ZM165 129H167V128H165ZM181 129H182V128H181ZM223 129H224V128H223ZM18 130H19V129H18ZM21 130H22V129H21ZM29 130H30V129H29ZM29 130H27V131L29 132ZM35 130H36V129H35ZM42 130H43V129H42ZM44 130H45V129H44ZM44 130H43V132H44ZM48 130H49V129H48ZM53 130H54V129H53ZM68 130H72V128H71V129L69 128ZM83 130H84V129H83ZM83 130H81V131H83ZM85 130H86V129H85ZM101 130H102V129H101ZM109 130H110V129H109ZM122 130H123V129H122ZM133 130H134V129H133ZM138 130H139V129H138ZM159 130H161V129H159ZM163 130H164V129H163ZM176 130H177V129H176ZM188 130H189V129H188ZM194 130H195V129H194ZM224 130H225V129H224ZM227 130H228V129H227ZM258 130H259V129H258ZM40 131H41V129H40ZM45 131H46V130H45ZM51 131H52V130H51ZM51 131H50V132H51ZM64 131H65V130H64ZM104 131H105V129H104ZM114 131H115V130H114ZM119 131H121V130H119ZM143 131H142V132H143ZM157 131H158V130H157ZM179 131L181 132V130H179ZM197 131H198V130H197ZM202 131H204V130L202 129ZM202 131H201V132H202ZM210 131H211V130H210ZM217 131H218V130H217ZM219 131H220V130H219ZM228 131H229V130H228ZM245 131H246V129H245ZM9 132H10V131H9ZM33 132L35 133V131H33ZM52 132H53V131H52ZM52 132H51V133H52ZM67 132H68V131H67ZM67 132H66V133H67ZM71 132H72V131H71ZM76 132H77V131H76ZM76 132H74V133H76ZM79 132H80V131H79ZM87 132H88V131H87ZM91 132H92V131H91ZM95 132H97V130H95ZM100 132L102 133V131H99V133H100ZM109 132H110V131H109ZM109 132H108V133H109ZM111 132H113V131H111ZM123 132H124V130H123ZM123 132H122V133H123ZM136 132H137V131H136ZM142 132H141V133H142ZM148 132H149V131H148ZM158 132H160V131H158ZM173 132H174V136H176L177 133H178V132H177V133L175 134V131H173ZM199 132H200V131H199ZM204 132H206V131H204ZM224 132H225V131H224ZM226 132H227V131H226ZM0 133H2V132H0ZM18 133H19V132H18ZM37 133H38V132H37ZM37 133H35V134H37ZM47 133H49V131H47ZM56 133H57V132H56ZM56 133H55V134H56ZM62 133H63V132H62ZM62 133H61V134H62ZM77 133H78V132H77ZM101 133H100V134H101ZM105 133H107V132L105 131L104 134H105ZM118 133H119V132H116L117 135H119ZM138 133H140V132L138 131ZM155 133L157 134L156 131H155ZM184 133H185V132H184ZM197 133H198V132H197ZM222 133H223V132H222ZM229 133L231 134V132H229ZM257 133H258V132H257ZM262 133H264V132L262 131ZM20 134H21V133H20ZM41 134H42V133H41ZM59 134H60V132H59ZM69 134H71L70 131H69ZM80 134H81V133H80ZM84 134L87 135L86 132H85ZM96 134H98V133H96ZM102 134H103V133H102ZM104 134H103V136H105ZM114 134H115V132H114ZM116 134H115V135H116ZM156 134H155V135H156ZM159 134H160V133H159ZM161 134H163V133L161 132ZM165 134H166V133H165ZM198 134H199V133H198ZM230 134H229V135H230ZM233 134H235V133H233ZM0 135H1V134H0ZM44 135H45V133H44ZM53 135H54V132H53ZM64 135H65V133H64ZM67 135H68V133H67ZM77 135H78V134H77ZM77 135H76V136H77ZM89 135H90V134H89ZM107 135H108V134H107ZM107 135H106V136H107ZM127 135H129V134H127ZM134 135L137 136V134H134ZM134 135H133V136H134ZM145 135L148 136V134H146V133H145ZM166 135H167V134H166ZM204 135H205V134H204ZM262 135H263V134H262ZM37 136H38V135H37ZM41 136H42V135H41ZM50 136H52V134H51ZM58 136H59V135H58ZM61 136H62V135H61ZM72 136H74V135H72ZM99 136H100V135H99ZM125 136H126V135H125ZM129 136H131V135H129ZM133 136H132V137H133ZM136 136H135V138H136ZM139 136H141V135H139ZM142 136L145 137L143 134H142ZM149 136H150V135H149ZM153 136H154V135H153ZM161 136H162V135H161ZM163 136H164V135H163ZM163 136H162V138H163ZM177 136H178V135H177ZM184 136H185V135H184ZM220 136H221V135H220ZM231 136H233V135H231ZM235 136H236V135H235ZM260 136H261V134H260ZM2 137H3V136H2ZM33 137H34V136H33ZM43 137H44V136H43ZM48 137H49V135H48ZM59 137H60V136H59ZM63 137H64V136H63ZM65 137H66V135H65ZM67 137H68V136H67ZM70 137H71V136L68 137V140L70 139ZM77 137H78V136H77ZM88 137H90V136H87V139H88ZM91 137H92V133H91ZM100 137H102V136H100ZM119 137H120V136H119ZM119 137H118V138H119ZM155 137H156V136H155ZM157 137H158V135H157ZM186 137H187V135H186ZM244 137H245V136H244ZM261 137H262V136H261ZM263 137H264V136H263ZM16 138H17V137H16ZM22 138H23V137H22ZM34 138H35V137H34ZM36 138H37V137H36ZM36 138H35V139H36ZM39 138H40V137H39ZM78 138H79V137H78ZM92 138H93V137H92ZM104 138H106V137H104ZM107 138H108V137H107ZM109 138H110V137H109ZM109 138H108V139H109ZM121 138H123L124 141H126V139L124 138V136H122ZM130 138H131V137H130ZM169 138H171V139H169V140L172 141V137L169 136ZM177 138H178V137H177ZM177 138H176V139H177ZM189 138H190V137H189ZM213 138H214V137H212V140H211V141H213ZM225 138H226V137H225ZM232 138H233V137H232ZM246 138H247V140H248V137H246ZM5 139H6V137H5ZM37 139H38V138H37ZM46 139H49V138H47V135H46ZM55 139H56V136H55ZM74 139H75V136H74L73 140H74ZM83 139H84V138H83ZM83 139H82V140H83ZM85 139H86V138H85ZM85 139H84V140H85ZM97 139H98V138H97ZM100 139H103V138H100ZM133 139H134V138H133ZM136 139H137V138H136ZM143 139H144V138H143ZM143 139L141 138V139H139V140H143ZM155 139H156V138H155ZM157 139H158V138H157ZM160 139H161V138H160ZM180 139H181V138H180ZM218 139H220V138H218ZM239 139L242 140V137H241V138L239 137ZM239 139H238V140H239ZM27 140H28V139H27ZM42 140H43V139H42ZM70 140L73 141L72 139H70ZM76 140H77V138H76ZM90 140H91V139H90ZM115 140H116V139H115ZM118 140H120V139H118ZM118 140H117V142H118ZM150 140H151V139H150ZM206 140H207V139H206ZM214 140H215V138H214ZM229 140H230V139H229ZM245 140H246V139H245ZM2 141H3V140H1V143H0V144H1V145H2V144L4 145V143H2ZM7 141H8V140H7ZM16 141H17V140H16ZM20 141H21V140H20ZM36 141H37V140H36ZM44 141H45V143H46V140H43V142H44ZM47 141H48V140H47ZM51 141H53L52 138H50V142H51ZM56 141H57V140H56ZM59 141L65 143V145L67 146V149L69 148L68 145H67L66 142H65V141H67V140L62 141V140L59 139ZM77 141H79V140H77ZM77 141H74V142L76 143ZM80 141H81V140H80ZM85 141H86V140H85ZM85 141H84V142H85ZM91 141H94V139L91 140ZM99 141L102 142L103 140H99ZM124 141H122V142H124ZM143 141H144V140H143ZM157 141H158V140H157ZM177 141H178V140H177ZM215 141H216V140H215ZM25 142H27V141H25ZM25 142H24V143H25ZM34 142H35V141H34ZM57 142H58V141H57ZM68 142H69V141H68ZM108 142H110V141H108ZM111 142H112V141H111ZM122 142L120 141V144H121ZM155 142H156V141H155ZM184 142H185V141H184ZM184 142H183V144H184ZM188 142H189V141H188ZM194 142H195V141H194ZM208 142H209V141H208ZM240 142H241V141H240ZM240 142H239V143H240ZM243 142H244V140H243ZM8 143H10V142H8ZM16 143H17V142H16ZM29 143H30V142H29ZM36 143H37V142H36ZM52 143H53V142H52ZM63 143H62V145H63ZM79 143H80V142H79ZM81 143H82V142H81ZM118 143H119V142H118ZM118 143H117V144H118ZM138 143H140V141H138ZM146 143H147V142H146ZM146 143H145V144H146ZM173 143H174V141H173ZM173 143H172V144H173ZM179 143H180V142H179ZM5 144H6V143H5ZM40 144H41V142H40ZM69 144H70V143H69ZM76 144H78V143H76ZM83 144L86 145V144H88V143H86V144L83 143ZM89 144H90V143H89ZM89 144H88V145H89ZM143 144H144V143H143ZM186 144H187V143H186ZM207 144H208V143H207ZM214 144H215V143H214ZM217 144H218V143H217ZM217 144H215V145H217ZM222 144H223V143H222ZM240 144L243 146L242 143H240ZM252 144H253V143H252ZM1 145H0V146H1ZM3 145H2V146H3ZM14 145H15V144H14ZM25 145H26V144H25ZM31 145H32V144H31ZM42 145H43V144H41V146H42ZM45 145H46V144H45ZM47 145H48V142H47ZM49 145H50V144H49ZM56 145L59 146V144H56ZM94 145H95V144H94ZM96 145H97V144H96ZM100 145H101V144H100ZM102 145H103V144H102ZM102 145H101V147H103ZM111 145H112V144H111ZM111 145H110V146H111ZM121 145H122V144H121ZM124 145H125V144H124ZM132 145H133V144H132ZM132 145H131V146H132ZM137 145H138V144H137ZM147 145H149V144L147 143ZM147 145H145V146H147ZM155 145H157V144L154 143V146H155ZM166 145H167V144H166ZM174 145H175V144H174ZM187 145H188V144H187ZM194 145H195V143H194ZM261 145H263V144H261ZM261 145H260V147H261ZM75 146H76V145H75ZM77 146H79V147L81 148V146H80L79 144H78ZM106 146H107V145H106ZM119 146H120V145H119ZM125 146H126V145H125ZM131 146H130V148H132L134 145H133L132 147H131ZM135 146H136V145H135ZM154 146H153V147H154ZM168 146L170 147V144H168ZM237 146H238V145H237ZM12 147H13V146H12ZM25 147H26V146H25ZM34 147H35V146H34ZM39 147H40V146H39ZM50 147H52V146L50 145ZM92 147H96V146H93V144H92ZM92 147H91V149H92ZM114 147H116V146H113V148H114ZM120 147H121V146H120ZM122 147H123V145H122ZM150 147H151V144H150ZM160 147H161V145H160ZM162 147H163V146H162ZM173 147H175V146H173ZM180 147H181V146H180ZM182 147L184 148V146H182ZM187 147H188V146H187ZM198 147H199V146H198ZM208 147H209V146H208ZM208 147H207V148H208ZM257 147H258V146H257ZM42 148H43V146H42ZM60 148H61V147H59V149H60ZM62 148H63V146H62ZM62 148H61V149H62ZM84 148H85V147H84ZM84 148H82V149H84ZM86 148H87V146H86ZM107 148H108V147H107ZM110 148H112V147H110ZM113 148H112V149H113ZM124 148H125V147H124ZM126 148H127V147H126ZM133 148H134V147H133ZM142 148H143V147H142ZM147 148H148V146H147ZM147 148L145 147L144 149H147ZM156 148H157V147H156ZM166 148H167V146H166ZM171 148H172V147H171ZM201 148H203V146H202ZM204 148H205V147H204ZM219 148H220V147H219ZM236 148H237V147H236ZM27 149H28V148H26V150H27ZM32 149H33V148H32ZM38 149H40V148H38ZM55 149H56V148H55ZM59 149H58V151H60L59 156L61 157V155L63 154L61 151H63V150H61V149L59 150ZM82 149H80V150L83 151ZM93 149H94V148H93ZM97 149H98V148H97ZM105 149H106V148H105ZM117 149H119V148H117ZM121 149H123V148H121ZM121 149H119V150H121ZM139 149H141V146H140ZM150 149H151V148H150ZM161 149H162V148H161ZM161 149H160V150H161ZM168 149H169V148H168ZM177 149H178V148H177ZM184 149H187V148H184ZM194 149H195V148H194ZM198 149H199V148H198ZM213 149H214V148H213ZM222 149H223V148H222ZM257 149H258V148H257ZM257 149H256V150H257ZM0 150H2V149H0ZM52 150H53V148H52ZM52 150H51V151H52ZM78 150H79V149H78ZM94 150H95V149H94ZM99 150H100V149H99ZM99 150H97L98 153L100 152ZM106 150H108V149H106ZM124 150H128V149H124ZM152 150H153V149H152ZM162 150H163V149H162ZM200 150H201V149H200ZM208 150H209V149H208ZM208 150H207V152H208ZM224 150H225V149H223V151H224ZM236 150H237V149H236ZM3 151H4V150H3ZM27 151H29V150H27ZM37 151H40V150H37ZM41 151H42V150H41ZM44 151H45V150H44ZM53 151L56 152L55 150H53ZM67 151H68V150H67ZM104 151H105V150H104ZM109 151H110V149H109ZM112 151H113V150H112ZM138 151H139V150H138ZM138 151H137V153H138ZM150 151H151V150H150ZM167 151H168V150H167ZM220 151H221V148H220ZM237 151H238V150H237ZM46 152H47V151H46ZM48 152H49V150H48ZM64 152H65V148H64ZM69 152L71 153V151H69ZM75 152H76V151H75ZM87 152H88V153L90 152L89 155L91 154V151H88V150H87ZM87 152H85V153L87 154ZM105 152H107V151H105ZM113 152H115V151H113ZM127 152H128V151H127ZM131 152H132V151H131ZM131 152H128V153H131ZM134 152H135V151H134ZM140 152L142 153L141 150H140ZM148 152H149V150H148ZM148 152H147V154L144 153L145 156H146V155H149V156H150V154H149ZM153 152H154V151H153ZM176 152H177V151H176ZM200 152H201V151H200ZM214 152H215V151H214ZM214 152H213V153H214ZM0 153H1V152H0ZM27 153H28V152H27ZM31 153H32V152H31ZM39 153H40V152H39ZM42 153H43V151H42ZM50 153H51V152H50ZM52 153H53V152H52ZM61 153H62V154H61ZM77 153H78V152H77ZM77 153H76V154H77ZM80 153H81V152H80ZM83 153H84V151H83ZM98 153H97V154H98ZM107 153H108V152H107ZM111 153H112V152H111ZM121 153H122V151H121ZM141 153H140V155H141ZM154 153H155V152H154ZM156 153H157V151H156ZM163 153H164V152H163ZM163 153H162V154H163ZM165 153H167V152H165ZM179 153H180V152H179ZM243 153H244V152H243ZM263 153H264V152H263ZM36 154H37V153H36ZM36 154H35V155H36ZM47 154H48V153H47ZM67 154H68V153H67ZM76 154H75V155H76ZM86 154H85V155H86ZM116 154H117V153H116ZM122 154H123V153H122ZM122 154H121V155H122ZM135 154H136V153H135ZM138 154H139V153H138ZM152 154H153V153H152ZM167 154H168V153H167ZM167 154H166V155H167ZM190 154H191V153H190ZM206 154H207V153H206ZM26 155H27V154H26ZM49 155H50V154H49ZM55 155H56V153H55ZM57 155H58V154H57ZM57 155H56V156H57ZM95 155H96V154H95ZM102 155H103V154H102ZM102 155H101V152H100V155H99V156H102ZM124 155L126 156V154H124ZM132 155H133V152H132ZM140 155H139V156H140ZM153 155H154V154H153ZM164 155H165V154H164ZM207 155H208V154H207ZM246 155H247V154H246ZM258 155H259V154H257V156H258ZM39 156H41V155L39 154ZM39 156H37V157L40 158ZM50 156H51V155H50ZM77 156H79V155H77ZM80 156H81V155H80ZM99 156H97V157H99ZM103 156H104V155H103ZM103 156H102V157H103ZM112 156H113V155H112ZM112 156L110 157V155H109L110 158H112ZM114 156H116V155H114ZM119 156H120V155H119ZM128 156H130V154H129ZM128 156H127V157H128ZM168 156H169V155H168ZM174 156H175V155H174ZM176 156H177V155H176ZM176 156H175V157H176ZM198 156H199V155H198ZM214 156H215V155H214ZM219 156H220V155H219ZM250 156H251V155H250ZM257 156H256V157H257ZM4 157H6V156H4ZM12 157H13V156H12ZM24 157H26V156H25V155H24V156H21V158H24ZM29 157H30V156H29ZM29 157H28V159H30ZM41 157H42V156H41ZM45 157L47 158V156H45ZM48 157H49V156H48ZM60 157H59V158H60ZM65 157H66V156H65ZM72 157H73V156H72ZM74 157H75V156H74ZM85 157H87V155H86ZM92 157H94V153H93V156H92ZM92 157H91V158H92ZM109 157H108V158H109ZM121 157H122V156H121ZM127 157H126V158H127ZM130 157H131V156H130ZM161 157H162V156H161ZM235 157H236V156H235ZM235 157H234V158H235ZM258 157H260V156H258ZM0 158H1V157H0ZM6 158H7V157H6ZM8 158H9V157H8ZM38 158H37L36 160H39ZM49 158H50V157H49ZM49 158H47L48 161L50 160ZM54 158H55V157H54ZM61 158H63V157H61ZM99 158H100V157H99ZM99 158H98V159H99ZM124 158H125V157H124ZM135 158H136V157H135ZM192 158H193V157H192ZM241 158H242V157H241ZM249 158H250V157H249ZM252 158H253V157H252ZM252 158H250V159L252 160ZM17 159H18V158H17ZM28 159H27V160H28ZM52 159H53V157H52ZM52 159H51V160H52ZM56 159H57V158H56ZM56 159H55V160H56ZM71 159L73 160V158H71ZM80 159H81V158H80ZM80 159H79V160H80ZM88 159H90V158H88ZM93 159H94V158H93ZM113 159H114V158H113ZM129 159H130V158H129ZM144 159H148V158L145 157ZM222 159H223V158H222ZM227 159H228V158H227ZM231 159H233V158L231 157ZM245 159H246V158H245ZM19 160H20V159H19ZM25 160H26V159H25ZM36 160H35V161H36ZM51 160H50V161H51ZM66 160H67V159H66ZM68 160H70V159H68ZM109 160H112V159H109ZM109 160H107V161L110 162ZM154 160H155V159H154ZM204 160H205V159H204ZM217 160H218V159H217ZM237 160H238V159H237ZM246 160H247V159H246ZM5 161H6V160H5ZM42 161H43V160H42ZM50 161H49V162H50ZM57 161H58V160H57ZM75 161H76V160H74V162H75ZM77 161H78V159H77ZM85 161H86V160H85ZM85 161H84V162H85ZM96 161H97V160H96ZM99 161H100V160H99ZM107 161H106V162H107ZM120 161H122V160H120ZM125 161H126V159H125ZM157 161H158V159H157ZM157 161H156V162H157ZM176 161H177V160H176ZM180 161H181V160H180ZM185 161H186V160H185ZM202 161H203V160H202ZM211 161H213V160H211ZM244 161H245V160H244ZM254 161H255V160H254ZM18 162H19V161H18ZM20 162H21V160H20ZM39 162H40V161H39ZM53 162H54V161H52V164H53ZM61 162H62V160H61ZM74 162H71V163H74ZM87 162H89V160H88ZM93 162H94V160H93ZM103 162H104V161H103ZM118 162H119V160H118ZM122 162H123V161H122ZM144 162H145V161H144ZM151 162H152V161H151ZM156 162H155V163H156ZM164 162H165V161H164ZM171 162H172V160H171ZM181 162H182V161H181ZM203 162H204V161H203ZM220 162H221V161H220ZM245 162H246V161H245ZM249 162H250V161H249ZM251 162H252V161H251ZM263 162H264V160H263ZM3 163H4V162H3ZM15 163H16V158H15ZM24 163H25V162H24ZM31 163H32V162H31ZM35 163H36V162H35ZM40 163H42V165H45V164H46V163L44 164L43 162H40ZM62 163H63V162H62ZM78 163H82V162H78ZM104 163H105V162H104ZM116 163H117V162L115 161V164H116ZM126 163H127V161H126ZM133 163H134V162H133ZM140 163H141V162H140ZM149 163H150V162H149ZM149 163H148V164H149ZM160 163H161V162H160ZM199 163H200V162H199ZM204 163H205V162H204ZM221 163H222V162H221ZM241 163H242V162H241ZM7 164H9V162H8ZM7 164H6V165H7ZM25 164H28V163H25ZM52 164H51V165H52ZM65 164H66V163H65ZM85 164H86V162H85ZM92 164H93V163H92ZM95 164H96V163H95ZM100 164H101V162H100ZM106 164H107V163H106ZM106 164H105V166H106ZM134 164H135V163H134ZM136 164H137V163H136ZM145 164H146V162L144 163V165H145ZM153 164H154V163H153ZM164 164H165V163H164ZM166 164H167V162H166ZM182 164H183V163H182ZM182 164H181V165H182ZM217 164H218V163H217ZM243 164H244V163H243ZM251 164H252V163H251ZM263 164H264V163H263ZM21 165H23V164L21 163ZM31 165L33 166V164H31ZM42 165L40 164V166L43 168ZM53 165H54V164H53ZM67 165H68V163L66 164V166H67ZM74 165H75V164H73V166H74ZM79 165H80V164H79ZM79 165H78L77 167H80V166H81V165H80V166H79ZM87 165H88V164H87ZM116 165H117V164H116ZM119 165H120V164H119ZM124 165H126V164H124ZM144 165H143V166H144ZM168 165H170V164H168ZM174 165H175V164H174ZM184 165H185V164H184ZM186 165H187V164H186ZM188 165H189V164H188ZM188 165H187V166H188ZM196 165H197V164H196ZM215 165H216V164H215ZM0 166H2V165H0ZM25 166H26V165H25ZM40 166H39V167H40ZM85 166H86V165H85ZM94 166H95V165H94ZM94 166H91V167H94ZM101 166H104V164L101 165ZM105 166H104V167H105ZM132 166H133V165H132ZM145 166H146V165H145ZM155 166H156V165H155ZM177 166H178V165H177ZM194 166H195V164H194ZM251 166H252V165H251ZM3 167H4V166H3ZM11 167H12V166H11ZM11 167H10V168H11ZM28 167H30V164L27 166V169L29 170ZM37 167H38V166H37ZM48 167L51 168L52 166H48ZM60 167H61V166H60ZM62 167H63V166H62ZM75 167H76V166H75ZM77 167H76V168H77ZM87 167H88V166H87ZM109 167H110V168H113V166L111 167V162H110V166H108V168H109ZM126 167H127V166H126ZM134 167H135V166H134ZM163 167H164V166H163ZM188 167H189V166H188ZM200 167H201V166H200ZM208 167H209V166H208ZM6 168H7V167H6ZM8 168H9V167H8ZM23 168L25 169L24 166H23ZM45 168H47L46 165H45ZM50 168H49V169H46V171L50 172ZM57 168L59 169V167H57ZM70 168H72V166H71ZM80 168H82V167H80ZM89 168H90V165H89ZM105 168H106V167H105ZM105 168H103V169H105ZM115 168H116V167H115ZM121 168H122V167H121ZM143 168H144V167H143ZM211 168H212V167H211ZM227 168H228V167H227ZM2 169H3V168H1L0 170H2ZM18 169H20V170L22 171V166H20V168H18ZM24 169H23V170H24ZM30 169H31V168H30ZM34 169H35V168H34ZM58 169H57V170H58ZM67 169H68V168H67ZM82 169H83V168H82ZM91 169L93 170L94 168H91ZM91 169H90V171H91ZM98 169H99V168H98ZM101 169H102V167L100 168V170H101ZM103 169H102V170H103ZM117 169H118V165H117ZM117 169H116V170H117ZM119 169H120V167H119ZM123 169H124V171H125L126 168H124V166H123L122 170H123ZM135 169H136V168H135ZM139 169H140V168H139ZM154 169H155V168H154ZM158 169H159V168H158ZM162 169H163V168H162ZM162 169H161V170H162ZM166 169H167V168H166ZM169 169H170V168H169ZM192 169H193V168H192ZM192 169H191V170H192ZM256 169H257V168H256ZM32 170H33V169H32ZM35 170H36V169H35ZM43 170H44V169H43ZM43 170H42V173H44ZM52 170H53V169H52ZM60 170H61V168H60ZM65 170H66V169H65ZM72 170H73V168H72ZM84 170H85V169H83V171H84ZM120 170H121V169H120ZM122 170H121V171H122ZM126 170H127V169H126ZM156 170H157V169H156ZM159 170H160V169H159ZM164 170H165V169H164ZM186 170L189 171L188 169H186ZM206 170H207V167H206ZM223 170H224V169H223ZM241 170H242V168H241ZM241 170H240V172H241ZM243 170H244V169H243ZM248 170H249V169H248ZM248 170L245 169L244 171L247 172ZM6 171H7V170H6ZM25 171H26V169H25ZM30 171H31V170H30ZM73 171H74V170H73ZM75 171H76V169H75ZM93 171H94V170H93ZM104 171H106V169H105ZM107 171H108V170H107ZM113 171L115 172V170H113ZM117 171H118V170H117ZM129 171H130V170H129ZM136 171H137V170H136ZM150 171H151V170H150ZM32 172H33V171H32ZM48 172H47V173H48ZM54 172H57V171H54ZM58 172H59V171H58ZM64 172H65V171H64ZM69 172H70V171H69ZM99 172H100V171H99ZM119 172H120V171H119ZM131 172H132V171H131ZM153 172H154V170H153ZM185 172H186V171H185ZM193 172H194V171H193ZM223 172H224V171H223ZM249 172H250V171H249ZM4 173H5V171H4ZM6 173H7V172H6ZM11 173H12V172H11ZM16 173L18 174V171H17ZM30 173H31V172H30ZM39 173H41V172H39ZM71 173H72V172H71ZM88 173H89V172H88ZM91 173H92V172H91ZM94 173H95V171H94ZM110 173H112V171H111ZM110 173H109V174H110ZM121 173H122V172H121ZM135 173H136V172H135ZM137 173H138V172H137ZM137 173H136L135 177L137 176ZM205 173H206V172H205ZM244 173H245V172H244ZM21 174H22V172H21ZM21 174H20V175H21ZM28 174H29V171L27 172V175H28ZM35 174H36V173H35ZM62 174H63V173H62ZM96 174H97V173H96ZM106 174H108V172H106ZM106 174L104 175L105 177H107ZM113 174H114V173H113ZM116 174H120V173L116 172ZM123 174H124V172H123ZM130 174H132V173H130ZM142 174H143V173H142ZM142 174H141V175H142ZM145 174L147 175L146 172H144V175H145ZM180 174H181V172H180ZM182 174H183V173H182ZM5 175H6V174H5ZM7 175H8V174H7ZM9 175H10V176H9V178H10V177H11V174H9ZM24 175H25V174H24ZM36 175H37V174H36ZM45 175H46V174H45ZM49 175H50V174H49ZM49 175H48V177H49ZM52 175H53V174H52ZM60 175H61V174H60ZM72 175H73V174H72ZM74 175H75V174H74ZM74 175H73V176H74ZM82 175H84V174H82ZM114 175H115V174H114ZM114 175H113V176H114ZM133 175H134V174H133ZM141 175L139 174L140 177H141ZM151 175H152V174H151ZM195 175H196V174H195ZM28 176H31V174H29ZM34 176H35V175H33V178L31 177V179H34V178L36 177V176H35V177H34ZM41 176H42V175H41ZM53 176H54V175H53ZM62 176H64V174L61 175V177H62ZM76 176H77V175H76ZM80 176H81V175H80ZM93 176H94V174H93L91 177H93ZM108 176H109V175H108ZM118 176L120 177V180H121V179H122V178H121L122 175H121V176L118 175ZM118 176H117V177H118ZM163 176H164V175H163ZM208 176H209V175H208ZM2 177H3V175H2ZM4 177H5V176H4ZM21 177H22V176H21ZM46 177H47V175H46ZM56 177H57V176H56ZM61 177L59 176V178H61ZM68 177H69V176H68ZM70 177H71V176H70ZM77 177H78V176H77ZM77 177H76V179H78ZM95 177H96V176H95ZM95 177H94V178H91V179H93V180L95 181V180H96ZM109 177H110V178L108 179L109 181L106 180V182H107V181L110 182V179H113V177H112V178H111V176H109ZM117 177H116V178H117ZM127 177H129L128 179H130V176H129V175H127ZM142 177H143V176H142ZM147 177H148V176H147ZM172 177H173V176H172ZM174 177H175V175H174ZM180 177H181V176H180ZM192 177H193V176H192ZM195 177H196V176H195ZM195 177H194V178H195ZM204 177H205V175H204ZM240 177H241V176H240ZM259 177H260V176H259ZM11 178H12V177H11ZM14 178H15V177H14ZM17 178H18V177H17ZM27 178H29V177H27ZM37 178H38V176H37ZM39 178H41V177H40V174H39ZM63 178H64V177H63ZM86 178H87V177H86ZM97 178H98V177H97ZM125 178H126V177H125ZM176 178H177V177H176ZM178 178H179V177H178ZM207 178H208V177H207ZM222 178H224V176H222ZM0 179H1V178H0ZM43 179H45V178H43ZM48 179H49V181H50V177H49ZM53 179H55V178L53 177ZM72 179H73V177H72ZM89 179H90V177H89ZM99 179H102V178L99 177ZM103 179H104V178H103ZM170 179H171V178H170ZM170 179H169V180H170ZM172 179H173V178H172ZM192 179H193V178H192ZM204 179H205V178H204ZM209 179H210V178H209ZM4 180H5V179H3V181H4ZM13 180H15V179H13ZM13 180H12V181H13ZM16 180H17V179H16ZM20 180H21V178H20ZM28 180H30V179H28ZM36 180H37V179H36ZM41 180H42V179H41ZM45 180H46V179H45ZM58 180H59V179H58ZM62 180H63V179H61V181H60L61 183H60V184L65 185V188H67V187H66V184H64V183H63L64 181H62ZM73 180H74V179H73ZM73 180H72V183H73ZM78 180L81 181L80 179H78ZM83 180H84V177H83ZM83 180H82V181H83ZM120 180H118V181H120ZM126 180H127V179H126ZM126 180H124V181H126ZM131 180H132V179H131ZM138 180H139V179H138ZM138 180H136V181H138ZM141 180H142V179H141ZM141 180H139V181H141ZM146 180H149V179H146ZM158 180H159V179H158ZM160 180H161V179H160ZM165 180H167V179H165ZM169 180H168V181H169ZM175 180H177V179H175ZM180 180H181V178H180ZM185 180H186V179H185ZM201 180H202V179H201ZM225 180H226V179H225ZM227 180H229V179H227ZM227 180H226V181H227ZM1 181H2V179H1ZM1 181H0V182H1ZM17 181H18V180H17ZM30 181L32 182V180H30ZM34 181H35V179H34ZM34 181H33V182H34ZM37 181H38V180H37ZM55 181H57V180H55ZM85 181H86V180H85ZM90 181H92V180H90ZM99 181H100V180H99ZM118 181H117V182H118ZM127 181H128V180H127ZM142 181H143V180H142ZM150 181H151V180H149L148 182H150ZM152 181H153V180H152ZM162 181H163V180H162ZM162 181H161V182H162ZM188 181H189V180H188ZM190 181H192V180L190 179ZM195 181H197V178H196ZM21 182H23V180H22ZM24 182H26V181H24ZM27 182H28V181H27ZM40 182L43 183V180L40 181ZM53 182H54V181H53ZM53 182H51V184H52ZM95 182H96V181H95ZM95 182H93V183H95ZM115 182H116V181H114V183H115ZM131 182H132V181H131ZM144 182H145V181H144ZM144 182H143V183H144ZM148 182H147V183H148ZM178 182H180V181L178 180ZM200 182H201V181H200ZM1 183H3V182H1ZM7 183H8V181H7ZM28 183H29V182H28ZM56 183H57V182H56ZM66 183H67V182H66ZM68 183H69V182H68ZM86 183H88V181H87ZM90 183H91V182H90ZM114 183H113V184H114ZM163 183H164V182H163ZM165 183H167V181H165ZM165 183H164V184H165ZM184 183H185V182H184ZM195 183H196V182H195ZM201 183H203V182H201ZM226 183H227V182H226ZM226 183H225V184H226ZM263 183H264V181H263ZM26 184H27V183H26ZM39 184H40V183H39ZM46 184H47V183H46ZM57 184H58V183H57ZM76 184H77V183H76ZM80 184H81V183H80ZM91 184H92V183H91ZM96 184H97V185H98V184L100 185V183H96ZM101 184H103V183H101ZM110 184H111V183H110ZM115 184H116V183H115ZM117 184H119V183H117ZM125 184H126V183H125ZM137 184H138V183H137ZM141 184H142V182H141ZM141 184H138V185H141ZM145 184H146V183H145ZM150 184H151V182H150ZM190 184H191V183H190ZM192 184H193V183H192ZM207 184H208V183H207ZM225 184H224V185H225ZM5 185H6V184H5ZM10 185H11V184H10ZM28 185H30V183H29ZM31 185H32V183H31ZM35 185H37V184H35ZM40 185H42V184H40ZM53 185H56V184H52V186H53ZM68 185H69V184H68ZM71 185H72V184H71ZM77 185H78V184H77ZM83 185H86L85 187L88 186L87 184H83ZM83 185H82V186H83ZM106 185H107V184H106ZM111 185H112V184H111ZM111 185H110V186L108 185L109 189H110ZM143 185H144V184H143ZM146 185H147V184H146ZM179 185H180V184H179ZM184 185H185V184H184ZM208 185H209V184H208ZM227 185H228V184H227ZM244 185H245V184H244ZM16 186H17V185H16ZM21 186H22V184H21ZM43 186H45V185H43ZM47 186H48V185H47ZM49 186H50V185H49ZM92 186H94V185H92ZM92 186H91V187H92ZM101 186H102V185H101ZM119 186H121V185L119 184ZM123 186H124V185H123ZM154 186H155V185H154ZM165 186H166V185H165ZM168 186H169V184H168ZM235 186H236V185H235ZM256 186H257V185H256ZM7 187H8V186H7ZM25 187H27V186L25 185ZM25 187H23V188L25 189ZM28 187H29V186H28ZM30 187H31V186H30ZM30 187H29V188H30ZM37 187H38V186H37ZM37 187H36V188H37ZM53 187H54V186H53ZM58 187H59V185H58ZM68 187H69V186H68ZM74 187H76V185H75ZM74 187H73V188H74ZM85 187H83V188L85 189ZM91 187H89V188H91ZM98 187H99V186H98ZM102 187H103V186H102ZM102 187H101V188H102ZM127 187H129V186H127ZM132 187H133V186H132ZM139 187H140V186H139ZM149 187H150V185H149ZM157 187L159 188L160 186H157ZM172 187H173V184H172ZM178 187H179V186H178ZM180 187H181V186H180ZM231 187H232V186H231ZM231 187H230V188H231ZM252 187H254V186H252ZM259 187H260V186H259ZM1 188L3 189V187H1ZM19 188H20V186H19ZM32 188H33V186L31 187V189H32ZM40 188H43V187H40ZM40 188H38V189H40ZM44 188H46V187H44ZM54 188H56V187H54ZM65 188H64V189H65ZM103 188H104V187H103ZM103 188H102V189H103ZM105 188H106V187H105ZM120 188H121V187H120ZM120 188H119V189H120ZM129 188H130V189H129ZM129 188H128L129 190L132 189L131 187H129ZM134 188H135V183H134ZM136 188H137V186H136ZM141 188H143V187H141ZM153 188H154V187H153ZM199 188H200V187H199ZM227 188H228V186H227ZM256 188H257V187H256ZM260 188H261V187H260ZM263 188H264V187H263ZM10 189H11V188H10ZM64 189L61 188V190H63V191H64ZM70 189H71V188H70ZM80 189H81V188H80ZM93 189H94V187H93ZM113 189H114V188H113ZM125 189H126V188H125ZM128 189H126V190H128ZM150 189H151V188H150ZM156 189H157V188H156ZM161 189H162V188H161ZM164 189H165V188H164ZM167 189H169V188H167ZM167 189H165V190L167 191ZM173 189H174V191H175V188H173ZM173 189H172V190H173ZM179 189H180V188H179ZM185 189H187V188H185ZM232 189H233V188H232ZM0 190H1V189H0ZM6 190H7V189H6ZM20 190H21V189H20ZM22 190H23V189H22ZM40 190H42V189H40ZM46 190H48V189H46ZM57 190H58V189H57ZM76 190H77V188L75 189V193H76ZM97 190H98V188L95 189L94 191L96 192ZM106 190H108V188H106ZM110 190L112 191V189H110ZM142 190H143V189H142ZM142 190H141V191H142ZM144 190H145V189H144ZM144 190H143V191H144ZM207 190H209V189H207ZM252 190H253V189H252ZM257 190H259V189H257ZM257 190H256V191H257ZM262 190H263V189H262ZM2 191H3V190H2ZM8 191H10V190H8ZM8 191H7V192H8ZM15 191H16V190H15ZM36 191H37V190H36ZM43 191H45V190H43ZM50 191H51V190H50ZM58 191L60 192V189H59ZM66 191H68V190H66ZM69 191H70V190H69ZM69 191H68V192H69ZM78 191H79V190H78ZM87 191H88V190H87ZM90 191H91V189H90ZM99 191H100V190H99ZM101 191H102V190H101ZM101 191H100V192H101ZM119 191H120V190H119ZM132 191H133V189H132ZM136 191H137V192L140 191V188H139L138 190H136ZM163 191H164V190H163ZM198 191H199V190H198ZM231 191H232V190H231ZM0 192H1V191H0ZM10 192H11V191H10ZM10 192H9V193H10ZM17 192H18V191H17ZM27 192H28V189H27ZM47 192H48V191H47ZM61 192H62V191H61ZM73 192H74V191H73ZM73 192H72V194H74ZM82 192H84V190H83ZM100 192H99V193H100ZM105 192H106V191H105ZM115 192H116V191H115ZM121 192H122V191H121ZM129 192H130V191H129ZM129 192H128V191L125 192V193H127L126 195H129V194L131 193V192H130V193H129ZM156 192H157V191H156ZM194 192H195V191H194ZM238 192H239V191H238ZM12 193H13V192H12ZM22 193H23V192H22ZM24 193H25V191H24ZM41 193H42V191H41ZM43 193H44V192H43ZM43 193H42V195H43ZM49 193H50V192H49ZM52 193H53V192H52ZM63 193H64V192H63ZM80 193H81V192H79V196H80ZM86 193H87V192H86ZM86 193H85V194H86ZM88 193H89V191H88ZM88 193H87V194H88ZM102 193H103V191H102ZM112 193H113V192H112ZM117 193H118V192H117ZM128 193H129V194H128ZM159 193H161V192H158V194H159ZM174 193H175V192H174ZM176 193H177V192H176ZM186 193H188V191H187ZM30 194H31V193H30ZM47 194H48V193H47ZM47 194H46V195H47ZM66 194H68V193L66 192ZM77 194H78V192H77ZM77 194H76V196H77ZM82 194H83V193H82ZM105 194H106V193H105ZM136 194H137V193H136ZM141 194H143V192H142ZM144 194H145V193H144ZM151 194H152V193H151ZM153 194H154V193H153ZM166 194H167V193H166ZM191 194H192V193H191ZM208 194H209V193H208ZM210 194H211V193H210ZM219 194H220V193H219ZM6 195H7V194H6ZM6 195H5V196H6ZM15 195H17V194L15 193ZM23 195H24V194H23ZM36 195H37V196H35V197H38V198L40 197V196H38V194H36ZM44 195H45V194H44ZM55 195H56V194H55ZM58 195H59V194H58ZM91 195H92V194H91ZM101 195H102V194H101ZM101 195H99V196H101ZM112 195H113V194H112ZM121 195H122V194H121ZM134 195H135V194H134ZM138 195H139V194H138ZM146 195H147V193H146ZM170 195H171V193H170ZM172 195H173V193H172ZM174 195H175V194H174ZM174 195H173V196H174ZM178 195H179V193H178ZM187 195H188V194H187ZM197 195H199V194H197ZM204 195H205V193H204ZM17 196H18V195H17ZM27 196H28V195L26 194V197H27ZM32 196H34V194H33ZM47 196H48V195H47ZM49 196H50V195H49ZM61 196H63V195L61 194ZM68 196H69V195H68ZM71 196H72V195H71ZM79 196H78V199H80ZM86 196H87V195H86ZM86 196H85V198H86ZM108 196H109V195H108ZM108 196L106 197V199H108ZM114 196H115V195H114ZM135 196H136V195H135ZM148 196H149V195H148ZM154 196H155V195H154ZM191 196H192V195H191ZM6 197H8V196H6ZM10 197H11V196H10ZM14 197H16V196H13V198H14ZM23 197H24V196H23ZM53 197H54V196H53ZM66 197H67V196H65V200L67 199V200H66L67 202H65V203H68V201H69L68 198H70V196H69L68 198H66ZM73 197H74V196H73ZM80 197H81V196H80ZM83 197H84V196H83ZM93 197H94V195H93ZM103 197L105 198L104 195H103ZM111 197H112V196H111ZM119 197H120V196H119ZM119 197H118V199H119ZM140 197H141V196H140ZM144 197H146V196H144ZM158 197H159V196H158ZM162 197H163V196H162ZM164 197H165V199H166V195H164ZM167 197H168V196H167ZM185 197L187 198V197H189V196H185ZM59 198L61 199L62 197H60V195H59ZM74 198H75V197H74ZM91 198H92V197H91ZM100 198H101V197H100ZM123 198H124V197H123ZM125 198H126V197H125ZM132 198H134V197L132 196ZM150 198H151V197H150ZM150 198H149V200H150ZM154 198H155V197H154ZM171 198H172V197H171ZM192 198H193V197H192ZM219 198H220V197H219ZM7 199H8V198H7ZM15 199H16V198H15ZM19 199H20V198H19ZM19 199H17V200H19ZM60 199H59V201H60ZM93 199H94V198H93ZM97 199H98V198H97ZM102 199H103V198H101V200H102ZM106 199H105V200H106ZM111 199H113V197H112ZM165 199H164V200H165ZM167 199L169 200V198H167ZM176 199H177V198H176ZM182 199H183V198H182ZM187 199H188V198H187ZM63 200H64V199H63ZM72 200H73V199H72ZM74 200L76 201L77 199H74ZM83 200H84V198H83ZM90 200H91V199H90ZM99 200H100V199H99ZM101 200H100V201H101ZM151 200H152V199H151ZM154 200L156 201V199H154ZM158 200H159V199H158ZM208 200H209V199H208ZM2 201H4V200H2ZM42 201L44 202V200H42ZM48 201H49V200H48ZM55 201H56V200H55ZM55 201H54V202H55ZM77 201H78V200H77ZM85 201H86V199H85ZM96 201H97V200H96ZM107 201H108V200H107ZM114 201H115V200H114ZM124 201H125V200H124ZM133 201H134V200H133ZM133 201H131V202H133ZM139 201H140V200H139ZM141 201H144V200H142V198H141ZM191 201H192V199H191ZM196 201H197V200H196ZM209 201H210V200H209ZM230 201H231V200H230ZM0 202H1V199H0ZM46 202H47V201H45L44 203H46ZM49 202H50V201H49ZM49 202H48V203H49ZM61 202H62V201H61ZM69 202H70V201H69ZM108 202H109V201H108ZM111 202H112V201H111ZM122 202H123V201H121V203H122ZM126 202H128V199H127ZM148 202H149V201H148ZM151 202H152V201H151ZM157 202H158V201H157ZM160 202H161V199H160ZM160 202H159V203H160ZM174 202H175V201H173V203H174ZM192 202H193V201H192ZM215 202H216V201H215ZM3 203H4V202H1V204H3ZM56 203L59 204L60 202L58 203V201H56ZM63 203H64V201H63ZM79 203H80V201H79ZM83 203H84V202H83ZM85 203H86V202H85ZM90 203H92V202H90ZM95 203H96V202H95ZM99 203H100V202H99ZM105 203H106V202H104V204H105ZM113 203L115 204V202H113ZM128 203H129V202H128ZM136 203L138 204V202H136ZM187 203H188V202H187ZM259 203H260V202H259ZM57 204H56V205H57ZM77 204H78V203H77ZM80 204H81V203H80ZM102 204H103V203H102ZM104 204H103V205H104ZM122 204H123V203H122ZM149 204H150V202H149ZM170 204H171V203H170ZM188 204H189V203H188ZM190 204H191V202H190ZM225 204H226V203H225ZM5 205H6V204H5ZM5 205H4V206H5ZM34 205H36V204H33V206H34ZM38 205H39V204H38ZM53 205H54V204H53ZM53 205L51 204L50 206H53ZM61 205H62V204H61ZM63 205H64V204H63ZM69 205H70V204H69ZM71 205H72V203H71ZM74 205H75V204H74ZM92 205H93V203H92ZM96 205H98V203H97ZM131 205H132V203H131ZM134 205H135V204H134ZM146 205H148V203H147ZM153 205H154V203H153ZM161 205H162V204H161ZM161 205H159V206H161ZM207 205H210V204H207ZM226 205H228V204H226ZM246 205H248V204H246ZM256 205H257V203H256ZM7 206H8V204H7ZM57 206H59V205H57ZM78 206H79V205H78ZM80 206H81V205H80ZM82 206H83V205H82ZM82 206H81V207H82ZM90 206H91V205H90ZM90 206L87 205V207H89V209H90ZM115 206H116V205H115ZM120 206H121V205H120ZM123 206H124V205H123ZM154 206H155V205H154ZM181 206H182V205H181ZM194 206H195V204H194ZM197 206H198V205H197ZM210 206H211V205H210ZM8 207H9V206H8ZM34 207H35V206H34ZM63 207H69V206H67V205L65 206V205H64ZM81 207H80V208H81ZM84 207H86V206L84 205ZM84 207H83V209H85ZM101 207H102V206H101ZM113 207H114V206H113ZM133 207H134V206H133ZM142 207H143V206H142ZM204 207H205V206H204ZM229 207H230V205H229ZM233 207H234V206H233ZM233 207L231 206V208H233ZM5 208H6V210H7V207H5ZM35 208H36V207H35ZM39 208H40V207H39ZM41 208H44V206L41 207ZM47 208H48V206H47ZM47 208H46V210H47ZM49 208H50V207H49ZM52 208H53V207H52ZM76 208H77V205H76ZM97 208H98V207H97ZM119 208H120V207H119ZM122 208H123V207H122ZM162 208H163V207H162ZM162 208H161V209H162ZM169 208H170V206H169ZM173 208H174V207H173ZM179 208H180V207H179ZM201 208H202V207H201ZM226 208H228V207H226ZM234 208H235V207H234ZM242 208L244 209V206H243ZM27 209H28V208H27ZM53 209H55V208H53ZM53 209H52V210H53ZM66 209H67V208H66ZM71 209H72V208H71ZM77 209L79 210V208H77ZM136 209H137V206H136ZM140 209H141V208H140ZM150 209H151V208H150ZM159 209H160V208H159ZM202 209H203V208H202ZM8 210H9V209H8ZM52 210H51V211H52ZM64 210H65V209H64ZM67 210H68V209H67ZM72 210H73V209H72ZM72 210H70V212H71ZM80 210H81V209H80ZM127 210H128V209H127ZM138 210H139V208H138ZM147 210H148V209H147ZM154 210H155V208H154ZM154 210H153V211H154ZM162 210H163V209H162ZM164 210H165V208H164ZM164 210H163V211H164ZM176 210H177V209H176ZM198 210H199V208H198ZM200 210H201V209H200ZM2 211H3V208H2ZM34 211H35V210H34ZM42 211H43V210H42ZM44 211H45V210H44ZM58 211H59V210H58ZM91 211L94 212L93 209H91ZM91 211H90V213H91ZM96 211H97V209H96ZM103 211H104V210H103ZM163 211H162V212H163ZM170 211H171V209H170ZM245 211H246V210H245ZM4 212H5V211H4ZM4 212H3V213H4ZM8 212H9V211H8ZM8 212H7V213H8ZM30 212H31V214H33L32 211H30ZM36 212H38V210H37ZM40 212H41V211H40ZM45 212L48 213V212H50V211H48V212L45 211ZM56 212H57V211H56ZM62 212H63V211H62ZM68 212H69V210H68ZM70 212H69V213H70ZM82 212H84V211H82ZM82 212H81V213H82ZM98 212H99V211H98ZM98 212H97V213H98ZM111 212H112V211H111ZM113 212H114V211H113ZM130 212H131V211H130ZM145 212H146V211H145ZM156 212H157V211H156ZM177 212H178V211H177ZM227 212H228V211H227ZM227 212H226V213H227ZM260 212H261V210H260ZM7 213L5 212V214H7ZM25 213H26V212H25ZM27 213H28V212H27ZM43 213H44V212H43ZM51 213H52V212H51ZM71 213H72V212H71ZM95 213H96V212H95ZM106 213H107V212H105V214H106ZM108 213H109V212H108ZM128 213H129V212H128ZM153 213H155V211H154ZM186 213H187V212H186ZM213 213H214V212H213ZM5 214H3V215H5ZM39 214H40V213H39ZM48 214H49V213H48ZM52 214H53V213H52ZM55 214H56V213H55ZM65 214L67 215V211H66ZM84 214H85V212H84ZM138 214H140V213H138ZM141 214H142V213H141ZM165 214H166V213H165ZM167 214H168V213H167ZM173 214H174V212H173ZM8 215H9V214H8ZM25 215H26V214H25ZM36 215H37V214H36ZM43 215H44V214H43ZM96 215H97V214H95V216H96ZM103 215H104V214H103ZM111 215H112V214H111ZM142 215H143V214H142ZM169 215H170V214H169ZM189 215H190V214H189ZM198 215H199V214H198ZM6 216H7V215H6ZM21 216H22V215H21ZM21 216H20V217H21ZM28 216H29V214H28ZM31 216H32V215H31ZM45 216H46V214H45ZM51 216H52V215H51ZM91 216H92V215H91ZM104 216H105V215H104ZM121 216H122V214H121ZM135 216H136V214H135ZM143 216H146V215L144 214ZM161 216H162V214H161ZM221 216H222V215H221ZM232 216H233V215H232ZM8 217H9V216H8ZM20 217H18V220H19ZM25 217L27 218V216H25ZM34 217H35V216H34ZM47 217H48V216H47ZM63 217H64V216H63ZM63 217H62V218H63ZM93 217H94V216H93ZM115 217H117V216H115ZM118 217H119V216H118ZM118 217H117V218H118ZM122 217H124V216H122ZM139 217H140V215H139ZM162 217H163V216H162ZM177 217H178V215H177ZM233 217H234V216H233ZM26 218H25V219H26ZM45 218H46V217H45ZM48 218H49V217H48ZM64 218H66V217H64ZM133 218H136V217H133ZM173 218H175V217H173ZM184 218H185V217H184ZM202 218H203V217H202ZM242 218H243V217H242ZM0 219H1V216H0ZM10 219H11V218H10ZM10 219H8V220L10 221ZM35 219H36V218H35ZM50 219H51V218H50ZM50 219H48V222H49ZM66 219H67V218H66ZM73 219H74V218H73ZM89 219H90V217H89ZM91 219H92V218H91ZM95 219H96V217H95ZM107 219H108V218H106V220H107ZM109 219H110V218H109ZM148 219H149V218H148ZM228 219H229V218H228ZM233 219H235V218H233ZM16 220H17V219H15V221H16ZM33 220H34V219H33ZM38 220H39V219H38ZM63 220H64V219H63ZM63 220H62V221H63ZM67 220H68V219H67ZM82 220H83V219H82ZM82 220H81V222H82ZM87 220H88V219H87ZM96 220H97V219H96ZM101 220H102V219H101ZM144 220H145V219H144ZM169 220H170V218H169ZM172 220H173V219H172ZM192 220H193V219H192ZM231 220H232V219H231ZM35 221H37V220H35ZM52 221H54V220H52ZM58 221H61V220L58 219ZM62 221H61V222H62ZM77 221H78V219H77ZM99 221H100V218H99ZM135 221H137V220H135ZM175 221H177V220L175 219ZM185 221H186V220H185ZM204 221H205V220H204ZM220 221H221V220H220ZM233 221H234V220H233ZM13 222H14V219H13L12 223H13ZM22 222H24V221H22ZM61 222H60V223H61ZM68 222H69V221H68ZM70 222H71V221H70ZM74 222H75V221H74ZM100 222H101V221H100ZM142 222H143V221H142ZM145 222H146V221H145ZM160 222H161V221H160ZM169 222H171V220H170ZM177 222H178V221H177ZM221 222H222V221H221ZM33 223H34V222H33ZM35 223H37V222H35ZM35 223H34V224H35ZM40 223H41V222L39 221V224H40ZM50 223H51V220H50ZM52 223L54 224V222H52ZM66 223H67V221H66ZM83 223H84V221H83ZM101 223H102V222H101ZM116 223H118V222L116 221ZM121 223H122V222H121ZM136 223H137V222H136ZM147 223H148V222H147ZM163 223H164V222H163ZM172 223H173V221H172ZM182 223H183V220H182ZM235 223H237V222H235ZM26 224H27V222H26ZM30 224H32V222H30ZM30 224H28L27 226H29ZM37 224H38V223H37ZM37 224H36V225H37ZM53 224H51V225H53ZM64 224H65V223H64ZM68 224H69V223H68ZM72 224H74V223H72ZM76 224H78V223L76 222ZM85 224H86V222H85ZM88 224H89V223H88ZM123 224H124V223H123ZM123 224H122V225H123ZM125 224H126V223H125ZM131 224H133V223H131ZM195 224H196V222H195ZM17 225H18V224H17ZM40 225H43V224L41 223ZM48 225H50V224H48ZM48 225H47V226H48ZM51 225H50V226H51ZM59 225L61 226V224H59ZM62 225H63V224H62ZM66 225H67V224H66ZM98 225H101V224H98ZM153 225H154V224H153ZM165 225H167V223H166ZM232 225H233V224H232ZM234 225H235V224H234ZM250 225H251V224H250ZM2 226H3V225H2ZM7 226H8V225H7ZM21 226H22V227H23V226L25 227L24 224H23V225L20 224V227H21ZM31 226H32V225H31ZM50 226H48V227L50 228ZM57 226H58V225H57ZM68 226H69V225H68ZM88 226H90V225H88ZM93 226H94V225H93ZM105 226H106V225H105ZM115 226H119V225H115ZM115 226H114V227H115ZM126 226L128 227V224H127ZM15 227H16V225H15ZM20 227H19V228H20ZM29 227H30V226H29ZM38 227H40V226L38 225L37 228L35 227L36 230H37V229L39 230ZM52 227H54V226H52ZM61 227H62V226H61ZM64 227H65V225H64ZM66 227H67V226H66ZM66 227H65V228H66ZM70 227H71V225H70ZM80 227L82 228L81 225H80ZM80 227H78V229H80ZM103 227H104V226H103ZM121 227H122V226H121ZM132 227H133V225H132ZM139 227H140V225H139ZM145 227H146V226H145ZM149 227H150V226H149ZM162 227H163V226H162ZM180 227H181V226H180ZM189 227H190V226H189ZM203 227H204V226H203ZM234 227H235V226H234ZM234 227H232V228H234ZM0 228H1V227H0ZM5 228H6V226H4V230H5ZM11 228H12V227H11ZM45 228H46V230H47V227H45ZM57 228H58V227H57ZM59 228H60V227H59ZM67 228H69V227H67ZM105 228H106V227H105ZM116 228H117V227H116ZM116 228H115V229H116ZM119 228H120V227H119ZM137 228H138V227H137ZM150 228H151V227H150ZM40 229H41V228H40ZM62 229H63V228H62ZM103 229H104V228H103ZM109 229H110V228H109ZM113 229H114V228H113ZM133 229H134V228H133ZM142 229H143V228H142ZM158 229H159V227H158ZM160 229H161V228H160ZM182 229H183V228H182ZM186 229H187V228H186ZM234 229H235V228H234ZM13 230H15V229L13 228ZM20 230H21V229H20ZM20 230H19V231H20ZM30 230H31V227H30ZM38 230H37V232H38ZM43 230H44V229H43ZM49 230H50V229H48L47 232H49ZM53 230H54V229H53ZM56 230H57V229H56ZM60 230H61V229H60ZM63 230L65 231V229H63ZM70 230L72 231V229H70ZM74 230H75V229H74ZM82 230H83V229H82ZM97 230H98V229H97ZM107 230H108V229H107ZM110 230H111V229H110ZM148 230H149V229H148ZM177 230H178V228H177ZM179 230H180V229H179ZM1 231H2V230H1ZM6 231H7V230H6ZM9 231H10V230H9ZM16 231H17V230H16ZM16 231H15V232H16ZM50 231H51V230H50ZM66 231H67V230H66ZM76 231H77V230H76ZM79 231H80V230H79ZM86 231L88 232V229H87ZM121 231H122V230H121ZM131 231H134V232H135V230H131ZM243 231H244V230H243ZM247 231H248V230H247ZM12 232H13V231H12ZM15 232L12 234L13 236H16L17 233L15 234ZM17 232H18V231H17ZM29 232H32V231H29ZM34 232H35V231H34ZM43 232H44V231H43ZM62 232H63V231H62ZM62 232H61V233H62ZM90 232H91V230H90ZM90 232H88V233H90ZM98 232H99V231H98ZM100 232H101V231H100ZM108 232H112V231H108ZM108 232H107V233H108ZM118 232H119V230H118ZM128 232H129V231H128ZM180 232H181V230H180ZM229 232H230V231H229ZM2 233H3V232H2ZM67 233H68V231H67ZM72 233H73V232H72ZM116 233H117V232H116ZM129 233H130V232H129ZM131 233H132V232H131ZM169 233H171V232L169 231ZM184 233H185V232H184ZM247 233H249V232H247ZM0 234H1V232H0ZM5 234H6V233H5ZM14 234H15V235H14ZM44 234H45V233H44ZM48 234H49V233H48ZM57 234H58V233H57ZM90 234L92 235V232H91ZM99 234H100V233H99ZM110 234H111V233H110ZM110 234H109V235H110ZM120 234H121V233H120ZM120 234H119V235H120ZM122 234H123V233H122ZM196 234H197V233H196ZM17 235H18V234H17ZM22 235L24 236L23 233H22ZM31 235L34 236L33 234H31ZM46 235H47V234H46ZM53 235H54V234H53ZM53 235H52V236H53ZM55 235H56V233H55ZM58 235H59V234H58ZM60 235H61V234H60ZM60 235H59V236H60ZM64 235H65V232H64ZM79 235H80V234H79ZM96 235H97V232H96ZM96 235H95V236H96ZM102 235H103V234H102ZM109 235H108V236H109ZM129 235H130V234H129ZM137 235H138V234H137ZM173 235H174V234H173ZM231 235H233V234H231ZM259 235H260V234H259ZM1 236H2V235H1ZM5 236H6V235H5ZM27 236H28V233H27ZM42 236H43V235H42ZM66 236H67V235H66ZM70 236L72 237V234H71V233L69 234V237H70ZM73 236H74V235H73ZM82 236H83V235H82ZM92 236H93V235H92ZM105 236H106V235H105ZM110 236H112V235H110ZM124 236H125V235H124ZM141 236H142V235H141ZM176 236H177V235H176ZM2 237H3V236H2ZM9 237H10V236H9ZM35 237H36V236H35ZM45 237H47V236H44V239H45ZM54 237H55V236H54ZM56 237H57V236H56ZM61 237H62V236H61ZM61 237H60V239H61ZM67 237H68V236H67ZM79 237H80V236H79ZM88 237H89V236H88ZM154 237H155V236H154ZM28 238H30V237H28ZM32 238H33V237H32ZM32 238H30V239H32ZM39 238H40V239H43L41 236H40ZM49 238H50V237H49ZM63 238H64V237H63ZM63 238H62V239H63ZM72 238H73V237H72ZM85 238H86V240H87V236H86ZM129 238H131V237H129ZM132 238H133V236H132ZM140 238H141V237H140ZM156 238H157V237H156ZM201 238H202V237H201ZM205 238H206V237H204L203 239H205ZM246 238H247V237H246ZM260 238H261V236H260ZM5 239H6V237H5ZM7 239H9V238H7ZM21 239H22V238H21ZM35 239H36V238H34V239H32V240H35ZM37 239H38V238H37ZM50 239H51V238H50ZM52 239H53V238H52ZM67 239H69V238H67ZM175 239H176V238H175ZM182 239H183V238H182ZM182 239H181V240H182ZM233 239H234V237H233ZM3 240H4V239H3ZM55 240L58 241L56 238H55ZM73 240H74V239H73ZM76 240H77V237H76ZM83 240H84V239H83ZM86 240H85V241H86ZM135 240H136V239H135ZM161 240H162V237H161ZM179 240H180V239H179ZM0 241H2V240L0 239ZM20 241H22V240H20ZM20 241H19V242H20ZM28 241H29V240H28ZM28 241H27V242H28ZM35 241H36V240H35ZM43 241H44V240H43ZM46 241H47V240H46ZM60 241H62V240H60ZM63 241H65V240H63ZM63 241L60 242V243H63V245H64L67 241H70V240H66L65 243H64ZM77 241H78V240H77ZM119 241H120V240H119ZM159 241H160V240H159ZM199 241H201V240H199ZM214 241H215V240H214ZM253 241H254V240H253ZM37 242H39V241L37 240ZM37 242H36V243H37ZM40 242H41V240H40ZM58 242H59V241H58ZM95 242H96V241H95ZM95 242H94V243H95ZM136 242H137V241H136ZM149 242H150V240H149ZM155 242H156V241H155ZM193 242H194V241H193ZM1 243H2V242H1ZM1 243H0V245H2ZM16 243H17V242H16ZM33 243H34V242H33ZM33 243H32V244H33ZM84 243H85V242H84ZM102 243H103V241H102ZM117 243H118V242H117ZM119 243H120V242H119ZM151 243H152V242H151ZM180 243H181V242H180ZM257 243H258V242H257ZM3 244H4V243H3ZM5 244L7 245L6 242H5ZM9 244H10V243H9ZM11 244H12V243H11ZM19 244H20V243H19ZM26 244H27V243H26ZM29 244H30V243H29ZM44 244H45V243H44ZM50 244H51V243H50ZM77 244H78V243H77ZM81 244H82V243H81ZM81 244H80V246H81ZM87 244H89V243H87ZM87 244H86V245H87ZM97 244H98V242H97ZM106 244H107V243H106ZM132 244H133V243H132ZM190 244H191V243H190ZM37 245H38V244H37ZM46 245H47V244H46ZM59 245L62 246V244H59ZM68 245H69V243H68ZM70 245H71V243H70ZM82 245H83V244H82ZM216 245H218V244H216ZM252 245H253V244H252ZM3 246H4V245H3ZM16 246H17V245H16ZM21 246H22V249H23V243H22ZM24 246H26V245H24ZM30 246H31V245H30ZM35 246H36V245H35ZM50 246H51V245H50ZM61 246H60V247H61ZM77 246H78V245H77ZM80 246H79V248H80ZM84 246H85V244L83 245V247H84ZM89 246H90V245H89ZM89 246H86V247H89ZM104 246H105V244H104ZM104 246H101V247H104ZM120 246H121V245H120ZM7 247H8V245H7ZM17 247H18V246H17ZM26 247H27V246H26ZM32 247H33V246H32ZM36 247H37V246H36ZM65 247L67 248L68 246H65ZM72 247H73V245H72ZM99 247H100V246H99ZM106 247H107V246H106ZM132 247H133V246H132ZM4 248H5V246H4ZM4 248H2V249L4 250ZM24 248H25V247H24ZM30 248H31V247H30ZM33 248H34V247H33ZM44 248H45V246H44ZM66 248H64V249H66ZM70 248H71V247H70ZM84 248H85V247H84ZM108 248H110V247H108ZM187 248H189V246H188ZM2 249H1V250H2ZM9 249H10V247H9ZM22 249H21V250H22ZM28 249H29V247H28ZM50 249H51V248H50ZM72 249H73V248H72ZM72 249H70L69 251H73ZM76 249H77V248H76ZM103 249H104V248H103ZM255 249H256V248H255ZM66 250H68V249H66ZM107 250H108V249H107ZM129 250H130V249H129ZM193 250H194V249H193ZM210 250H211V249H210ZM10 251H12V250H10ZM28 251H30V250H28ZM33 251H34V249H33ZM49 251H50V250H49ZM55 251H56V250H55ZM55 251H54V252H55ZM64 251H65V250H64ZM82 251H84V250H82ZM101 251H102V250H101ZM126 251H127V250H126ZM135 251H136V250H135ZM179 251H180V250H179ZM7 252L9 253V251H7ZM12 252H13V251H12ZM26 252H27V251H26ZM35 252H36V251H34V253H35ZM43 252H44V251H43ZM43 252H42V253H43ZM85 252H86V251H85ZM85 252H84V254H85ZM98 252H99V251H98ZM150 252H151V251H150ZM185 252H186V250H185ZM199 252H200V251H199ZM203 252H205V251L203 250ZM208 252H209V251H208ZM213 252H214V251H213ZM213 252H212V253H213ZM218 252H219V251H218ZM234 252H235V251H234ZM3 253H4V252H3ZM8 253H6V255H7ZM17 253H18V252H17ZM17 253H15V254L17 255ZM19 253H20V252H19ZM24 253H25V252H24ZM24 253H23V254H24ZM30 253H31V251H30ZM36 253H37V252H36ZM42 253H41V252H40V253L38 252V255L40 254L39 257L41 256ZM48 253H49V252H48ZM51 253H52V251H51ZM62 253H63V252H62ZM62 253H61V255H62ZM64 253H66V252H64ZM78 253H80V251H79ZM91 253H92V252H91ZM102 253H103V251H102ZM140 253H141V252H140ZM28 254H29V252H28ZM49 254H50V253H49ZM98 254H99V253H98ZM6 255H5V256H6ZM20 255H21V254H20ZM20 255H19V256H20ZM32 255H34V254H32ZM50 255H51V254H50ZM52 255H53V254H52ZM166 255H167V254H166ZM183 255H184V254H183ZM192 255H193V254H192ZM245 255H246V254H245ZM247 255H248V254H247ZM247 255H246V256H247ZM19 256H18V258H19ZM28 256H30V255H28ZM34 256H35V255H34ZM56 256H57V255H56ZM56 256H55V257H56ZM59 256H60V254H59ZM98 256H99V255H98ZM133 256H134V255H133ZM146 256H147V255H146ZM178 256H180V254H178ZM193 256H194V255H193ZM203 256H204V255H203ZM205 256H206V254H205ZM31 257H32V256H31ZM49 257H50V256H49ZM60 257H61V256H60ZM60 257H59V259H60ZM65 257H68V256H65ZM76 257H77V256H76ZM84 257H85V256H84ZM87 257H88V255H87ZM87 257H85V258H87ZM110 257H111V256H110ZM115 257H116V256H115ZM127 257H128V256H127ZM144 257H145V256H144ZM147 257H148V256H147ZM147 257H146V258H147ZM263 257H264V256H263ZM22 258H23V257H22ZM50 258H52V257H50ZM81 258L83 259V256H82ZM105 258H106V256H105ZM116 258H117V257H116ZM118 258H119V257H118ZM118 258H117V259H118ZM135 258H136V257H135ZM137 258H138V257H137ZM178 258H179V257H178ZM191 258H192V257H191ZM30 259H31V258H30ZM37 259H38V258H37ZM41 259H42V257H41ZM41 259H40V260H41ZM59 259H58V260H59ZM65 259H66V258H65ZM68 259H70V258H68ZM77 259H78V258H77ZM77 259H75V260L77 261ZM94 259H95V258H94ZM98 259H99V258H98ZM107 259H108V257H107ZM110 259H112V258H110ZM113 259H114V258H113ZM130 259H131V258H130ZM14 260H15V259H14ZM20 260H21V257H20V259H19L18 261H20ZM23 260H24V259H23ZM26 260H28V259H26ZM26 260H25V262H26ZM32 260H33V259H32ZM38 260H39V259H38ZM43 260H44V259H43ZM62 260H63V259H62ZM62 260H61V262H62ZM85 260L87 261V259H85ZM100 260H101V258H100ZM105 260H106V259H105ZM121 260H122V259H121ZM123 260H124V259H123ZM132 260H133V259H132ZM132 260H131V261H132ZM145 260H148V259H145ZM150 260H151V258H150ZM164 260H165V259H164ZM256 260H257V259H256ZM0 261H1V259H0ZM10 261H11V260H10ZM21 261H22V260H21ZM68 261H69V260H68ZM73 261H74V259H73ZM79 261H80V259H79ZM86 261H85V262H86ZM97 261H98V260H97ZM108 261H109V260H108ZM108 261H107V262H108ZM111 261H113V260H111ZM116 261H117V260H116ZM134 261H135V260H134ZM165 261H166V260H165ZM1 262L3 263V260H2ZM16 262H17V260H16ZM22 262H23V261H22ZM33 262H34V261H32V264H33ZM38 262H39V261H38ZM57 262H58V261H57ZM59 262H60V260H59ZM83 262H84V261H83ZM92 262H94V261H92ZM92 262H91V263H92ZM99 262H101V261H99ZM119 262H120V261H119ZM148 262H149V261H147V263H148ZM189 262H190V261H189ZM5 263H6V262H5ZM9 263H10V262H9ZM11 263H12V261H11ZM11 263H10V264H11ZM20 263H21V262H20ZM77 263H79V262H77ZM95 263H96V262H95ZM141 263H142V262H141ZM163 263H164V262H163ZM3 264H4V263H3ZM18 264H19V263H18ZM23 264H24V263H23ZM58 264H59V263H58ZM67 264H68V263H67ZM104 264H105V263H104ZM110 264H111V262H110ZM117 264H118V263H117ZM122 264H123V263H122ZM137 264H138V263H137ZM164 264H165V263H164ZM246 264H247V263H246Z\"/></svg>", "mask_w": 264, "mask_h": 264}]
</instances>
